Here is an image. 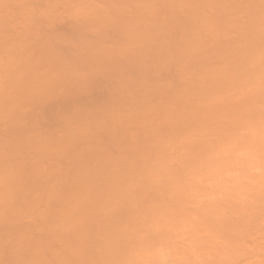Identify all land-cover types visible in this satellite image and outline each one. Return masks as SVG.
Returning a JSON list of instances; mask_svg holds the SVG:
<instances>
[{
    "label": "rangeland",
    "instance_id": "rangeland-1",
    "mask_svg": "<svg viewBox=\"0 0 264 264\" xmlns=\"http://www.w3.org/2000/svg\"><path fill=\"white\" fill-rule=\"evenodd\" d=\"M4 1H5V2H4ZM4 1H3V3H5L6 7H5V5L2 6L3 3H2V0H0V11H2V8H4V9H3V12H0V18H1V19H0V22H1V23H0V27H1V28H0V35H1V34H2V35H5V34H6V35H5V36H0V37H5V38H3V39H6V40H5V43H4V42H3L4 40H2V38L0 39V40H1V42H0V49L3 51V50H5V49H4V47H5V48H6V50H5L6 52H5V51H3V52L6 53V55H5L2 51H0L1 54H2V55L0 54V59L2 58V59L0 60V63H2L1 61L6 60V62H8V64H9V61H8V60H10L9 57H11V59L13 58V59H12V62H15V63H10V66H9V65H7V63L4 61L3 63H4V64L6 63L5 65L9 66V67L6 66V68H3V66H5L4 64H3L2 67H1V64H0V69L2 68L3 71H7V72L5 73V72H3L2 70H0V71H2V72L5 74V75H3V73L0 72V74H1V75H0L1 80H2V75H3V77L5 76L4 78L7 79V82H8V83H9L8 80H11V78L16 79V80H19V79H17V78H20L21 80H22V79L27 80L28 77H27V74H26V73H28V74H29L28 76H30V72H26V73H25V74H26V75H25V78H23V77H24L23 75H20V74H22V73L24 74V72H22V69H23L22 67H26V66H23V65L26 64V65L28 66L29 64L32 63V64H33V67L35 68L36 65H37L36 63H37V61L39 60V61H38V63L40 62L39 65H41V67H43V68H41V67H39V65H37L40 69L43 70V72H41V73H42L41 76L44 77L45 75H48L49 78L52 77V79H49L47 76H46V78L44 77L45 79H48L47 81H48L49 83H50V81L53 82L52 80L55 78V79H54V83H55V84H54V83L51 84V85H53V86H51L52 89H54L53 92L55 93V88H53V87H55L56 84H57V87H56L57 91H58V90L60 91V90L62 89L61 91H63V92H59V91H58V92L61 93V94H63L64 97L62 96L63 98H61V96H60L59 94H57L58 92H56V94H54V93L52 92V90H51V87H49V88H50L49 90H50L52 93H50V95H49L48 93H46V91H47L46 89H48V88H46V87H48V85H47V84H45V85L43 84V83H45L44 80H43V81H42V80H39L38 83H39L40 81L43 82L42 84H43V86H45V88H44L42 85H39L38 83H37V84H34L33 86H37V85H39V86L36 87L37 89H38V87H39V88H40V87H41V88L43 87L44 90H43V88H42V90H41V89H38V91H39V90L42 91V92H40V94L43 93V92H45L46 94L43 93L44 96H43V95H40V94H38L39 96L34 95L35 93L37 94V92H36L37 89H36V91H35V93H34V89H35V88H34V89H32L33 92H32V90H30V92L33 93V94H31V95H33V96H31V95H29V94H26V95L28 96V97H27V96H26V97L29 98V97L31 96L30 99L32 98L31 100H34V99H35L34 96H36V98H37L38 101H36V100L31 101V100H30V102H27V101H29V99L27 100L26 98H23V102H22L21 99H22L23 96H25V94L22 93L23 96H22V97H21V96L19 97L18 92H15V95H17L16 97H17V101H18V102H17V101L13 102V101H14V98H15V95H13V94H12V96L10 95V94L12 93L11 90H14V88H13L14 85H15V88H19L20 86L17 87L16 84L12 85V84H13V81H12V82L10 81L11 86H8L7 82H5V81H3V80H2V82H0V83H2V84H0V85H2V86H1V94H2V92H3V95H2V97H0V99H1V100L3 101V103H4V104H3L2 102H0V103H1V104H0V107L2 106V108L0 109V116L2 117V118H0V119H2V120H0V126H1V128H0V136H1V138H2V139L0 138V141H2V142H0V144L2 143V144L0 145V151H1V152L3 151L2 154H4L5 152H7V151H9L10 149H12V148H10V147H12L13 145H10V144H12L11 139H13V137H14L15 140H13V144H14V142H15V144H17V145L19 146V147H18L19 150L17 149V146H16V147L13 146L14 149L16 148V153H15V155H14L12 152H9L10 154L12 153V154H11L12 157L9 156V154L7 153V154H8L7 156L11 157V159H9V160H7V161H11V160H13V162L11 161L10 164H11V167H12V163L15 162V163H14V167H15V169H16L17 167L19 168V164H18V162L21 161V159H22V161L19 162V163H23V162H24L25 164L28 163V165H29V167H28V165H27V167H24V166H26V165L24 164V165H23V167H24L23 170L26 171V173H28V171L31 172V174H30V172H29L28 174H26V173L24 172L25 175L23 174V176H21L22 173H20V172H21V170H20V172H19V177H20V176H21V177L18 178V180H16V181H15L16 183H14V184H12V182H14L13 179H17V178L11 177V178L8 179V178L6 177V178H7L6 183H7L8 180L10 181V180L13 178V179H12L13 181L11 182V186H12V185H13V186H12V188H11V186L9 185L10 182H8V185H9L8 188L10 187L9 189H13V191H14V189H15V191H14L15 193H14L12 190H11L12 192H11V191L8 192L9 189L7 188L6 184H5L6 187L4 186V184H2L3 180H5V179H3V180L1 179V180H0V187H4V188L0 189V198H1V197H4V196H3L4 193H7V194L11 193L12 195H15V194H17V191L22 192V188H20V186H21V185H24V184H25L24 182H26V181H28V183L26 182V184H27L26 186H28V184H29L28 188L30 187V184L32 185L33 181H34V183L38 184V185H36V184L33 183V185H32L33 187H30V188H29V189H32V188H33L32 190H35V191L37 192V194L35 193V194H33V195H37V196H38V195L41 196V193H43L44 195H47V194H48V193H47V190H50L51 187H53V189H54L55 187H57V185H58V186L61 185V187H62V185H63V187H68L69 184H70V187H72V186H71V185H72L71 182L73 181L72 179H74L75 177H76V179H77V177L79 176L78 174L81 172V171H80V172H74V171L76 170V168H75V167H74L75 169L72 168V166H75L74 163H73V159H72V158H73V157L75 158L76 156H78V159H80L81 157H79V155H82V154L84 153V151L87 150V149L89 148L88 146H90V144H92V145H91L92 148L97 147L96 149H99V148L103 149V148L108 147V146H106V145L109 144V142H107V139H105V140H106V143H104L105 140H104V141L102 140V139L104 138L103 135H105V133H104L105 131H104V130H106V131L109 130L108 133H109V132H110V133H111V132H116V134H118L119 131L117 132L116 127L118 128L119 125L121 124L120 121H121L122 117H121V119H120L118 122H116L117 120L115 121L116 123H118V124H117L118 126H117V125H114V126H115V127H114L112 124L110 125V127H112V126L114 127V130H115V131H113L111 128L109 129V125H108L107 128H103V129L101 128L100 131H99V129H98V130H97L98 133H96V132L93 133V132H92L93 135H94L95 133H96V135H94V137H93V135H92V133H91V135H92L93 138H92L91 136H89V140L92 138V139L90 140V142H89V140L87 139L88 142H89V145H88V142L86 143L87 140H84V142H83L82 140L76 141V142H75L76 144L72 142V144H74V145L72 146L73 148H71V149L73 150L74 147L76 146V147L80 148L79 150L82 152V154H79V153H78V152H80V151H77L78 148H77V150H76V148H75V149H74L75 151L73 150L74 152L72 151V153H71V149H70V147H71V141H70L69 143H67V141L64 139L65 144L67 143L68 145L63 144V145H65V146L62 145V146H63V149H64V147H65V148L68 147V148H69V151H70V152L68 151V152H69V153H68V152H67L68 149H67V150L64 149V150H63L64 153H62V155L64 154V155H63L64 157L61 155V153H58L59 156H58V154L56 153V152L59 150L58 148L61 149V147H59V145H60L59 142L56 143L55 146H53L55 143H52V142H56V140L59 139L60 133H62L61 128H60L59 130L57 129V128H59V126H57V125L62 124L61 122H62L63 119L65 120V121L63 120V123L67 121V120L65 119V117H63V115H64V116L66 115V114H64V113H67V112H65L66 110L68 111V113H70V114H69L70 116H69L68 113H67L66 118H67V116H68L69 118L72 117V115H73V116H74V115L76 116V117L74 116V118H70V119H68L69 122H70V120H71V121H74V120L76 119V120L74 121V123H76L75 125H77V124L79 123V120H81L80 118L78 119L77 117H78L79 115H81V113H83V112H84L83 114H86V116L83 115V114H82V115L87 119V120H86V121H87V124H88L90 121H91V122H90L89 124H91L92 121H94V122L97 123V120H98V119H97V120L95 119V120H96V121H95V120L92 119V117L95 116V114L91 113V111H92V112H94V111H95V112H100V113H98V115H97L98 117H99V114H102L103 119H101V117H99V118H100L99 121H100V120H102V121H103V120H107V119H104V116L107 115V113H108L109 111H107V109L104 110V109L106 108L105 104H107V103L109 102V101H108L109 99L113 98V94L116 95L115 93H116V92L118 93L119 91H120L121 93H127V91H128V93H127L128 96H132V97H130V99L132 98L131 100H134V101L136 100V103H138L137 98H138V100H139V98H141L139 101L143 100V101L146 102V103H145V102H142V101H141V102H142L141 105H143V104L145 103L144 105H145V106L148 105V106L150 107V109H151V110H148V106H147V109H146V107H145V110L143 109V110L145 111L146 114H147V112L149 113V116H150V117L148 116V114H147V115L144 114V115H142V116H141V114H137V116L135 115L137 118L134 117V119L138 120V122H139V119H141V118L143 119L144 117H145V118L147 117L146 119H145V118H144L143 120L141 119V120H140L141 123H142V121H143V123L146 122L145 120H147V119L149 118L148 121H147L146 123L148 124V123H149V120H150L151 123H149V126H150V125L153 126V124H154L153 127L151 126L152 129H151V127H150V130H151V131L149 130L148 125L146 126L147 128L144 129L146 123H145L144 125H143V124L141 125V123L139 124V123H137V121L133 120L134 123L136 122V124L141 125V127H138V128L136 127L137 129H140V128H141V130H142V128H143L142 131H145V130H146L145 133L143 132L144 135L142 134V132H140V130H137V131H136V130L134 129V128H135L134 126H138V125H136V124L134 125L133 122H132V124H133L132 126H133L134 128H132V130H131V128H129V127L124 123L127 119H126V120L124 119V120H125L124 122L122 121V123L125 124V127L127 126L126 128H128V129L131 130V131H134V134H135V131H136V135L138 134L137 132H140V134H141V136L138 134L139 136H138V138H137V137H135L136 135L132 134L133 132L129 131L128 129H125V130L129 131V133H130V134H129L127 131H125L126 133H128L129 137L131 138V140H130L129 137H128V139H127L128 141L131 142V141L134 140V141H133L134 143H135L136 140L139 141V143H138V142L136 143V146L133 144V142H131V143H132L131 145H132V146L134 145V146L136 147V148H135V151H137L138 149H141L144 145L146 146V144H147L148 146H147L145 149L142 148L141 151H143V150H144L145 152L148 151L147 153H149V151H150V152H155L156 150H160L162 147L164 148L165 146H167V144L164 145L165 143H170V142H172V143H170L171 145L168 144V145H170V147L168 146L167 148L165 147L166 149L164 148V149H161V150H160V152L162 151L163 153H165L168 149L171 150V149L174 147V144H175V147H176V148H177V146L180 145V143H178L179 145L176 146V143H177V141H178L177 138L180 139V136H179L178 131H179V132L182 131V135H183V136H185V134H187L186 132H188L187 135L191 134V135L194 136L195 133L192 132V130L195 131V132H196V131H199V130H202V132H203V131L205 132V129L202 127V124H203V126L205 125L204 127H205V128H208L209 130L212 128V129L210 130V132H211L214 128H215V131L217 130V131L219 132V130H220V133H221V134L223 133L222 136H219V138H218V135H219L218 132H217V134H216V135H217V137H216V136H215V133H216V132H215L214 130L212 131V132H214L213 134H212V132L210 133L209 130H206L205 133H207V134H206L207 137H208V138H207L206 136H204L205 134H203V135L200 136V133H201V131H200V132L198 133L199 135L196 134V135H198V137H196V140L199 141V140H200L199 137H202L203 140L201 139L202 141L200 140V142H197V141L195 140V138H193V139L196 141V142H195V141L193 142L192 139H191V138H192L191 135H189V136H190L189 139H191V142H192V143H194V144H195V143H198L200 146H202V148H206V146H207V145L209 144V142H210V140L208 141V139L210 138V139L213 141V142L211 141V143L216 144V145H219V146H218V147H219V151L222 150V151H225V152H226L225 155H227V150H228V149L230 150V148H232V147H230V146H232V145H231V143H232V144H235V146L233 145L234 147L237 146V148H234V147H233L232 149H233V150H234V149H235V150H236V149L238 150V148H239V149H241L242 153L240 152V150H239V151H237V150L235 151V150H234L235 153L238 152L237 155H236L235 153H233V155H235L237 159H236V158L233 159L235 156H234L233 158L231 157V159H233V161L235 160V162H236V161H237V162L239 161V162L236 163V164H235V162H233L234 165H233V163L230 164V165H232L233 167H235V165H237V164L239 165V164H240L239 166L237 165L238 167H240L241 165H244L245 162H248L249 160L251 161L252 158H253V160L256 158V161H257V162L254 161L253 163H256V164L258 163V164H257L258 167H260V166H264V165H263L264 163L261 162V161H264V159H263L264 157H262V156L264 155V153H263V151H264V135H263V134H264V132H263L264 130H263V129H264V128L261 129V127H264V126H263V125H264V120H263V119H264V118H263V117H264V105H263V104H264V97H263V95H264V84H262V83H264V73H263V74L261 73L262 71H264V69H263V68H264V65H263L262 61H261V63H258L259 65L261 64V65H260L261 67L263 66V68L261 69L262 71L260 72L262 75L260 76V74H258V75H259V77H258V75L255 74V75H257V77H258V79H259V84H258L257 86H252V87L248 86V89H247V90H246L247 85H245V87H243V90H241L242 85H239V84L241 83V81H240L241 78H243L244 76L240 77L239 73H237V71H236L235 69H233L234 66H233V64H232L233 58H234L235 55L239 54L238 51H240V48H241V50L244 49L243 46H245V45L247 46V44H248V43H251V42L257 43V46H259V44L261 45V48L259 47V48H260V53H258L259 49L257 48L258 51H257L256 54H257V55L260 54L259 57L261 56V57H262V60H263V62H264V47H263V46H264V39H261V38H263V37L260 36V34L262 35L261 32H264V30H263V29H264V28H263V27H264V26H263V25H264V21L262 22V20H264V17H263V16H264V5H263V4H264V0H263V1H262V0H230V1H228V0H227V1H226V0H215V2H217V5L220 4L219 6H220L221 8L224 7V8H222L223 11H224V10L227 11L226 13H228V11H229V13H228V14H229L228 22L226 23V24H227L226 26H228V27H226V29H227V28H228V29L225 30V28H224V31H223V33H222L223 36H224V41H222V40H223L222 35L220 36V37H222V39L220 40V37H216L215 34H213V31L210 30V29H209V31H211L212 33L209 32V31L207 30L210 34H208L207 32H206L207 34H206V33L202 34L203 32H201V33H200L201 35H198V34H196L195 32L193 33V31H194L193 29H192L193 31H192V30L189 31L191 28H190L189 30L187 29V27L185 28V26H187V24H188L187 21H185V20L190 19L191 17L189 18L188 16H191L192 13H193V11H191V10L194 9V12H195L196 9H199V11H201V8H198V7L200 6L199 3H201L202 0H200V1H199V0H195V1H194V0H193V1H192V0H185V1H183V0H171L170 3H171L172 5H171L170 3L167 4V3L169 2V0H163V1H162V0H155V1H153V0H151V1H148V0H140V1H139V0H138V1H137V0H134L135 2H134L133 0H131V1H130V0L128 1V0H127L128 2H127V1L125 2V0H116L117 2L114 1V0H89V1H88V0H72V2H73L72 4H73V5H72L71 2H70L71 0H65V1H67V3L70 2V4H69V3H68V4L74 6V8H71L69 5H67V3L64 4V2H65L64 0H61V1L59 0L58 5H59L60 3H61V4H60V6H57V2H56V9H57V11H56V9L54 10V12H55L57 15H56L54 12H50V11H53V8H52V10H51V9L47 10V9L49 8V6H48V4H47V3H48V2H47L48 0H46L47 3L45 2V0H44L45 3L43 2V0H41V1L39 0L40 2H39V1L37 2V0H34V1H33V0H32V1H30V0L27 1V0H26V3H25L24 0H16V1H15V0H11V1L4 0ZM12 1H15V3L13 4ZM23 1H24V2H23ZM52 1H54V3H55V1H58V0H51V3H52L51 6L54 7L55 4H54ZM63 1H64V2H63ZM74 1H75V2H74ZM119 1H120L121 3H120ZM122 1H123V2H122ZM147 1H148V2H147ZM157 1H158V2H157ZM176 1H177V2H176ZM179 1H180V2H179ZM186 1H187V2H186ZM208 1H209V2H208ZM210 1H214V0H207L206 2H208V3L206 4L207 6H205L206 8H205V10L202 9L201 12H204V11H207V12L209 11V12H211L212 14L209 13V12H208V13L206 12V14H205V13H203V14L206 15V16L209 14V15L207 16V18L209 17L208 20L210 21V19H211V21H213V20H215V19H214V17H213L214 14H213V11H212L211 7H212L213 5H215L216 3H213V2H212V4H210V3H211ZM224 1H225V2H224ZM238 1H239V2H238ZM261 1H262L263 3H262ZM10 2H11V4H10L9 7H8L7 5H8ZM27 2H29V3L27 4ZM35 2H36L37 4H36ZM42 2H43V3H42ZM49 2H50V0H49ZM62 2H63V3H62ZM76 2H77V3H76ZM87 2H90L91 5L93 4V7L90 5V3H88V5H87ZM94 2H95V3H94ZM97 2H99V3H97ZM107 2H109V3H107ZM115 2H116L117 4H116ZM129 2H130V4H128ZM138 2H139V3H138ZM142 2H143V3H142ZM150 2H151V4H153V5H154L155 3H157V4H155L154 6H153V5H150V4H148V5L146 4V3H150ZM164 2H165V3H164ZM173 2H174V3H173ZM183 2H185L186 5H187V4H190L189 6L192 7V8H190L188 5L186 6ZM188 2H189V3H188ZM192 2H193L194 4L196 3V6H197V5H198V6H197V7H196V6H193V5H192V4H193ZM203 2H205V1L203 0ZM218 2H219V3H218ZM220 2H221L222 4H221ZM230 2H231L232 4H231ZM237 2H238V3H237ZM255 2H256V3H255ZM258 2H260V5H259ZM7 3H8V4H7ZM33 3H34V5H33ZM38 3H39V4H38ZM51 3H49V5H50ZM74 3H75V4H74ZM85 3H86V7H84V6H85ZM110 3L112 4V7H111V8H109V7L111 6V5H109ZM118 3H119V4H118ZM125 3H126V5H125ZM181 3L183 4L182 6L180 5ZM191 3H192V4H191ZM225 3H226V4H225ZM235 3H236V4H235ZM261 3H262V5H261ZM16 4H17V5H16ZM18 4H20V5H18ZM30 4H31V5H30ZM44 4H45V5H44ZM46 4H47V7H44V8H43V6H46ZM63 4H64V5H63ZM79 4H80V5H79ZM113 4H114V5H113ZM127 4H128V6H127ZM133 4H134V7L136 6V7L134 8L135 11H136V12L138 11L139 14H140V13L142 14V12H143V13H146V12H149V11L152 12L151 15L153 14V16H151V19H152L153 17H154V18H153V20H150V19H149V21H150V22L152 21L151 24H152V23H154V24L156 23L157 25L159 24V25H158V26H159V27H158L159 29L157 28V25H155L154 28H153V29H155L154 31H153V29H150V27H149V29L151 30L150 33H149L150 35L147 34L149 30H148V31L145 30L147 33H146V32H143V33H142L141 36H144V37H141V36H140L139 38H141L142 40L140 39V41H138V43L140 42L141 44H138L137 46H135V47H137V49L140 47V49H138V50H137L136 48L134 49V46H133V48H132V45L130 46V44H123V43H124V39H126L127 32H128L127 37H129V36H132V37H133V35H132L133 32H134V34H136V32H137V30H138L137 28L139 27V24H140V22L137 23V21L141 20V19H139V20L137 19V18H139V16L137 17L138 14H132V15H131V13L134 12ZM145 4H146L148 7H147ZM162 4H163V6H161ZM174 4H175V5H174ZM177 4H178V5H177ZM224 4H225V6H224ZM233 4H234V5H233ZM22 5H23V6H22ZM24 5H25V6H24ZM35 5H39L40 7H42V8H40V7L37 6V7H38V8H37V9H38V12H40L39 14H38L37 11H36L37 9H35V8H36ZM41 5H42V6H41ZM97 5H98V6H97ZM116 5H117V6H116ZM139 5H141L142 7H140ZM166 5H168V6H166ZM169 5H170V7H172V8H173V5H174V7L178 6V9H179V10H178V12H174L175 14H174L173 16H171V13H172V12H169V10H168V9H170ZM179 5H180V7H179ZM204 5H205V4L203 3V4L201 5V7L204 8ZM208 5H210V7H209ZM221 5H222V6H221ZM230 5H232L233 7L230 6ZM255 5H256V6H255ZM14 6H15V7H14ZM17 6L20 7V8L18 9ZM33 6H34V9H33ZM51 6H50V7H51ZM68 6H69V8H71V9H69ZM75 6H76V7L78 6L77 9H79V7L82 8V9H81L82 12L84 11V9H85V11H86V12L84 11L85 13H87V12H88V13L92 12V13H91V16H92V15L94 16V14H97V18H99V20H98L97 18H95L96 15L94 16V18H93V17L91 18L90 14H85V13L83 12V13L85 14V16L88 15V16H86V17H89L91 20H90V19H86L85 16H82V15H84V14L81 13V10H80V9H79L80 11H79V10H76V7H75ZM89 6H90V9H91V8H94V9H91L90 11L86 10L87 8L89 9ZM96 6H97V7H96ZM118 6H120V8H119ZM121 6H122L123 8H121ZM130 6H131V7H130ZM137 6H138V8H137ZM144 6H145V7H144ZM149 6L152 7V8H150ZM183 6H184V7H183ZM228 6H229V7H228ZM262 6H263V7H262ZM13 7L16 8V9H14ZM22 7H23V8L25 7V9H28V11L26 10V11H27V12H26L25 10H23ZM29 7H31V9H33V11L30 10ZM106 7H107V8H106ZM115 7H116V8H115ZM117 7H118V8H117ZM156 7H157V8H156ZM165 7H166V8H165ZM182 7L185 8V9H183ZM194 7H195V8H194ZM234 7H235V9H234ZM240 7H241V8L243 7V8L240 9ZM260 7H261V8H260ZM6 8H7V9H6ZM45 8H46V10H45ZM98 8H100L99 11H98ZM125 8H126L127 10H126ZM136 8H137V9H136ZM147 8H148V9H147ZM153 8H155L154 11H153ZM158 8H162V9H158ZM164 8H165V10H164ZM172 8H171V9H172ZM207 8H208V9H207ZM252 8H253V9H252ZM254 8H256V9H254ZM258 8H259V9H258ZM13 9H14V10H13ZM40 9H41V10L44 9V12H46V14H48V13L50 12L51 17L49 16L50 14L47 15V19H48V21H47V19H46L45 17H43L44 13H43V11H41ZM72 9H75L77 12H79V13L81 14V16H79V17L81 18V20H82L83 18H84L83 21H85V19L87 20V22H86V21L84 22L85 24H87V23L89 24V23H90L89 25L87 24L89 27L86 25L87 28H85L86 26H85L84 23H83L84 25L80 26V23L82 24V21L80 20L79 17H78L77 21L80 20L81 22H80V21L78 22L79 25L76 24L77 22H75V21H76L75 19L77 18V16H78L79 14L77 15L76 12H72ZM106 9H108V10H106ZM117 9H118V11H117ZM119 9H120V10H119ZM122 9H123L124 12L122 11ZM132 9H133V10H132ZM138 9H139V10H138ZM142 9H143V11H142ZM144 9H146V11H145ZM151 9H152V10H151ZM173 9H175V8H173ZM173 9H172V10H173ZM186 9L189 10V12H191V15H188V14H190V13L187 12ZM190 9H191V10H190ZM210 9H211V10H210ZM5 10H6V11H5ZM39 10H40V11H39ZM75 10H74V11H75ZM95 10H96V11H95ZM113 10H114V11H113ZM125 10L128 11L129 14H128V12H126ZM140 10H141V11H140ZM180 10H181V11H180ZM231 10H232V12H231ZM234 10H235V11H234ZM252 10H253L255 13H254ZM261 10L263 11V14H262V11H261ZM17 11H18V12H17ZM23 11H25V12H23ZM29 11H32V12H29ZM35 11H36V12H35ZM48 11H49V12H48ZM101 11H103V12H101ZM105 11L109 14V16H108V14L104 13ZM111 11H112V12H111ZM139 11H140V12H139ZM144 11H145V12H144ZM170 11H171V10H170ZM174 11H177V10H174ZM179 11H180V12H179ZM185 11H186L187 13H186ZM196 11H197V10H196ZM199 11H198V12H199ZM214 11H215V10H214ZM257 11H258V12H257ZM259 11H260V13H259ZM41 12H42V13H41ZM95 12H96V13H95ZM97 12H99V13H97ZM100 12H101V13H100ZM153 12H154V13H153ZM156 12H157V13H156ZM167 12H168V13H167ZM238 12H239V13H238ZM9 13H10V14H9ZM25 13H32V14H30V15H31V18L28 17V20H26V19H27L26 17H27V16H30V15H29V14L24 15ZM36 13H37V14H36ZM52 13H53V16H52ZM75 13H76V15H75L76 17H75L74 15H72V16L75 17V18H73V19H72V18H69V17H72V16H70L71 14H75ZM93 13H94V14H93ZM103 13H104V15H103ZM116 13H117L119 16H118ZM119 13H121V14H119ZM123 13H124V14H123ZM134 13H135V12H134ZM155 13L158 14V15H156ZM164 13L167 14V15L164 16ZM177 13H178V14H177ZM181 13H182V14H181ZM184 13H185V14H184ZM230 13H231L233 16H232V15L230 16ZM235 13H236V14H235ZM257 13H258V15H257ZM20 14L23 15V16H21ZM42 14H43V15H42ZM69 14H70V15H69ZM126 14H127L128 18L126 17ZM162 14H163V16H162ZM168 14H169V15H168ZM193 14H194V13H193ZM195 14H197V12H195ZM199 14H200V13H199ZM203 14H202V15H203ZM259 14H260V15H259ZM54 15H56L55 18H56L57 20L54 18ZM99 15H100V16H99ZM101 15H102V16H101ZM112 15H113V16H112ZM133 15H135L136 19L134 18ZM160 15H161V16H160ZM184 15H185V17H184ZM262 15H263V16H262ZM3 16L5 17V19H4ZM6 16H7V17H6ZM33 16H35V17H33ZM36 16H37L38 18L41 17V16H42V17H41V19L39 18V20H38V18H37ZM45 16H46V15H45ZM68 16H69V17H68ZM116 16H118V17L116 18ZM121 16H122L123 18H122ZM158 16H159V18H158ZM166 16H167V17H166ZM175 16H176L177 18H176ZM179 16H181V17L183 16V17L181 18V17H179ZM211 16L213 17V20H212V17H211ZM258 16H259L260 18H259ZM23 17H24V18H23ZM49 17H50V19H49ZM106 17H107V18H106ZM109 17H111V18H109ZM113 17H114V18H113ZM125 17H126V18H125ZM132 17H133V18H132ZM155 17H156L157 19H155ZM164 17H165V18H164ZM168 17H169V18L171 17L170 20H171V22H173V24L170 23V20H169ZM178 17H179V18H178ZM186 17H188V18L186 19ZM232 17H233V18H232ZM255 17H257V18H255ZM2 18H3V19H2ZM8 18H9V20H7ZM32 18H33V19H34V18L37 19V20L39 21V23H40V21H42V18H43V21L40 23V24H41V25H40L39 23H35L36 20H30V19H32ZM51 18H52V21H53V22L51 21ZM58 18H59V19H58ZM60 18H61V19H60ZM105 18H106V19H105ZM108 18H109V20H108ZM118 18H119V19H118ZM130 18H132V19H130ZM173 18H174V19H173ZM175 18H176V19H175ZM183 18H184V19H183ZM192 18H193V17H192ZM45 19H46V20H45ZM94 19H96L98 22L95 21ZM103 19H105V20H103ZM121 19H122V21H123V22H122L123 25L120 23ZM128 19H130V23H127V25H128V26H131V27H127V25H126V23H125L126 21L129 22ZM154 19L156 20V22H153V21H155ZM159 19H160L161 21H160ZM179 19H180V20H179ZM181 19H182V20H181ZM258 19H259V20H258ZM260 19H261V20H260ZM29 20H30V21H29ZM49 20H50V21H49ZM54 20H55V21H54ZM61 20H62V21H61ZM88 20H89L90 22H89ZM111 20H112V22H111ZM115 20H117V21H115ZM133 20H134L135 23H137V26H138V27L136 26V24H135V25L133 24V23H134V22H132ZM136 20H137V21H136ZM157 20H159V21H157ZM178 20H179V21H178ZM232 20H233V21H232ZM234 20H235V21H234ZM256 20H257V21H256ZM4 21H5V22H4ZM34 21H35V22H34ZM38 21H37V22H38ZM56 21H57V22H56ZM59 21H60V22H59ZM91 21H92V22H91ZM94 21H95V22H94ZM101 21H102V27H104V28L101 27ZM113 21L116 23V24H113L114 26L111 25L112 23H114ZM118 21H119V22H118ZM149 21H148V22H145V24L148 23L147 25H149V23H150ZM166 21L169 22V23L167 24ZM183 21H184V22H183ZM230 21H231V25H230ZM236 21H237V23H236ZM253 21H254V22H253ZM258 21H259V23H258ZM9 22H10L11 25L9 24ZM31 22H32V23L34 22V23H33L34 26H36L37 24L40 25L39 27L36 26V28H38V29H36L34 26H32L33 24H32ZM43 22H48V23H43ZM50 22H51V23H50ZM105 22H106V23H105ZM109 22H111L110 25H111L113 28L115 27V25L117 26V25L120 23L121 26H124L125 30H124L123 27L121 28L120 25H119V27H118V31L115 32L116 29H117V27L114 28V29H112L111 26H109V24H108ZM157 22H158V23H157ZM163 22L166 23V24H164ZM185 22H186V23H185ZM213 22H214V21H213ZM225 22H226V21H225ZM232 22H233V23L235 22V24H233ZM255 22H256V23H255ZM261 22H262V23H261ZM29 23H30V25H29ZM56 23H57V24H56ZM61 23H63V24L61 25ZM94 23H95V25H94ZM99 23H100V24H99ZM117 23H118V24H117ZM131 23H132V25H134L133 27H132ZM175 23H176V24H175ZM177 23H178V24H177ZM184 23H185V24H184ZM5 24H7L8 26L5 25ZM46 24H47V27H46ZM51 24H52V26H50V27L48 28V25H51ZM54 24H55V25H54ZM75 24L78 25V26L76 27ZM96 24L98 25V27H97ZM103 24H104V25L107 24V25L104 26ZM124 24H125V25H124ZM129 24H130V25H129ZM154 24H153V25H154ZM161 24L163 25L164 29H163V28H160V26L162 27ZM182 24H184V26H183ZM252 24H253L254 26H253ZM3 25H5V26H3ZM9 25H10V27H9ZM53 25H54V26H53ZM90 25H91V26H94V27H91ZM259 25H261V26H259ZM27 26H29V29H28ZM74 26L76 27V30H77V31H76L75 29L73 30V27H74ZM79 26H80V27H79ZM125 26H126L128 29H127ZM149 26H150V25H149ZM172 26H173V27H172ZM178 26L181 27V28H179ZM188 26H189V25H188ZM234 26H235V27H234ZM236 26H237V27H236ZM256 26H257V28H256ZM5 27H6V30H8V31H5ZM7 27H8L9 29H8ZM30 27H31V29H30ZM32 27H33V28H32ZM45 27H46V29H44ZM51 27H52V28H51ZM58 27H59V28H58ZM60 27H61V28H60ZM147 27H148V26H147ZM167 27H170V28H168L169 30L167 29ZM189 27H190V26H189ZM233 27H234L235 29H234ZM238 27L241 28V29L239 30ZM254 27H255V28H254ZM258 27H260V28L262 27V30H255V29H259ZM50 28H51V29H50ZM54 28H55V29H54ZM56 28H57V30H56ZM64 28H65V29H64ZM88 28H89V29L91 28V29H90L91 31H89ZM92 28H94V29L96 30V33L93 32L94 29H93V31H92ZM100 28H101V29H100ZM106 28H107V30H106ZM119 28H121L120 30L123 29L124 32L128 30L127 32H125L126 35H123V36H125V38L120 37V34H119V33H120V30H119ZM131 28H132V29H131ZM253 28H254L255 31L253 30ZM3 29H4V30H3ZM26 29H27V30H26ZM32 29H33V31H32ZM40 29H41V31H40ZM42 29H43V30H42ZM58 29H59V30H58ZM85 29H86V30H85ZM97 29H98V31H99L98 34H97ZM99 29L102 31V33H101V31H100ZM110 29H112V30H110ZM126 29H127V30H126ZM134 29H135V30H134ZM136 29H137V30H136ZM178 29H181V30H178ZM182 29H184V31H182ZM230 29H231V32H230ZM28 30H30V31H28ZM44 30H45L46 32H45ZM60 30H61V31H60ZM62 30H63V31H62ZM72 30H73V31H72ZM78 30H79V31H78ZM87 30H88V32H90L91 35H89V33L87 32ZM105 30H106L107 32H105ZM130 30H132V31H130ZM133 30H134V31H133ZM157 30H159V33H161L162 35H163L162 31L164 32V30H165V32H167L168 34H166V33L164 32V36L160 37L161 34L158 36L159 33H158ZM186 30L189 31L190 33L187 34L188 32H187ZM238 30H239V32H238ZM243 30H244V31H243ZM249 30L251 31V34H250V31H249ZM3 31H4V32H3ZM38 31H39V35H38ZM43 31H44L45 33H41V32H43ZM66 31H67L68 33H66ZM75 31L78 32V33H76L77 36H75L76 34L74 35ZM85 31L87 32V35H86V36H85V34H86ZM109 31H110V32H109ZM112 31H113V32H112ZM123 31H121V32L124 33ZM129 31H130V32H129ZM135 31H136V32H135ZM160 31H161V32H160ZM169 31H170L171 33H170ZM228 31H229V33L226 34ZM256 31H259V32L257 33ZM260 31H261V32H260ZM6 32H7L8 34H7ZM25 32H26V34H24ZM27 32H28V34H27ZM29 32H30L31 35L29 34ZM36 32H37V33H36ZM49 32H51V33H49ZM72 32H73V36H72V34H71ZM80 32H83V33H80ZM91 32H93V35H92ZM114 32H115L116 36L113 37V35H115ZM118 32H119V33H118ZM153 32H154V33H153ZM155 32L158 33V34L156 33L157 36L159 37V39H162V40H158V38L156 37ZM180 32H181V33L184 32V34H183V33H182V34H183L184 36H186V37H189V39L187 38V40H188V41L191 40V41L188 42L186 39H183L184 36H183V35H179V34H181ZM204 32H205V31H204ZM225 32H226V33H225ZM243 32H244V33H243ZM247 32H248V33H247ZM252 32H253V33H252ZM255 32H256V35H254ZM35 33H36V34H35ZM54 33H56V35H55ZM63 33H65V34H63ZM69 33H70V36H69ZM79 33H80V35H82L83 37L80 36ZM84 33H85V34H84ZM107 33H109V35H108ZM110 33H112L113 35L110 34ZM117 33H118V35H117ZM122 33H121V34H122ZM125 33H124V34H125ZM130 33H132V34L130 35ZM144 33H145V35H144ZM191 33H192V34H191ZM240 33H242V34H240ZM15 34H16V36H14ZM21 34H22V35H21ZM32 34H33V35H32ZM40 34H41V35H40ZM46 34H47V36H45ZM67 34H68V36H67ZM94 34H95V35H94ZM101 34H103V35H101ZM104 34H105V35H104ZM106 34H107L108 36H107ZM152 34H153V35L155 34V36L153 37ZM193 34H196V35H193ZM212 34H213V35H212ZM225 34H226L227 36H225ZM249 34L252 36V38H251V36H249ZM18 35H20V36H18ZM28 35H29V36H28ZM37 35H38V37H37ZM52 35H54V38H56L57 41H58V39H59V41H58L59 43L55 42V41H54V40H55L54 38H51V37H53ZM57 35H59V37H58ZM78 35H79L80 37H79ZM147 35H148V36H147ZM165 35L167 36V38H166ZM187 35H188V36H187ZM190 35H191L192 37H190ZM202 35H203V36H202ZM204 35H205V37H204ZM206 35H207V37H206ZM210 35H211V36H210ZM241 35H242V36H241ZM27 36L30 38L32 44H29V43H31V42H30V40L27 38ZM31 36H34L35 39H33V37L31 38ZM39 36H40V38H39ZM63 36H64V37H63ZM87 36H90V38L87 37ZM93 36H95V37H93ZM99 36H100V38H99ZM102 36H103V37H102ZM106 36H107V37H106ZM118 36L120 37V39H118V38H119ZM145 36H146V38H145ZM178 36H180V38L183 37V38H181V40H182L183 42L180 41V39H179ZM196 36H197V37H196ZM198 36H200V37H198ZM245 36H246V38H245ZM253 36H254V37H253ZM258 36H259V37H258ZM7 37H8V38H11L13 41H11V39L7 40V39H8ZM12 37H13V38H12ZM23 37H24V38H23ZM36 37H37V38H36ZM41 37H42V38H41ZM49 37H50V38H49ZM60 37H62V41H64L63 44H64L65 42L68 41L67 43L64 44V46H65V45L67 46V44H68L67 47H69L70 44H71L70 41H71L72 43L74 42L73 44H71V47H72V45H73V46L75 45V49H74V47H72V50H76V51H77V53H76V51H74V52L77 54V56L75 55L74 52H70V53L68 52V51L71 50L70 47L68 48V49H69V50H68L67 47L65 46V48L68 50L67 52H66L65 49H62V47L64 48V46H62L63 44H62V42H61ZM67 37H68V38H67ZM72 37H73V38H72ZM74 37H75V38H74ZM105 37H106V38H105ZM115 37H116V38H115ZM117 37H118V38H117ZM168 37H169V38H168ZM186 37H185V38H186ZM193 37H196V39H193ZM202 37H203L206 41H205L204 39H202ZM215 37H216V38H215ZM228 37H229V38H228ZM242 37H243V39H242ZM249 37H250L251 39H250ZM16 38H20V39H17V41H20V40H21L20 42H18V45H17V41H15ZM21 38H22V39H21ZM38 38H39V39H38ZM44 38H45V40H46L47 42H48V40L50 39L49 42L47 43V44H48V45H47L48 47L45 45L46 41L44 40ZM46 38H47L48 40H47ZM63 38H64V39H63ZM69 38H70V39H69ZM79 38L82 39V41H79ZM85 38H86V39H85ZM87 38H88V39H87ZM94 38H95V39H94ZM102 38L105 40V42H103V39H102ZM110 38H111V39H110ZM150 38L153 39V40L157 38V40L152 41V42H153V43H152ZM163 38H164V39H163ZM190 38H191V39H190ZM197 38H198V39H197ZM226 38H227L228 40H226ZM257 38H258L259 40H258ZM26 39H27V41H26ZM32 39L34 40V42H33ZM52 39H54V40H52ZM67 39H68V40H67ZM93 39H94V40H93ZM96 39H97V40H96ZM98 39H99V40H98ZM108 39H109V40H108ZM145 39H146V40H145ZM178 39H179V41H178ZM199 39H200V42H198ZM212 39H213L214 41H215V39H216V42L214 43V41H213ZM241 39H242V40H241ZM256 39H257V40H256ZM23 40H24V41H23ZM35 40H36V41H35ZM37 40H38V42H37ZM43 40L45 41V43H44ZM73 40H76V41L78 40L77 42H78V43L81 42V44L79 43L80 45L78 46V43H77L76 41H73ZM95 40H96V43H95ZM117 40H118V42H117ZM122 40H123V43H122ZM163 40H164L165 42H164ZM185 40H186V41H185ZM193 40H195V41H193ZM197 40H198V41H197ZM202 40H203V41H202ZM208 40H209V41H208ZM218 40L221 41V42H219ZM225 40H226V41H225ZM238 40H239V41H238ZM245 40H246V41H245ZM247 40H248V41H247ZM252 40H253V41H252ZM255 40L258 41V42H256ZM8 41L11 42V44H12L11 46H12V47L9 46V45H10V44H9L10 42H8ZM14 41L16 42V44H15ZM22 41H23V42H22ZM41 41H42V42H41ZM83 41H84V43H83ZM88 41H89V44L92 42V43L90 44L91 46H90L89 44H87ZM113 41H114V42H113ZM161 41H162V42H161ZM184 41H185V42H184ZM201 41H202V44H201ZM217 41H218V42H217ZM227 41H228V42H227ZM235 41H236V42H235ZM240 41H241V42H240ZM242 41H243V43H242ZM21 42H22V43H21ZM28 42H29V43H28ZM36 42H37V43H36ZM39 42H41V45L39 44ZM97 42H98V44H97ZM155 42H156V43H155ZM163 42H164V43H163ZM190 42H191V43H190ZM195 42H197L196 44H198V43H199V44L196 45V44H194ZM203 42H204L205 44H204ZM206 42H207V43H206ZM209 42H210V43H209ZM225 42H226L227 44H226ZM230 42H231V43H230ZM237 42H238L239 45L237 44ZM245 42H246V43L248 42V43L246 44ZM35 43H36V44H35ZM56 43H57V44H60V43H61V44H60V48H59V45H58V47H57ZM69 43H70V44H69ZM100 43H103V44H100ZM147 43H150V44H149L150 47L147 45ZM157 43H158V46H157ZM178 43H179V44H178ZM181 43H183V44H181ZM189 43H190V44H189ZM192 43H193V44H192ZM216 43H219V44L216 45ZM229 43H230V44H229ZM232 43L234 44V46H235V44L238 45V47H236V46L233 47ZM4 44H6V45H4ZM14 44H15V45H14ZM22 44H24V46H20V45H22ZM25 44H26L27 46H26ZM43 44H44V45H43ZM52 44H53V45H52ZM84 44H85V45H84ZM95 44H96L97 46H99V45H101V46L96 47ZM120 44H121V45H120ZM154 44H155V46H153ZM171 44H172V45H171ZM174 44H175V46H179L180 44H181V45H180V47H177V48H176V47L174 46ZM185 44H186V45H185ZM208 44H209V45H208ZM220 44H223V45H221V47H220ZM243 44H245V45H243ZM251 44H252V43H251ZM1 45H2V47H1ZM7 45H8V46H7ZM16 45H17V46H16ZM33 45H34L35 47H34ZM50 45H51V46H54L52 50H51V48L49 47ZM55 45H56V46H55ZM83 45H84V46H83ZM88 45H89V48L91 47V48H90V52H87V51H88ZM93 45H94L95 47H94ZM102 45H103V46H102ZM118 45H119V46H118ZM122 45H123V47H122ZM124 45H125V46H124ZM127 45H128V46H127ZM141 45H142V46H141ZM146 45H147V46H146ZM161 45H162V46L165 45V46L162 47ZM168 45H170V47H169ZM183 45H185V46H183ZM187 45H188V46H187ZM193 45H194V46H193ZM195 45H196L197 47H196ZM199 45L202 46V47H203V45H205L204 47H205V48L207 47V48H206V49H205V48H201V47H199ZM213 45H214V47H213ZM218 45H219V46H218ZM228 45H229V46H228ZM231 45H232V47H231ZM262 45H263V46H262ZM6 46H7V47H6ZM19 46H20V47H19ZM28 46H29V47H28ZM30 46H31V48H30ZM39 46H42V47L45 46V47H43L44 49H43L42 47H41V49H40ZM76 46H77V47H76ZM82 46H83V49H81ZM126 46H127V48H125ZM152 46H153V47H152ZM159 46H160V47H159ZM171 46H173V47H172V48H173V49H172L173 51H175V50L178 51V50H179V51H178L179 53H178V52H177V53H174L173 51H171V53L173 52V54H172V55H173V58H174L175 56L178 55L179 58L175 57L177 60H176L175 58H174V60H173L172 57H171L172 59H170L169 57L172 56V55H170V56H169V54L166 55L167 51L170 52V48H171ZM192 46H193V49H194V47H195V49H196L197 52H196L195 50L192 49ZM210 46H212V47H210ZM215 46H216V48L218 47L217 50H216ZM225 46H226V47H225ZM239 46H240V47H239ZM241 46H242V47H241ZM246 46H245V47H246ZM8 47H9V48L11 47L12 49L10 48L11 50H9ZM13 47H14V48H13ZM36 47H37V48H36ZM38 47H39V48H38ZM46 47H47L48 49L50 48V50H48ZM56 47H57V48H56ZM84 47H87V49L84 50ZM115 47H117V50H115V49H116ZM128 47H130V48H128ZM158 47H159V48H158ZM166 47H167V50H166V52H165ZM184 47H186V50H187L189 53H190V50H191V53H192V54H191V53L189 54V55H190V57H189L190 59H189V60L192 61L191 63H192L193 65L190 63V61H189L188 63H186L187 61L180 60V59H183V56H186V55H184L185 52H186V50L184 49ZM198 47H199V48H198ZM222 47H224V48H222ZM2 48H3V49H2ZM17 48H20V50L17 49ZM22 48H23V49H22ZM29 48L32 49V50H30ZM77 48H78V49H77ZM92 48H93V49H92ZM94 48H96V50H95ZM99 48H101L102 51L99 50L97 56H96V55H93V54H95V53L97 54L96 51H97ZM118 48H120V49H118ZM124 48L126 49V50H125L126 53H125V51H123L125 54L121 51V49L124 50ZM146 48H147V49H146ZM148 48H149V49H148ZM187 48H189V49H187ZM190 48H191V49H190ZM200 48H201V50H199ZM221 48H222V49H221ZM235 48H236V49L238 48V49H237V50H234ZM13 49H14V50H13ZM15 49H16V50H15ZM34 49H36V50L38 49V50L36 51V50H34ZM42 49H43V51H44V50H46V51L42 52V51H41ZM54 49H56L57 53H56V51H53ZM91 49L93 50L92 53H91V51H92ZM127 49H129V52H128ZM131 49H132V50H131ZM144 49H145V50H144ZM151 49H152V50H151ZM154 49H155V50H154ZM182 49H184V50H182ZM220 49H221V50H220ZM223 49H225V50H223ZM229 49H230V50H229ZM261 49H262L263 52H261ZM8 50L10 51V53H9ZM17 50H18V52H17ZM21 50H22V51H21ZM25 50H27V51H25ZM29 50H30V51H29ZM47 50H48V51H47ZM72 50H71V51H72ZM106 50L108 51L109 54L107 53ZM130 50H131V52H130ZM133 50H134V51H133ZM135 50H136V52H135ZM162 50H163V53H164L166 56H165V55H162V53L159 54V52L162 51ZM198 50H199V51H198ZM202 50H204L205 52H204V51L202 52ZM228 50H229V51H228ZM232 50H234V51H232ZM12 51H14V52H16V53L14 54V52L12 53ZM23 51H24V52H23ZM28 51H29V52H28ZM34 51L37 52V53L35 54ZM59 51H60V52H59ZM82 51H85V52H82ZM103 51L106 52L107 55H106L105 53L103 54V53H102ZM111 51H113V52H111ZM114 51H115V52H114ZM116 51H117V52H116ZM119 51H120V53H119ZM139 51H140V52H139ZM146 51H148V53H147ZM152 51H153V52H152ZM158 51H159V52H158ZM225 51H226L227 53H226ZM231 51H232V52H231ZM19 52L21 53V56L24 57V59H23V57H20V56H19V54H20ZM26 52L28 53L27 55H26ZM31 52H33V53H31ZM40 52H41V53H40ZM52 52H53L54 55L52 54ZM86 52H87L88 54H90V53L92 54V55L90 54V55L92 56V59H93V56H94L95 58H96V57L99 58V57L102 56L101 59H103V60L101 61L100 58H99V59L96 58V59H97V61H96L97 63H93L94 61H92V59H91V61L89 62L91 56H90V55L88 56V54H87ZM134 52H135V54H133ZM150 52H151V53H150ZM175 52H176V51H175ZM180 52H182V53H180ZM194 52H195V54L199 52V56H198V54L195 55ZM220 52H224V53H220ZM235 52H236V54H235ZM237 52H238V53H237ZM22 53H24V54H22ZM38 53L41 55V56L39 57L40 59L37 58V57L39 56ZM43 53H45L44 55L46 56V57H44V59L42 58V57L44 56V55L42 56ZM72 53H73V55H72L73 58L70 56ZM83 53H84V54H83ZM85 53H86L87 56L89 57V58H87L88 60L85 59V58L87 57ZM99 53H102V55L99 54ZM111 53H112V55H111ZM113 53H114V55H113ZM131 53H132V54H131ZM142 53H143V54H142ZM144 53H145V54H144ZM146 53H147V54H146ZM152 53H154V54H152ZM171 53H170V54H171ZM186 53H187V52H186ZM202 53H203V54H202ZM231 53H232V54H231ZM11 54L16 55V56H14L15 58H14L13 55H11ZM30 54H31V55H30ZM37 54H38V56H37ZM57 54H58V55H57ZM69 54H70V55H69ZM82 54H83V55H82ZM117 54H118L119 57H116ZM139 54H140V55H139ZM155 54H157L159 57H158L157 55H155ZM174 54H177V55H174ZM181 54H182V55H181ZM222 54H223V55H222ZM225 54H226V55H225ZM227 54L230 55V56L233 55L232 58H231L230 56H228ZM234 54H235V55H234ZM10 55H11V56H10ZM52 55H53L54 57H53ZM63 55H64V56H63ZM74 55L78 58V59H76V60H77L76 62H75V60H74V59L76 58ZM81 55H82V56L84 57V59L87 60L88 62L85 61V60H83V57H82ZM100 55H101V56H100ZM121 55H122V56H121ZM138 55H139V56H138ZM143 55H144V56H143ZM146 55H147V56H146ZM151 55H152V56H151ZM154 55H155L156 57H158V58H156ZM161 55H162V56H161ZM189 55H188V56H189ZM202 55H203V56H202ZM204 55H205V56H204ZM217 55H219V56L217 57ZM257 55H255L254 57H256ZM1 56H2V57H1ZM8 56H9V57H8ZM29 56H30V57H29ZM31 56H32L35 60H34L33 58H31ZM51 56H52V57H51ZM62 56H63V57H62ZM65 56H66V57H65ZM68 56H69V57H68ZM105 56H106L108 59H107ZM130 56H131V57H130ZM133 56H134V57H133ZM150 56H151L152 58H151ZM160 56H161V57H160ZM163 56H165L166 58H167V56H168V59L164 58V59L166 60V61H165L164 59H162ZM192 56H194V59H195V58H197V59L194 60ZM195 56H196V57H195ZM5 57H6L8 60H7ZM16 57H17V58H16ZM18 57H19V58H18ZM27 57H29V58H28V59H25V58H27ZM47 57H48V58H47ZM57 57H58V58H57ZM79 57H80V59L82 58V59H81L82 61L80 60V61H81V64H82V62L85 61V62H84L85 64L83 63L82 66H85V65H86V67H87V66H89V67L91 66V68H90L89 70L86 71V68H84V70H83V67L81 66V64L78 65L79 63H77V62H80V61H78V60H79ZM110 57H111V58H110ZM112 57H114L115 60H118V61H119L118 64H119L120 66L117 67L118 64L116 65V61L113 60ZM137 57H138V58H137ZM199 57H200V59H198ZM201 57H202V58H201ZM235 57H236V56H235ZM257 57H258V56H257ZM257 57L254 58V61H253V62H256V61L260 62L259 57H258V58H257ZM20 58H21V59H20ZM49 58H50V59H49ZM71 58H72V59H71ZM118 58H119L120 60H119ZM147 58H148V60H147ZM149 58H150V59H149ZM155 58H156L157 60L160 59V60H159L160 63H159V62L157 63V62H156L157 60H156ZM224 58H225V59H224ZM226 58H227V59H226ZM19 59H20L21 62L18 61ZM41 59H42V60H41ZM47 59H48V60H47ZM56 59H58L59 64H58V62H57ZM68 59H69V60H72V61H69V62H68ZM106 59H107V60H106ZM110 59H112V60H110ZM139 59H140V60H139ZM153 59H154V60H153ZM192 59H193V60H192ZM204 59H205V60H204ZM207 59H208V60H207ZM210 59H211V60H210ZM221 59H222V60H221ZM223 59H224V61H223ZM229 59H230V60H229ZM15 60H16V61H15ZM23 60H25V61L27 60V61L29 62V64H27V63H25V64L22 63V62H25V61H23ZM30 60H31V61H30ZM40 60H41V61H40ZM43 60H44V62H45V60H46L45 64H44ZM55 60H56V61H55ZM64 60H65V63H66V64L64 63ZM73 60H74V61H73ZM93 60H95V59H93ZM128 60L130 61V63H129ZM144 60H145V61H144ZM161 60H163L162 62H164V63H162ZM197 60H198V61H197ZM202 60H203V61H202ZM218 60H219V61H218ZM10 61H11V60H10ZM27 61H26V62H27ZM32 61H33V62H32ZM47 61H48V63H47ZM54 61H55V62H54ZM66 61H67V62H66ZM99 61H100V62H99ZM104 61H106V62H104ZM107 61H108V62H107ZM112 61L115 62V65H116L115 69H116V70H115L114 67H113V63H114V62H112ZM118 61H117V62H118ZM123 61H124V62H123ZM127 61H128V62H127ZM150 61H151V62H150ZM153 61H154V62H153ZM180 61H181V62H180ZM182 61H183V62H182ZM212 61H213V62H212ZM220 61H221V62H220ZM228 61H229V62H228ZM234 61H235V59H234ZM18 62H19V63H18ZM34 62H35V63H34ZM42 62H43V63H42ZM56 62H57L56 65L58 66L57 69H56V65H55ZM62 62H63V63H62ZM74 62H75V63H74ZM86 62H87V63H86ZM109 62H112V64L109 63ZM120 62H122V63H120ZM126 62L129 63V64H127ZM132 62H133V63H132ZM134 62H135V63H134ZM141 62H142V63H141ZM146 62H147V63H146ZM148 62H149L150 64H149ZM152 62H153V63H152ZM155 62H156L157 64H154ZM166 62H167V63H166ZM173 62H175V63H173ZM184 62H185V64H184ZM17 63H18L19 65H18ZM50 63H51V64H50ZM60 63H61V64H64V65L61 66ZM70 63H73V64H74V65L72 64L73 67H71L72 65H71ZM89 63H90V65H89ZM91 63H92L93 65H98V66L96 67V70L98 71V74H99L100 76L97 74L96 70L94 69L95 66H93ZM106 63H107V64H106ZM139 63H140V64H139ZM144 63H145V64H144ZM161 63H162V64H165V65H163V66L161 67L162 69L159 68V69H161V70H160L161 72H160V71H158V70H159L158 67L161 66ZM168 63H169V64H168ZM171 63H172V64H171ZM189 63H190V65H189ZM209 63H210V65H212V66H210ZM213 63H215V64H213ZM228 63H231L232 66H230V64H228ZM256 63H257V62H256ZM11 64H14V66H15L14 69H15V70H14V69H12V70L10 69V68H12V67H11ZM15 64H16L17 66H16ZM21 64H22V65H21ZM42 64H43V65H42ZM49 64H50V65H49ZM67 64H69V65H67ZM75 64H77V65H75ZM101 64H102V65H101ZM110 64H111V65H110ZM124 64H125V65H124ZM131 64H132V65H131ZM133 64H134V65H133ZM138 64H139V65H138ZM158 64H159V65H158ZM179 64H180V66H181V64H182V66L185 65V66H187L188 68H187V67H184V66H183V67L181 66V67H182V68H181V67L179 66ZM198 64H199V65H198ZM203 64H204V66H202ZM224 64H225V66H224ZM20 65H21V66H20ZM34 65H35V66H34ZM52 65L55 66V67H53ZM65 65H67V68L65 67ZM99 65H100V66H99ZM136 65H138V66H136ZM152 65H153V66H152ZM155 65L158 66V67L156 68L157 73H156V70H154V69H155V68H154ZM171 65H175V66H172V68H171ZM200 65H201V66H200ZM214 65H216V66H214ZM217 65H218V66H217ZM249 65H250V64H249ZM249 65H248V66H249ZM14 66H13V67H14ZM18 66H20L22 69H21L20 67L18 68ZM30 66H31V65H30ZM59 66H60V67H59ZM63 66H64V67H63ZM76 66H78V67L80 66L82 69H81L80 67L77 68ZM92 66H93V67H92ZM130 66H131V67H130ZM135 66H136L137 68H136ZM146 66H147V67H146ZM151 66H152L153 70L155 71V74H157V75L154 74V72H153ZM156 66H155V67H156ZM176 66H177V67H176ZM189 66H191V67H189ZM38 67H36V69H37ZM49 67H50V69H48ZM108 67H109V68H108ZM111 67H113V68H111ZM134 67H135V68H134ZM138 67H139V68H138ZM165 67H166V68H165ZM175 67H176V68H175ZM178 67H179V68H178ZM223 67H224V68H223ZM232 67H233V68H232ZM7 68L10 69V72H9V69H8V70H4V69H7ZM17 68H18L19 70H21V71H19ZM39 68H38L37 70H35V72L37 71V73H38V72L42 71V70L39 71ZM54 68H55V69H54ZM65 68L68 69V71H70L71 73H74L75 76L73 77V75H71L70 72H67ZM99 68H100V69H99ZM101 68H102V69H101ZM117 68H119V69H117ZM143 68H144V69H143ZM145 68H146V69H145ZM150 68H151V69H150ZM177 68H178L179 70H178ZM205 68H206V70H205ZM216 68H218V69L220 68L221 70H224V71L227 73V74H226V73H225V74L227 75L228 78H232V77H235V78H236L237 76L240 78V80H239V78H236V80H234L235 78L232 79V80H234V82H233L234 84H235V82H237V85L235 84V87H236V86L238 87V88H237V87H236V88L239 89V92H237V91H238L237 89H236V91H235V87H234V91H233V92H232V91H229V89H226L225 91H227V92H225V94H224V93H221V92L219 91V89H218V90H216V91H218V92L215 91V92L218 93V94L215 95V94H214L215 92H214V93L212 92V94H210V95H213V96L215 97V99H213V98L210 99V100H214V101H211V102H210L209 99H208L209 104H214V102H218V103H219L220 101H221L220 103H222V101H223V103H224V101H225V103H224V106H225V107H227L225 104H227V105L229 104V105H228V109H226L225 107H223L222 110H221L222 112H221L220 110H218V111L221 112L223 115L220 114V113H218L217 110H215V111L217 112L216 115L218 114L217 116H215V111H214V114H213V113L211 114V112L207 110V108H208L207 104H206L207 107L204 108V109H205V110H204L203 107H204L205 104H204V105L201 104V105H203V107H202L199 103H197V102H199V99H198V100H197V99H196V100L193 99L194 101H192V100L190 99V98L193 97L194 94L196 93L195 91H198V92H197L198 94L196 93L195 98H199V96H197V95H202V93H204L203 91H200L201 89H199V88L197 87V84L194 83V81H196V77H197L196 75H197L198 73L202 72V71L205 72V73H208L209 71H213V70H215ZM44 69H47V70H46V73H45ZM53 69H54V70H53ZM59 69H60V70H59ZM61 69H63L64 71H66V73H68V76H70L69 79L71 80V82H73V84H74V80H72L71 78H72V77H73V78L76 77V74H75L76 72H78L77 77H78V76H81V77L83 76L84 78H83V77H82V78H81V77H78V79L75 80V81H77V80H81V83H80L79 85L83 84V85H81V87H83L82 90H81V87H79L78 90H77V89L75 90V88H74L75 86H79V85H78V81H77L76 85H74V86L71 85V87L73 86L72 88H74V90L77 91V92H75L72 88H70V83H71L70 80L67 81L69 84L66 83L67 86H66V85L64 86L65 78H63V80H61V81H59V80H60L64 75H67V74L62 75V74L65 73V72H61ZM70 69H71V70H70ZM72 69H73V71H72ZM75 69H76V70H75ZM78 69H79V70H78ZM91 69H92V70H91ZM98 69H99V70H98ZM139 69H140V70H139ZM170 69H171V71H169ZM176 69H177V70H176ZM180 69H181V70H180ZM186 69H188V72H186V71H187ZM198 69H200V70H198ZM211 69H212V70H211ZM16 70H17V72H14V73H13V71H16ZM23 70L26 71L25 69H23ZM31 70H33V69H31ZM49 70H50V71H49ZM55 70H57V72H56ZM63 70H62V71H63ZM81 70H83V73H84V74L81 73ZM90 70H91V71H90ZM101 70H102V71H101ZM112 70H113V71H112ZM119 70H120V71H119ZM126 70H127V71H126ZM144 70H145V71H144ZM182 70H183V71H182ZM11 71H12V74H11ZM18 71H19L20 74H18ZM27 71H29L28 68H27ZM47 71H49V72L47 73ZM51 71H52V73H53L52 76H51ZM59 71H60V72H59ZM75 71H76V72H75ZM88 71H90V72H88ZM105 71H106V72H105ZM122 71H123V72H122ZM142 71H144V72H142ZM147 71H149V73H151V72H153V73L149 75V73H148ZM163 71H164V72H163ZM179 71H180V72H179ZM196 71H197V73H196ZM207 71H208V72H207ZM234 71H235V72H234ZM32 72H33V71H31V73H32ZM54 72H56V74H55ZM79 72H80L81 74H83V75L79 74ZM94 72H95V73H94ZM101 72H102V73H101ZM108 72H109L110 75L107 74ZM125 72H126V73H125ZM128 72H129V73L131 72V73L128 74ZM139 72H140V74H139ZM146 72H147V73H146ZM158 72L161 73V74H158ZM168 72H169V73H168ZM194 72H195V73H194ZM230 72H231V73H230ZM43 73H44V74H43ZM60 73H61L62 77H60V79L58 80V78H59V76H60ZM69 73H70V75H69ZM92 73H93V74H92ZM104 73L107 74V75H105ZM112 73H113V74L115 73L114 75H115V76L117 75V76H116V77L113 76ZM117 73H118V74H117ZM181 73H183V74H181ZM190 73H191L192 75H191ZM193 73L195 74V76H194ZM205 73H203V74H205ZM233 73H234V74H233ZM6 74H8V75H6ZM10 74H11V75H10ZM13 74H16V76H17V75H19V76H17V77L15 76V77H14ZM57 74H59V75H57ZM94 74H95V75H94ZM103 74L105 75V77H104ZM136 74H138L139 76H138V75L136 76ZM143 74H144V75H143ZM163 74H164V75H163ZM179 74H180L181 76H179ZM189 74H190V75H189ZM228 74H229V75H228ZM250 74H251V73H250ZM250 74H249L247 77L245 76L244 79L247 78V80H248V79L250 80V78L252 79V77H253L252 80L257 79V78L254 79V76H252V74H251V75H250ZM253 74H254V73H253ZM84 75H85V76H84ZM90 75H91V76H90ZM93 75H94V76H93ZM96 75H97V76H96ZM108 75H109V77H106V76H108ZM121 75H122V76H121ZM151 75H153V76L151 77ZM154 75H155V80H154V78H153ZM158 75H159V76H158ZM167 75H168V76H167ZM183 75H184V76H183ZM185 75H187V76H185ZM198 75H199V76H202V73H201V75H200V74H198ZM235 75H237V76H235ZM7 76L10 77V78L8 79ZM50 76H51V77H50ZM56 76H57V81H58V82H63V85H62V83H57V82H56ZM110 76H112V77H110ZM126 76H127V77H126ZM132 76H133V77H132ZM147 76H150V77H147ZM156 76H157V77H156ZM178 76H179V77H178ZM190 76H191V78H192V76H193V77H194V80L191 79ZM229 76H230V77H229ZM250 76H252V77H250ZM262 76H263V77H262ZM6 77H7V78H6ZM21 77H22V78H21ZM26 77H27V78H26ZM64 77H65V76H64ZM89 77H91L92 82H91V80L88 81V80H89V79H88ZM95 77H97V78H95ZM98 77H99V78H98ZM101 77H102L103 79H102ZM119 77H120V78H119ZM121 77H122V78H121ZM134 77H135V78H134ZM144 77H145V78L147 77V78H146V81H147L148 79H149L150 81L148 80V83H145V78H144ZM185 77H186V78H185ZM188 77H189V78H188ZM260 77H261V78H260ZM4 78H3V79H4ZM29 78H30V77H29ZM93 78H94V79H93ZM100 78H101V79H100ZM105 78H106L107 80H105ZM112 78H113V79H112ZM115 78H116L117 80H116ZM125 78H126V79H125ZM132 78H133L134 80H133ZM137 78H138V81H137ZM139 78H140V79H139ZM150 78H151V79H150ZM152 78H153V80H152ZM156 78H157V80H156ZM180 78H182V79H181V80H183L182 82H181ZM183 78H185L186 80L183 79ZM5 79H4V80H5ZM41 79H42V78H41ZM85 79H86V80H85ZM98 79H99V80H98ZM114 79H115V81H114ZM123 79H125V80H123ZM143 79H144V80H143ZM174 79H175V81H174ZM176 79H177V80H176ZM189 79H190V80H193V82H192V81L190 82ZM237 79H238L240 82H238ZM244 79H242V81H244ZM1 80H0V81H1ZM28 80H29V79H28ZM49 80H50V81H49ZM82 80L84 81V83H83ZM101 80H102V82H100ZM104 80H105L106 82H103ZM110 80H111V81H110ZM112 80H113V82H114V83H113L114 85L112 84ZM122 80H123L124 82H123ZM126 80H127V82H128V81H129V82L137 81V82H140V83L135 84V82H132V84H133V85L135 84V86H131V87H129V85H132V84H130L129 82H128V83H125ZM140 80H143V81H140ZM151 80H152V81H155L156 83L153 84V82H151ZM158 80H159V81H158ZM184 80H185V82H184ZM30 81H31V80H30ZM86 81H87V82H86ZM94 81H95V83L97 82V86H96V88H95V85H96V84L93 83ZM109 81H110V82H109ZM179 81H180V82H179ZM41 82H40V83H41ZM48 82H46V83H48ZM141 82H143V84H141ZM188 82H189V84H188ZM3 83L5 84V86H3ZM85 83L88 84L87 87H86V84H85ZM100 83H102L103 85L100 84ZM104 83H105V84H104ZM107 83H108V85H107ZM123 83H124V84H123ZM168 83H169V84H168ZM183 83H184V84H183ZM186 83H187V84H186ZM193 83H194V85H193ZM19 84H20V83H19ZM59 84H61V85H60L61 88L58 87ZM71 84H72V83H71ZM84 84H85V86H84ZM90 84H92L93 87H92ZM98 84H99V85H98ZM128 84H129V85H128ZM138 84H141V87H144V89H145L146 86H147V90H149V89L151 90V91L149 90V94L147 93V90H146V89H145L146 91H145V90H144V91L139 90V87H140V86L137 87L138 89L135 88L136 86H138ZM144 84H145V85H144ZM148 84H151L152 86H151V85L149 86ZM164 84H166V85H164ZM182 84H183V86H182ZM6 85L9 87V90H8V88H6ZM9 85H10V84H9ZM68 85H69V90H68L67 92L71 91L73 94H72L71 92H69V94H68V93L66 94V92H65L66 90H65V89H68ZM89 85H90V86H89ZM100 85H101V87H100ZM110 85H111V87L109 88ZM125 85H126V86H125ZM142 85H144V86H142ZM155 85H156V86H155ZM159 85H160V86H159ZM162 85H163V86H162ZM168 85H169V86H168ZM192 85H193V87H191ZM195 85H196V86H195ZM238 85H239L240 87H239ZM12 86H13V87H12ZM49 86H50V84H49ZM88 86H89V87H88ZM103 86H104V87H103ZM107 86H108V87H107ZM114 86H115V87H114ZM117 86H120V87H117ZM121 86H122V88H121ZM124 86H125V87H124ZM154 86H155V87H154ZM158 86H159V87H162V88H159ZM166 86L168 87V90L166 89V88H167ZM170 86H172V88H171ZM186 86H187V87H186ZM189 86H190V87H189ZM243 86H244V85H243ZM2 87H3V88H4V87L6 88V89H3V90H4V91L7 90L8 94L10 93L9 91H11V93L7 96V95L4 93V91H2ZM10 87L13 88V89H11ZM66 87H67V88H66ZM84 87H85V88H84ZM113 87H114V88H113ZM123 87H124V89H123ZM127 87L130 88L131 91H133V90H134V92L136 91V93H137L138 96H137V95H136V96L134 95V96L136 97L135 99L133 98V93H134V92L131 94L130 89H129V90H126V89H128ZM149 87H150V88H149ZM156 87H157L159 90L156 89ZM185 87L187 88L188 91H189V88H190V91L193 90V92H190V93H191V94H190L191 96H189L190 98H188L187 96H186V98L184 97V99H185L186 101L183 99V102H187V103L190 102L191 105H193V106L195 105L194 102H196V103L198 104V106H195V107H197L196 109H195L193 106H191V108L195 109V110L190 111V113L192 114V115H191L190 113H189V114H185V113L188 112V110L186 109V106H184V104H185V105H187V104H186V103H183V102H182L183 104H182L181 102H180L181 104L179 103L180 105H182V106L185 108V109H184L185 111L183 110V113L181 114V118L184 116V114H185V116H184L185 119H186V117L189 115L188 118H187L186 120L190 119V120H189V123H188V121H187V123H188V125H189L190 122H191L190 127L192 126V127H191L192 129H191L190 127H188V125L186 124V120H184L185 122H182L183 119H184V117H183V118L181 119V121H180V124L178 123V125L175 124V126L170 125V126H167V127H166V129L169 127L170 130H169V129H167V130H169L170 133H171V132L173 133L174 131L177 132V133L174 132L172 135H171L169 132H166V133H165V132H164V130H165L164 128H165V127H161L162 125L160 126V123H159V122H160V118H158V119H159V122L156 121V120H157V116L159 117V114H160L161 112H159V114H158L157 111H154V110H153L154 107H153V108H151V107H152L153 104L155 103L154 106H157L159 109L156 108V110L159 111V110L161 109L159 106L162 107V106L166 105L167 107H169V105H170L169 108H171V110H172V109L174 108V105H173V104H175V106H176L177 103H178L180 100L175 99V98H177V97H174V100H172L173 98H170V97H172L171 94L173 93L174 96H177V93L180 94L179 91H181V92H182V91H183V92L186 91V88H185ZM188 87H189V88H188ZM253 87H254V88H255V87H256V88L258 87L257 89H258L259 91H258L257 89L254 90ZM64 88H65V89H64ZM76 88H77V87H76ZM86 88H87V89L90 88L89 91L85 90ZM91 88H95L94 90H96V92H95L93 89H91ZM103 88H108V90H106V89H105V90H102ZM112 88H113V89H112ZM116 88H117V89H116ZM119 88H120V89H119ZM132 88H133V89H132ZM152 88L155 90L154 92L152 91V90H153ZM181 88H182V89H181ZM183 88L185 89V91H184ZM193 88H194V89H193ZM244 88H245V89H244ZM250 88H252V89L250 90ZM19 89H21V87H20ZM63 89H64V90H63ZM97 89H98V90H97ZM100 89H101V91H100ZM110 89H112V90H114V91H110ZM122 89H123V90H122ZM142 89H143V88H142ZM161 89H162V90H161ZM163 89H164V90H163ZM169 89H170V90H169ZM191 89H192V90H191ZM231 89H232V88H231ZM231 89H230V90H231ZM17 90H18V89L14 90V91H17ZM45 90H46V91H45ZM72 90H73V91H72ZM83 90H84V92L80 93V92L83 91ZM116 90H117V91H116ZM121 90H122L123 92H122ZM125 90H126V92H124ZM138 90H139L140 92L142 91L143 93H142V92L139 93ZM166 90H167V92H169V95H170V96L168 95L167 92H164V91H166ZM171 90H172V91H171ZM222 90L224 91V89H221V91H222ZM232 90H233V89H232ZM244 90H245L246 92H245ZM14 91H13V92H14ZM19 91H20V90H19ZM85 91H87V92H85ZM91 91H92L93 93H95V97H98V98H94V94H92ZM104 91H106V92L109 91V92L105 93ZM157 91H158V93H160V92L162 91V94H161V93H160L161 95L158 94ZM240 91H241V92H240ZM248 91H250V92H248ZM252 91L254 92V94H255L256 96L253 94ZM7 92H6V93H7ZM30 92H28V93H30ZM64 92H65V94H64ZM88 92L90 93V95H87ZM97 92H98V93L100 92L102 95L104 94V96H102L101 94H97ZM111 92H112V94H111ZM120 92H119V94H121ZM145 92H146L147 94H146ZM151 92H152V93H155V92H156L155 95H156V94H158V95H156V96L153 95V96H152V94H150ZM163 92H164L165 94H163ZM199 92H200L201 94H200ZM231 92H232V93H231ZM244 92H245L246 94H244V96H242ZM256 92H257V93H256ZM259 92H260V93H259ZM19 93L21 94V91H20ZM83 93H86V94H84L85 96L83 95ZM129 93H130V95H129ZM136 93H134V94H136ZM144 93H145V95H144ZM174 93H175V94H174ZM192 93H194L193 96H192ZM236 93H237V94H236ZM249 93H250V94H249ZM22 94H21V95H22ZM52 94L55 95V98H54V99H56V97H57L56 95H58V98H59V99H57V100H59L58 102H60V103L63 102V103H64V104H62V107H63V105H66V107H65L66 110H65V111H64V109L62 110V111H64L63 113H61L62 111L59 109V108H61V106H60L61 104L58 105V106H60V107H59L58 109H56V108H57V104H56V103H57V100L55 101V100L53 99V97H51ZM71 94H72V95H71ZM77 94H79V95H77ZM96 94H97V96H96ZM127 94H126V96H127ZM139 94H142V95H141L142 97H140ZM166 94H167V95H166ZM226 94H227V95H226ZM238 94H241V95H238ZM248 94H249V95H248ZM252 94H253L254 96H252ZM46 95H47L48 97H47ZM53 95H52V96H53ZM67 95H70V96H67ZM73 95H74V96H73ZM86 95H87L88 97H86ZM100 95H101V96H100ZM143 95H144V96L149 95V96H152L153 98L148 97V99L144 100V99L147 98V97L144 98ZM229 95H230V96H229ZM247 95H248L249 97H248ZM261 95H262V96H261ZM5 96H6L7 98L9 97V98H8V99H9V100H8V102H9V106H11V107H12V106H15V105L11 104V103H14V104H20V105H21V106L19 105L18 108L23 107V110H22V108H21L20 110H18V109H17V110H18L20 113L23 111V114H22V115L25 114L24 116H22V115H21V114L15 109V108H17V105H16L15 108H14V107H12V108H14V109L16 110V112H18V113L20 114V116L22 117V118L20 117V118L22 119L21 121H24V123L26 124V126H27V124L29 125V123L26 121L27 118H29V117L32 116L34 113H36V114H34L32 117H30V118H31L30 120L35 121L36 123L34 122V124H38V125H37V126H34V125H32L33 123L30 124V126H29L30 128H26V129H28V130L25 129V130H26V131H25V130L23 129V130L26 132V133L24 132V134H27L28 131H30L31 134H32V132H33L32 130H34V129L31 128V125H32L33 128L36 127L35 130L39 127V128H38L39 130H36L35 133H33V135H31V136H33L34 138H35V136H37V135L39 136V139L42 138L41 140H37V139H36L37 141H40V142H41V141H43L44 138H45V139H46V138L49 139V138H51V137H52L51 139L54 138L53 140L50 139L52 142H50V140L47 139V140L49 141V143H52V144H53V145L51 144L50 146L48 145V146L50 147V148H49L50 150L54 148V149L52 150V152L50 151L51 153H54L53 156H51L52 154H51L50 152H49V154H51V155L48 156V154H47V153H48V152H47L48 150L46 149V148H48V146H46V145H45L46 148L43 147V148H45V149L42 148L43 151H42V149H41V151L44 152V155H46L47 157H43V155H42L43 153H42V152H41L42 154L40 153V155H42V156H40V155L38 154L40 151L37 150L38 147L35 148L36 143H34L35 145H33V144H32V145H33V147L35 148V150H37V152H38L37 154H35L36 152H35V153H32L34 149H32V152H29V150H30L31 148H33V147H31V146H30V149L28 150V152H27V151H26L25 153H24V151L22 152L23 149H22V150L20 149V148H22V147H20V146H21L20 143H21L22 141H24L25 143H27L26 140L30 141L33 137H32L31 139H30V138L28 139V137H31V136L28 135V134H30V133H28V134H27L28 137H27V138L24 137V138H26V140H23V139H24L23 136H27V135H24V134H23V131H22V132H21V133H22V136H21V133L19 132L20 128H23V126H25V124L22 123L21 121H20V122L23 124V126L20 127V128L17 127V128L19 129L18 132H17V129H16V128H15V129H16V130H15L16 132L14 131V129H11V128H13V126H14L15 124L20 123V122H18V119H20V118H19V116L17 117V120H15V124H14V125H11V123L7 122V121H9V119H7V118H8L7 116H9V118H10V115L12 114V113H11V112H12V111H11L12 108H11V107H10L11 109H10L9 107H6V108H5V105L8 104V102H7V98H6ZM41 96H43L44 99H43ZM45 96H46L47 98H46ZM59 96H60V97H59ZM90 96H91V97H90ZM106 96H107V97H106ZM109 96H110L111 98H110ZM118 96H119V95L117 94V95H116L117 99H118ZM128 96H127V97H128ZM167 96H168V97H167ZM196 96H197V97H196ZM213 96H209V98H210V97H213ZM220 96H221V97H220ZM240 96L243 97V98L241 99ZM246 96H247V98H251V97H254V98H251L252 100L247 99V101H245V100H244V97H246ZM10 97H12V98L14 97L13 100H12ZM18 97L21 98V99H19ZM33 97H34V99H33ZM38 97H39V98H40V97L42 98L41 100L43 101L44 104L42 103L41 100H39ZM66 97H67V98H66ZM74 97H75V98H78V99H76L77 101H78V100H81V101L84 100V102H81V101H80V103H79V102H77L76 100L74 101V100H73V99H75ZM81 97H83V98H81ZM85 97H86V98H85ZM102 97L105 98V99L103 100ZM108 97H109V99H108ZM116 97L114 96V98H116ZM222 97H223V98H222ZM228 97H229V98H228ZM234 97H235V99H234ZM256 97H257V98H256ZM261 97H262V98H261ZM2 98H3V99H6V100H3ZM45 98L47 99V101H46ZM64 98H65V99H64ZM142 98H144V99H142ZM165 98H166V100H168V99L170 98L169 100H172V101L170 102V101L168 100L169 103L166 104L167 101L165 100ZM193 98H194V97H193ZM219 98L222 99V100H218ZM226 98H227V99H226ZM232 98H233V99H232ZM60 99H62V100H60ZM63 99L65 100V102H64ZM87 99H88V100H87ZM92 99H93V101H92ZM95 99H96V101H95ZM99 99H101L100 104H99ZM106 99H108V100H106ZM157 99H158V100L160 99V102H159ZM188 99L190 100L189 102L187 101ZM239 99H240V100H239ZM245 99H246V98H245ZM255 99H256V101H255ZM262 99H263V100H262ZM20 100H21L22 103L19 102ZM25 100H27V101H25ZM85 100H86V102H88V101H89V102L86 103ZM97 100H98V101H97ZM118 100H119V99H118ZM118 100L113 99V101H116V104H118V102H117ZM154 100H156V102H155ZM175 100H176L177 102H176V103H172V102H175ZM215 100H216V101H215ZM217 100H218V101H217ZM229 100H230L231 102H230ZM232 100H233V104H232ZM235 100H236V101H235ZM248 100H249L250 102H249ZM259 100H260V101H259ZM5 101H6V104H5ZM48 101H49V102H48ZM50 101H51V103H52L51 106H50ZM61 101H62V102H61ZM73 101L75 102V104L73 103ZM90 101H92V102H90ZM102 101H103V102H102ZM113 101L110 100L111 104L113 103ZM150 101H151V103H150ZM157 101H158L159 103H158ZM226 101H227V103H226ZM228 101H229V102H228ZM237 101H239V102H237ZM258 101H259V102H258ZM10 102H11V103H10ZM16 102H17V103H16ZM25 102H26V103H25ZM34 102H35V104H34ZM37 102H38V103H37ZM40 102H41V104H40ZM47 102H48L49 104H48ZM54 102H55V103H54ZM93 102H94V104H95V103H96V104L98 103L99 106H101V105L103 104V105H104V108H101V110L98 109L99 107L96 106V104L94 105ZM110 102L108 103L110 106L107 105V108H108V106H109V107H112V105L110 104ZM141 102H139V103H141ZM153 102H154V103H153ZM161 102H166V103H165V104H164V103L162 104ZM212 102H213V103H212ZM241 102H242V103H241ZM261 102H262V103H261ZM65 103H66V104H65ZM77 103H78V104H77ZM82 103L85 104V107H84V104H83V106L81 105ZM90 103H91V104H90ZM101 103H102V104H101ZM114 103H115V102H114ZM119 103H120V100H119ZM147 103H148V104H147ZM149 103H150V104H149ZM190 103H189L188 105H190ZM192 103H193V104H192ZM236 103H237V104H236ZM247 103H248V106H250V105H251V106L248 107V106L246 105ZM249 103H251V104H249ZM255 103H256L257 105H256ZM258 103H261L262 106H261L260 104H258ZM26 104H27V107L24 106V105H26ZM36 104H37V106H36ZM38 104H39V105H38ZM42 104H43V106H42ZM58 104H59V103H58ZM76 104H77V105H76ZM86 104H87V105H86ZM88 104L90 105V107H91L92 109L89 107ZM156 104H157V105H156ZM197 104H196V105H197ZM215 104H216V103H215ZM231 104H232V105H231ZM240 104H241V106H240ZM242 104H243V105L245 104V105L243 106ZM3 105H4V108H3ZM22 105H23V106H22ZM28 105H29V106H28ZM45 105H46V107H45ZM53 105H55V107H54ZM80 105L82 106V108H81L82 110H81V109L79 110L78 107H77V106L81 107ZM92 105H93V107H92ZM172 105H173V106H172ZM180 105H179V106H180ZM188 105H187V107L190 109V106H188ZM31 106L34 108L33 110H32V107H31ZM72 106H73V107H72ZM75 106H76V107H75ZM113 106H114V104H113ZM116 106H117V105H116ZM116 106H115V109H116ZM128 106H129V105H127V107H128ZM139 106H140V105H139ZM171 106H172V107H171ZM179 106L177 105L175 108H176V109H179V108H178ZM229 106H230V107H229ZM232 106H233V107H232ZM252 106H253V107H252ZM29 107H31V108H29ZM38 107H39V108H38ZM51 107L54 108V109H52ZM95 107L98 109V111L96 110ZM102 107H103V106H102ZM117 107H118V106H117ZM119 107L122 108V106H119ZM127 107H126V106L124 107V105H123L124 110H125V108H127ZM199 107H200V112H201V113H206L205 111H208L207 114H200V112H198V111H199V110H198ZM201 107H202L203 111H202ZM239 107H240V108H239ZM245 107H246V108H245ZM260 107H261V108H260ZM7 108H9V111H10V112H8ZM24 108H25V110H24ZM26 108H27V109H26ZM48 108H49V109H48ZM63 108H64V107H63ZM72 108H75V109H72ZM83 108H84V110H85V108H86V110L84 111ZM93 108H94V109H93ZM113 108H114V107H112V109H113ZM123 108H122V110H123ZM129 108H130V107H129ZM129 108L127 109V110H129L128 112H127L126 110L124 111L125 113H124V112H121L122 110H120V112L118 113V111H116L118 108H117L116 110L113 109V110H114L113 113H112V111H111L112 109L110 108V109H111L110 112L112 113L113 116H114V114H116V113L121 114L120 116H124L122 113H124V114L128 113V116H130V115H132L134 112H133L132 114H130V109L132 110V108H130V109H129ZM141 108H142V107H141ZM143 108H144V106H143ZM175 108H174V109H175ZM224 108H225V109H224ZM244 108H245V110H244ZM256 108H257V109H256ZM259 108H260V109H259ZM2 109H4V111H5L4 113H6V110H7L6 116H5V114H4L3 112L1 113ZM5 109H6V110H5ZM14 109H13V112H14ZM28 109H29V110H28ZM30 109H31V110H30ZM36 109H38V110H36ZM44 109H45L46 111H45ZM76 109H77V110H76ZM90 109H91V111H89ZM154 109H155V108H154ZM174 109H173V110H174ZM176 109H175V110H176ZM223 109H224V111H223ZM258 109H259V110H258ZM26 110H27V114L25 113ZM39 110H40L41 112H39ZM48 110H54V111H53L54 113H53L52 111H48ZM55 110H56V113H57L58 110H59L58 113H59L60 115H59L58 113L56 114L58 117L61 116V117H60L61 119H60L59 121H57L59 118H58L56 115H55V116L52 115V114H55ZM70 110H71V112H70ZM99 110H100V111H99ZM102 110H104L105 112L107 111V112L103 115L104 112H103ZM108 110H109V108H108ZM152 110H153L154 113H157V114H155V115H157V116H154V113H152ZM197 110H198V111H197ZM226 110H228V111H227L228 113L226 112ZM235 110H236L237 113L235 112ZM240 110H241V111H240ZM242 110H243V111H242ZM254 110H255V111H254ZM44 111H45L46 113H45ZM47 111H48V112H47ZM73 111H74V112L76 111V112H75L74 114H71V113H73ZM79 111H80V114H78ZM82 111H83V112H82ZM87 111H88V113H87ZM101 111H102L103 113H101ZM132 111H133V110H132ZM132 111H131V112H132ZM149 111H150V112H149ZM194 111H195V112H194ZM244 111H246L247 113L244 112ZM262 111H263V113H262ZM28 112H29V113H28ZM30 112H32L33 114H32V113L30 114ZM42 112H43V113H42ZM95 112H94V113H95ZM115 112H116V113H115ZM197 112H198L199 115H201V116H202V115H206V117L203 116L204 121H203L202 117L200 118L199 116H197V115H198ZM209 112H210V113H209ZM223 112H225V113H223ZM242 112H243V113H242ZM249 112H250V114H249ZM260 112H261L263 115H260V114H261ZM10 113H11V114H10ZM14 113H15V112H14ZM14 113H13V114H14ZM18 113H17V115H18ZM47 113H48V114H47ZM50 113H52V114H50ZM111 113H110V115H111ZM195 113H197L196 116H195ZM240 113H241V114H240ZM8 114H10V115H8ZM15 114H16V113H15ZM46 114H47V116H49L50 118L47 117V116L45 117ZM61 114H62V115H61ZM77 114H78V116H77ZM87 114H88V115L90 114V115H89V118H88ZM92 114H93V115H92ZM96 114H97V113H96ZM129 114H130V115H129ZM151 114L153 115L152 117H151ZM209 114H211V115H209ZM224 114H225V116H224ZM227 114H229V115H227ZM232 114H233V115H232ZM242 114H244V115H242ZM245 114H246V115H245ZM252 114L256 115L257 117L254 116V115H252ZM28 115H29V116H28ZM82 115H81V118H83ZM91 115H92V116H91ZM108 115H109V114H108ZM112 115H111V117L109 116L110 118H108V116H106V117H107L108 119H110V120H112V119L115 120V118L119 116V115H117V116L115 115L116 117L114 116V117H115V118H114V117H112ZM138 115H140L141 118H140ZM186 115H187V116H186ZM212 115H213V116H212ZM239 115H240V116H239ZM247 115H248V116H247ZM4 116H5L6 118H3ZM13 116H15V115H12L11 117L13 118ZM27 116H28V117H27ZM34 116H36L35 119H34ZM43 116H44V117H43ZM126 116H127V115H126ZM191 116H192L193 119H194V116H195V119H194V120H196V119L198 120V118H199V120H202V121H200V122H199V121H198V122H195V121L191 118ZM210 116H211V117H210ZM236 116H239L240 121H239V118H237ZM260 116H261V117H260ZM262 116H263V117H262ZM24 117H25V118H24ZM26 117H27V118H26ZM51 117H53L54 119H52ZM106 117H105V118H106ZM138 117H139V118H138ZM153 117H155V120H154ZM160 117L162 118V116H160ZM229 117H230V118H229ZM231 117L234 118L235 121H233V119H232ZM235 117H236V118H235ZM242 117H243V118H242ZM248 117H250V118H248ZM253 117H254L255 119H254ZM259 117H260V118H259ZM55 118H58V119L56 120ZM90 118H91L92 120H90ZM93 118H94V117H93ZM95 118H97V117L95 116ZM111 118H112V119H111ZM119 118H120V117H119ZM124 118H126V117L124 116ZM206 118H207V119H206ZM220 118H222V119H220ZM246 118H247V119H246ZM252 118H253V119H252ZM258 118H259L260 120H259ZM4 119H7V120H5L7 124H5V121H4V124H3V125H6V126H5L6 128L9 127L8 130H6V128H5L3 125H1V122L3 123V120H4ZM13 119H14V118H13ZM13 119H10V120L14 121ZM116 119H118V118H116ZM128 119H129V118H128ZM151 119H152L153 121H156L157 123L152 122ZM205 119H206V120H205ZM214 119H215V120H214ZM223 119H225L224 122H223ZM226 119H227V120H226ZM245 119H246V120H245ZM256 119H257V120H256ZM37 120H38V123H37ZM55 120H56L57 123H58V124L56 123L57 125L55 124V122H56ZM83 120H84V121H83ZM114 120H113V121H114ZM191 120H193V121L195 122V124L197 123L198 126H197V124L195 125L194 123H193V124H194V125H193V124H192L193 121H191ZM211 120H212V121H211ZM213 120H214V122H213ZM236 120H238V121H236ZM248 120H250V121H248ZM253 120L255 121L256 125L258 124L259 126H258V125L256 126ZM261 120H263V122H262ZM28 121H29V120H28ZM39 121H40V122H39ZM53 121H54V122H53ZM60 121H61V122H60ZM77 121H78V123H77ZM81 121L85 122V119L83 118ZM81 121H80V124L82 125L83 122H81ZM88 121H89V122H88ZM216 121H217V122H216ZM232 121H233L234 123H236V124H235V127H236V128L238 127V128H239V129L237 128L238 130H236V128L233 127V126H234V125H233L234 123H233ZM241 121H242V122H241ZM258 121H261V122H258ZM16 122H17V123H16ZM30 122H32V121H30ZM52 122H53V123H52ZM59 122H60V123H59ZM67 122H68V121H67ZM100 122H101V121H100ZM115 122H114V124H115ZM181 122H182L183 124H181ZM201 122H202V124H200ZM203 122H204V123H203ZM208 122H210L211 124L213 123V124L211 125V124H209ZM227 122H231V123H230L231 125H230V124H227ZM237 122H238V123L241 122L242 125H240V123L238 124ZM12 123H13V122H12ZM21 123H20V124H21ZM72 123H73V122H72ZM98 123H99V122H98ZM119 123H120V124H119ZM184 123H185L187 126H186ZM216 123H217V124H216ZM248 123H249V124H248ZM250 123H251V124H250ZM260 123H261V125H262L261 127H260ZM8 124H10L11 127H10V126L7 127ZM40 124H41V126H40ZM49 124H50L52 127H54V128H55V126H57V127L55 128L56 130L53 129L52 127H51V128L49 127V128H50V129H49V128H48V125H49ZM53 124H55V126H53ZM65 124H66V123H65ZM68 124H69V123H68ZM124 124H122L123 127H122V125H120V127H122L123 129H124ZM157 124H158L159 126H158ZM199 124H200V126H199ZM215 124H216V125H215ZM226 124H227V125H226ZM18 125H19V124H18ZM43 125H44V126H43ZM71 125H72V124H70V126L67 125V127H70V128H68L69 131H70L71 127H72V128L74 127L73 125H72V126H71ZM83 125H86V124H83ZM155 125H156L157 127H156ZM179 125L186 126L187 128H189V131H186V130H188V129H186V127H181V128H180ZM213 125H215V127H214ZM232 125H233V126H232ZM247 125H248V126H247ZM19 126H20V125H19ZM60 126H61V125H60ZM65 126H66V125H65ZM78 126H79V124H78ZM78 126L74 127V128H75V131H76V128H77ZM130 126H131V123H130ZM172 126H173L175 129H172ZM176 126H178V127H176ZM194 126H195V128H194ZM196 126H197L198 128H200V127H202V128L199 129V130H197L198 128H197ZM207 126H208V127H207ZM227 126H228L229 128H228ZM230 126H232L233 128H235V129H233V128L231 127V128L233 129V131L231 132L233 136H232L231 134L229 135V136H231V137L228 136V134L230 133V132L228 133V131H231V130H232V129L230 128ZM241 126L244 127L245 129L242 128V129L240 130ZM245 126H246L247 128H246ZM27 127H28V126H27ZM43 127H44V128H43ZM67 127H66V130H67ZM80 127H81V126H79L78 128H80ZM113 127H112V128H113ZM154 127H155V128H154ZM226 127H227V128H226ZM249 127H250V128H249ZM257 127H258V128H257ZM2 128H3V130H4V128H5L6 131L3 132ZM24 128H25V127H24ZM45 128H46V130H45ZM47 128L50 130V132H49V130H48ZM63 128H65V127H63ZM63 128H62V129H63ZM159 128H160L161 130H160ZM176 128H178V129H176ZM225 128H226V129H225ZM248 128H249V131H248ZM253 128H254V129H253ZM29 129H32V130H29ZM51 129H52V130H51ZM123 129L120 130V131H122L121 133H123V134L121 135V133H120V134H119L120 136L117 135L118 138H119V140L116 138V139L118 140L117 142H119V144H116V145H117V149H116V145H115V143H114V141H116V139L114 138L116 134L111 133V134H112V137H113V135H114L113 138L108 137L109 135L107 134V137H108V138L113 139V140L115 139L114 141L111 140V141H113V142H111V143L109 144V147H110V148L108 147L109 152H108V150L105 151L106 154L112 152V153L110 154V157H109V158H107V157L109 156V154H107V155L104 154V153H105V152L103 151L104 149L101 150V151H100V150H99V151H97V150L95 151V149H94V151H93V149H90V150H91V153H92V152H95L94 155H97L98 153L96 154V152H102V151H103L104 153H102V154H103L102 156H104L105 158H107V159H106V162H108V161H107L108 159H109V160H111V159H112V160L115 159V160H113V161L111 160L112 162L117 161V158H116L115 156H118V160H123V159L126 160V159H130L129 156H127V155H128V153H129V154L131 153L132 155H134V153H132L134 150H133V147H132L131 145H130V146L132 147V148L130 147L131 150H130V148H129V149H125V148H127V142H128V141H127L126 139H124V136H123V135H124L125 133L123 132V131H124ZM133 129H134V130H133ZM147 129H148L149 131H147ZM155 129H156V130H155ZM179 129H180V130H179ZM181 129H182V130H181ZM190 129H191V132H190ZM195 129H196V130H195ZM221 129H222V132H221ZM246 129H247V130H246ZM251 129H252V130H251ZM259 129H261L262 132H261V130H259ZM11 130H13V131H11ZM21 130H22V129H21ZM21 130H20V131H21ZM41 130H42V131H41ZM53 130H55V134L57 133V130H58V133H57L58 135H57V136L54 134V132L52 133ZM71 130L73 131V129H71ZM77 130H78V129H77ZM101 130L103 131V135H102ZM110 130H112V131H110ZM118 130H119V129H118ZM162 130H163V133H164V134L161 133ZM184 130H185V133H184ZM235 130H236V131H235ZM245 130H246V131H245ZM256 130H257V131H256ZM39 131H40V132H39ZM43 131H44V132H43ZM63 131H64V129H63ZM69 131H65V133H66V132H69ZM75 131H74V132H75ZM94 131H96V130H94ZM153 131H154V132H153ZM165 131H166V130H165ZM207 131H208V132H207ZM226 131H227V132H226ZM234 131H235L236 133H235ZM238 131H239V132H238ZM241 131H243L242 134H241V135H238V136L236 135L235 137H237V138H235V137H234V133H235V134H238V133L240 134ZM7 132H8V133H7ZM11 132H12V133L14 132L15 134L12 135ZM38 132H39L41 135L38 134ZM70 132H71V131H70ZM77 132H78V131H77ZM77 132H76V133H77ZM99 132H101V133H99ZM152 132H153V133H152ZM155 132H156V133L159 132L158 135H157V137H156V133H155ZM189 132H190V133H189ZM204 132H203V133H204ZM233 132H234V133H233ZM244 132H245V134H243ZM246 132H247V133H246ZM251 132H252V134H248V133H251ZM255 132H256V133H255ZM259 132L262 133V134H260ZM42 133H44V134H42ZM45 133H46V134L48 133L50 136L48 135V137H46L47 135H46ZM63 133H64V132H63ZM71 133H72V132H71ZM106 133H107V132H106ZM146 133H147V134H146ZM151 133H152V135H151ZM154 133H155V134H154ZM183 133H184V134H183ZM192 133H194V134H192ZM196 133H197V132H196ZM225 133H226V134H225ZM227 133H228V134H227ZM9 134L11 135L10 138H9V136H8ZM18 134H20V138L18 137L19 139H18V138H15V136L17 137ZM51 134H52L53 136H52ZM98 134H99V136H98ZM100 134L103 136V138H102V136H101ZM111 134H110V136H111ZM159 134H160V136H159ZM165 134H166V135L169 134L171 138L175 136L173 141H174V142L176 141V142L174 143V142L172 141L173 138L169 140V139L167 138L169 135L166 136ZM174 134H175V135H174ZM177 134H178V137H177ZM208 134L211 135V137H213V135H214L213 138H216V139L211 138ZM255 134H256V135H255ZM257 134H258L259 136H257ZM14 135H15V136H14ZM34 135H35V136H34ZM44 135H45V136H44ZM61 135H62V136H65L66 134H65V135H64V134H61ZM125 135L128 136L127 134H125ZM180 135H181V134H180ZM182 135H181V136H182ZM187 135H186V136H187ZM224 135H225V136H228V139H229V140H228L227 137H225ZM246 135L248 136L247 138L244 137V136H246ZM249 135H250V136H249ZM261 135H263V137H262ZM3 136H4L5 138H4ZM38 136H37V137H38ZM41 136H44V137H41ZM55 136L57 137V139H56ZM66 136H68V134H67ZM96 136H98L97 138H99V137L101 136V140L103 141V142H102L100 139H98V141L100 140V143H97L99 146H98V145H97V146H94V144H96V143H94V142H95V141L98 142L97 140H95V137H96ZM117 136H116V137H117ZM126 136H125V137H126ZM131 136H134V137H131ZM146 136H149V137H152V138H156V139H152V140H150L151 138L147 137V138L149 139V140H148V139H146ZM163 136H166V137H165L166 140H164L165 138H164ZM183 136H182V137H183ZM241 136H243L244 138H243V139H240ZM251 136H252V137H251ZM254 136H255V138H254ZM260 136L262 137V138H260L261 140H259V137H260ZM7 137H8V139H7ZM142 137H143L144 139H146V140L143 141V140L141 139ZM158 137H161L162 139L164 138V139H163L164 144H163V145L161 144L160 147H161V146H162V147L159 148V149H156V150H155L154 148H156V147L158 148V147H159V144H157V143H163L162 139H160V138H158ZM170 137H169V138H170ZM176 137H177V138H176ZM187 137H188V136H187ZM194 137H195V136H194ZM220 137H221V138H220ZM238 137H240V138H238ZM250 137H251V140H250ZM22 138H23V139H22ZM60 138H61V137H60ZM97 138H96V139H97ZM122 138H123V139H122ZM135 138H137V139L135 140ZM185 138H186V137H185ZM197 138H199V140H198ZM217 138H218V139H217ZM222 138H224V139H223V140H224V143H223ZM225 138H226V139H225ZM231 138H232V139H231ZM234 138H235V139H234ZM256 138H258V141H256V140H257ZM17 139H18V140H17ZM21 139H22V140H21ZM55 139H56V140H55ZM110 139H109V140H110ZM121 139H122L124 142H126V143L124 144L123 141H122ZM138 139H139V140H138ZM157 139L160 140L161 142L158 141ZM204 139H206V140L204 141ZM230 139H231V140H230ZM233 139H234V141H235L236 139H239V140H237L238 142H234ZM247 139H249V141H247ZM255 139H256V140H255ZM262 139H263V140H262ZM9 140L11 141V143L9 144L10 147L8 146L10 149H8V147H7V149H8V150H7V149H6V145H8V144H5V143L10 142ZM16 140H17V141L21 140V141H20L19 143H17ZM47 140H44V141L47 143V142H48ZM60 140H61V142H62V141H63V138L60 139ZM93 140H95V141L93 142ZM120 140H121V141H120ZM155 140H157L158 142L155 141ZM167 140H168V141H167ZM180 140H181V139H180ZM184 140H185V139L183 138V140H182V142H181L182 144L184 143V142H183ZM187 140H188V139H187ZM241 140H243V141H241ZM244 140H245V143H246L247 145H245ZM253 140H255V141L253 142ZM34 141H35V139H34ZM37 141H36V142H37ZM44 141H43V142H44ZM80 141H82L83 143H85V144L88 145V146L85 147V145H84L82 142H81V145H80ZM91 141H92V142H91ZM140 141H143V142H146V143H143V142H142V143H143V146H142V143H140ZM153 141H155V142H153ZM165 141H166V142H165ZM216 141H220V142H219V143H218V142L215 143ZM228 141H229V142H228ZM239 141H240V144H238ZM251 141L253 142L254 145L256 144V142L258 143V142L260 141V143L257 144V145H259V147H260L261 145H263V146H262L261 148H259L257 145H255V146H257V147H256L257 150H256L255 146H254V149H253V146H252V144H251V143H252ZM261 141H262L263 143H262ZM4 142H5V143H4ZM120 142H121V144H120ZM147 142H148V143H147ZM152 142H153V143H152ZM185 142H186V141H185ZM191 142H190V143L188 142L189 144L186 142L185 145L183 144L182 147L185 146V147H184L185 152H186V151H187V152L189 151L188 154H190V156L187 155V158H188V156L191 157V156L194 155V159H193V162H194V161H195V158H196V155H197V160H196V161H198V162H195V163L201 165L200 162H199V160L201 159V156H202V155L199 156V154H200V152H202L201 154H203L204 151H201V150H202L201 147L196 148V147H198L197 144L195 145L196 147L193 146L194 144H193V145H190V144H192ZM225 142H228V143L231 142V143L228 144V143H225ZM249 142H250L251 146H250V144H248ZM31 143H32V141H31ZM31 143L29 142L28 144L31 145ZM46 143H45V144H46ZM49 143H48V144H49ZM62 143H63V142H62ZM62 143H61V144H62ZM77 143H78V144H77ZM107 143H108V144H107ZM112 143H114L115 146L111 145ZM200 143H204V144L206 143V144H205V145L203 144V145H204V147H203V145L200 144ZM220 143H221L222 145H224V144H225V145L222 146V147H220V146H221ZM241 143H242V146H245L246 150L244 149V147L239 146V145H241ZM243 143H244V144H243ZM4 144H5V145H4ZM15 144H14V145H15ZM22 144H23V145H26V146H23V145H22L23 148H24V147H26V148L29 147V145L24 144L23 142H22ZM39 144H41V143H39ZM57 144H58V147H57ZM102 144H103V145L106 144V145L100 147V145H102ZM128 144H130V143H128ZM137 144H140V145L137 146ZM154 144H155L156 146H155ZM182 144H181V145H182ZM186 144H187V146H186ZM213 144H211V145H213ZM236 144H237V145H236ZM260 144H261V145H260ZM42 145H44V143H43ZM42 145H41V147H42ZM77 145H78V146H77ZM79 145H80V147H79ZM82 145H84V146H83V149H82L83 151L81 150ZM120 145H121V146H120ZM122 145H124V146H122ZM151 145H152V146H151ZM181 145H180V147H181ZM188 145H190L191 148H190ZM209 145H210V144H209ZM216 145H214V146H216ZM227 145H228V146H227ZM229 145H230V146H229ZM248 145H249V146H248ZM37 146L40 147V145H38V144H37ZM66 146H67V147H66ZM93 146H94V147H93ZM105 146H106V147H105ZM118 146H120V147H118ZM125 146H126V147H125ZM139 146H141V147L138 148ZM149 146H151V149H150ZM153 146H155V147H153ZM225 146H227V147H226V150H223V147L225 148ZM246 146H247L248 148L250 147L249 149H251V147H252L253 150H249V149H247ZM4 147H5V149L3 150L2 148H4ZM87 147H88V148H87ZM102 147H103V148H102ZM113 147H115V148H113ZM122 147H123V148H122ZM148 147H149V148H148ZM180 147H178V148H180ZM186 147H189L190 150H191L192 148H194V149H195V152H197V153L199 152V153H198V154H197V153L194 154V153H195L194 150H192L193 152H190V150H189L188 148H187V149H188V150H187ZM240 147H241V148H240ZM26 148H24V149H26ZM84 148H86V149H84ZM118 148H121L120 150H123V153L125 152V150L128 151L127 154H126V158H125V154H123L120 150H118ZM147 148H148V150L146 151ZM176 148H173V149H176ZM216 148H217V147H216ZM221 148H222V149H221ZM227 148H228V149H227ZM242 148H243V149H242ZM262 148H263V149H262ZM1 149H2V150H1ZM56 149H57V151H56ZM111 149H112V150H111ZM115 149H116L118 152H121L122 154H121V155H120V154H119V155H116V154H118V152H115ZM149 149H150V150H149ZM196 149H197V150H196ZM199 149H200V151H199ZM232 149H231V150H232ZM260 149H262V150H260ZM5 150H6V151H5ZM17 150H18V151L21 150V152H22L21 154L23 155V156H21V154L19 153L20 156H18V157H19V158L21 157L20 160H19V158L17 159V158L15 157V156L17 155V153H18ZM26 150H27V149H26ZM44 150L46 151V154H45V151H44ZM61 150H62V149H61ZM61 150H59L58 152H60ZM90 150H87V151L89 152ZM151 150H152V151H151ZM153 150H155V151H153ZM163 150H164V151H163ZM170 150H169V152H170ZM178 150H179V151L181 150V152H180L181 154L184 153V152H183L184 150H182V148H181V149H178ZM178 150H177L176 152H175V151L173 152V150H171L173 153H172V152H170V153H167V152H166V153L169 154L170 156H171V155H175V156L178 155V156H180L181 154L178 153ZM216 150H217L216 153L213 152L214 155L211 154L212 157L210 156V157H211V159H210L211 161H212V159H213V160L215 159V161L213 162V163H215V164H216L218 161L221 160V158H220V157H217L216 154H218V156H221V157L224 155V153H220V152H222V151H220V152L218 151V148H217ZM248 150H249V151H252L253 154H252L251 152H248V154H246L247 157H245V154H244V153H246V151H248ZM259 150H260V153L257 152V151H259ZM4 151H5V152H4ZM12 151H15V150L12 149ZM53 151H55V152H53ZM63 151H62V152H63ZM87 151H85V152H87ZM130 151H132V152H130ZM135 151H134V152H135ZM141 151H140V152H141ZM144 151H143L141 154H140L139 151H138L139 153H138V152H137V154L135 153L136 155L139 154L137 158L142 159V157H139V156H142V155H143V156H146L147 153H145ZM244 151H245V152H244ZM254 151H255V153H258L259 156H258V154H257L256 157H252L251 159L248 160V158H250L251 155H252V156L255 155V154H254ZM261 151H262V152H261ZM66 152H67V153H66ZM76 152H77L79 155H78ZM81 152H80V153H81ZM156 152H157V151H156ZM232 152H233V151L228 152V153H229V154L231 153L230 155H232ZM243 152H244V153H243ZM26 153H28V154H26ZM70 153H71V154H70ZM73 153H74V155H76V156H73V155H72ZM114 153H115V154H114ZM171 153H172V154H171ZM240 153H241L242 156L240 155ZM250 153H251V154H250ZM262 153H263V154H262ZM31 154H32V155L35 154V155H34V158H35L36 155H37V156L39 155V156H38L39 159H34V158L32 159L33 156H32ZM67 154H68V155L70 154V155H72V156L69 157ZM92 154H93V153H92ZM131 154H130V156L132 157ZM144 154H145V155H144ZM220 154H223V155H220ZM261 154H262V155H261ZM13 155H14V156H13ZM27 155H28V157H29V156H30V157L28 158ZM54 155H55V157L57 156V157H56V158L58 159L57 163L60 161V160H59V157L61 158V156H62V158L64 159V160H63V159L61 158V160L64 161V163L62 162V164H61V161H60L58 164H55L57 159L54 157ZM60 155H61V156H60ZM66 155H67V156H66ZM99 155H100V153L98 154V156H99ZM114 155H115V156H114ZM123 155H124V157H123ZM136 155H135L134 157H132L131 160H132L133 158L135 159V158H136ZM183 155H184V154H183ZM215 155H216V158L219 159L218 161H217L216 158H214ZM230 155H228V160H227V157H226V156H224V157L222 158V160H224V159H225V161L227 160V161H226L227 163H224V164L226 165V168H227L228 166H229L228 168H230V165L228 164L229 162L231 163V161H230L231 159L229 160V156H230ZM243 155H244V156H243ZM248 155H250V157H248ZM260 155H261V156H260ZM24 156H26V158H25ZM37 156H36V158H38ZM106 156H107V157H106ZM111 156H113V157H111ZM120 156H121V157H120ZM175 156H174V157H175ZM239 156H240V157H243V158L239 159ZM0 157H1V158H0V160H1V159H2L1 154H0ZM41 157H42L43 159L48 158L49 160L46 159V160H47V163L45 162V160H44V161H43V160L40 161V162H43V163H40V162L37 161V163L41 165V167H40V166L36 163L35 160H41V159H42ZM49 157H50V158H51V157L55 158V161H54L53 158L50 159ZM71 157H72V158H71ZM94 157H95V156H94ZM96 157H97V156H96ZM96 157H95V158H96ZM114 157H115V158H114ZM181 157H182V162H181L182 164H181V166H183V163H184V164L186 163L187 165H189V163H187L188 160L186 159V155H185V157L181 155ZM183 157H184V159L186 160V162L183 161ZM199 157H200V159H198ZM202 157H203V156H202ZM225 157H226V158H225ZM244 157H245V160H244ZM257 157H260V158H258V160H260L259 162H258V160H257ZM12 158H13V159H12ZM66 158H68V159H66ZM98 158H99V157H98ZM105 158H102V159L105 160ZM110 158H111V159H110ZM121 158H122V159H121ZM171 158H173V156H171ZM179 158H180V157H179ZM179 158H178V159H179ZM191 158H193V157H191ZM191 158H190V159H191ZM246 158H247V159H246ZM27 159H29V161L32 159V160H31V163H32L31 165H30V162H29ZM71 159H72V160H71ZM78 159H77V160H74V162H75V161H78ZM134 159H133V162H136V163H137V161L140 160V159H138V160L135 159L136 161H134ZM173 159H174V158H173ZM178 159H176L175 162L181 160V158H180L179 160H178ZM261 159H263V160H261ZM16 160H18V162H17ZM24 160H26V161H24ZM33 160H34V161H33ZM51 160H52V161H51ZM191 160H192V159H191ZM210 160H209L208 162H210ZM222 160L220 161V164H219V165H218V163H217V164L214 166V167H215V168H214L215 170L212 169V170L215 171V174L213 175V176H214V179L216 178L217 173L220 174V173L222 172V171H220V172L217 171V172H216V170H218L217 165H218V166H220V165L223 166V165L221 164V162L223 163V162H225V161H222ZM240 160H241V161L243 160L244 163H243V162L240 163ZM253 160H252V161H253ZM3 161H4V160H3ZM3 161H0V163L2 162L1 165H0V169L3 168L2 166H4V167L7 168V165L5 164L6 162H4V164H3ZM95 161H98V160L96 159ZM99 161L101 162L102 160H99ZM111 161H110V162H111ZM171 161H172V159H170V161L167 160V161L165 162V164L168 165V166H170V167L173 166V172H174V170H175V169H174V165H173L174 163H173L172 166H171V165H170V164H171ZM173 161H174V160H173ZM200 161H201V160H200ZM216 161H217V162H216ZM252 161H251V162H248V164L252 163ZM16 162H17V163H16ZM133 162H132V163H133ZM167 162H168V164H167ZM201 162H203V161H201ZM7 163H8V165L10 166L9 162H7ZM159 163H160V161L158 160V161H155V162H151V164H149V165H150L151 168H153L154 165H159ZM195 163H194V166H195ZM253 163H252V166L254 167ZM259 163H262V165H260ZM2 164H3V165H2ZM15 164H16V165H15ZM17 164H18V165H17ZM63 164H64V165H63ZM67 164H68V165H67ZM70 164H71V165H70ZM75 164H76V162H75ZM177 164L180 166V163L176 162V165H177ZM186 164H185V166H187ZM197 164H196L197 169H196V166H195V170H198V169H200V168L203 167V166H202L203 163H202V165H201L202 167H200V168H199V166H198ZM204 164H207V163L204 162ZM246 164H247V163H245V165H246ZM248 164H247V166H248ZM256 164H255V166H256ZM32 165H33V167L36 165V168L34 167L35 169H39V168L41 169V170H38V171L41 172V173L38 172L40 176H37V174H36L37 171L34 172V171H35L34 168H32V169L34 170V171H32V169L30 168V166H32ZM37 165H38V166H37ZM43 165H44V166H43ZM48 165H49V166H48ZM58 165H59V166H58ZM60 165H61V166H60ZM166 165H165V168H167ZM191 165L193 166V164H191ZM191 165H190V166H191ZM207 165H209V164H207ZM213 165H214V164H213ZM245 165L243 166V169H242V167H240V169H239L238 167H235L234 170H233L232 168H230L231 171H230V169H229V172H230L229 174H231V173L234 171V172H233L234 174H235V173H236V174L241 173V174H239V175H240V177H242L241 175L244 174V173L246 174V172H247V174H248L249 176H251L253 173H252V174H251V173L249 174L248 171H247V169H248L249 171H252V170H253L252 172H254V171H256V170H259V168H258V169H255V168H257V167H254V168H253L252 166H248L247 169H246V168H245ZM250 165H251V164H250ZM259 165H260V166H259ZM16 166H17V167H16ZM20 166H22V164H20ZM50 166H51V167H50ZM55 166H57L58 168L55 167ZM185 166H184V167H185ZM192 166H191V167H192ZM209 166L211 167L212 165L210 164ZM209 166H208L207 168H210ZM38 167H39V168H38ZM43 167H44V168L47 167V168H46L47 170L44 169ZM49 167H50V168H49ZM54 167H55L56 169H55ZM62 167H63V168H62ZM67 167H68V168H67ZM69 167H70V168H69ZM142 167H143V166H141V168H142ZM170 167H169V169H170ZM177 167H178V166H177ZM191 167L189 168V170L187 169V167H185V169H187V171L190 172V171H192V169H193V167H192V168H191ZM8 168H9V170H11L10 167H8ZM28 168H30V169L28 170ZM180 168H181V167H180ZM180 168H178L179 170H181L180 172H182V170H183V171L185 170L184 168H183V169H182V168L180 169ZM203 168H204V167H203ZM212 168H213V167H212ZM222 168H223V167H221V169H222ZM224 168H225V166H224ZM224 168H223V174H225L226 172L228 173V171H224V170H225ZM228 168H227V169H228ZM237 168L239 169L240 172H238ZM250 168H252V170H250ZM15 169L13 168V171H14ZM49 169H50V170H49ZM51 169H52V170H51ZM54 169H55V170H54ZM57 169H59V171H60V169H61L60 174H62V173L64 174V173H65L64 170H66V171L68 172V175H65V174L63 175V174H62V175H63V176H62V175H60V174H56V173H57ZM138 169H139V168H138ZM143 169H144V168H142V170H143ZM205 169H206V168H205ZM205 169L201 170V172H202V171H206V172H208L209 169H208V170H205ZM219 169H220V168H219ZM227 169H226V170H227ZM244 169H246V170H244ZM254 169H255V170H254ZM262 169H263V170H262ZM262 169H261V167H260V170H261V171H260V170H259V171H260L261 174H260L259 172H256V174L258 173V175H263V176H264V167H263ZM9 170H7L6 172L8 173ZM23 170H22V172H23ZM42 170H43L44 173H45V174L43 173L44 176L41 175L42 172H43ZM53 170H54V172H53ZM62 170H63V172H62ZM68 170H69V171H68ZM72 170H73V171H72ZM140 170H141V169H140ZM140 170H137V171L139 172ZM142 170H141V171H142ZM167 170H168V168H167ZM195 170L193 169V171H192L191 173H194V174H195ZM236 170H237V171H236ZM71 171H72V172H71ZM76 171H77V170H76ZM78 171H79V170H78ZM168 171H169V170H168ZM170 171L172 172V168H171ZM176 171H178L177 168H176ZM176 171H175V172H176ZM185 171H186V170H185ZM185 171H184V172H185ZM187 171H186V172H187ZM198 171H199V170H198ZM198 171H197V172H198ZM210 171H211V170H210ZM235 171H236V172H235ZM11 172H12V171H10V173H11ZM32 172H33V173H32ZM48 172H49V173H48ZM61 172H62V173H61ZM67 172H66V173H67ZM135 172H136V170H135ZM180 172H179V174H180ZM188 172H187V173H188ZM197 172H196V174H195L196 176H197ZM4 173H5V172H2V174H4ZM47 173H48V175H47ZM71 173H72V174H71ZM187 173H186V174H183V172H182V174H183L182 177H183L184 175H187V177H185V179L187 178L188 180H184V182L189 183L190 177L188 176ZM191 173H189V175H190ZM202 173H203V172H202ZM202 173H199V172H198V176H199V174L201 175ZM254 173H255V172H254ZM69 174H70V175H69ZM76 174H77L78 176H75V177L72 176V175H76ZM174 174H175V173H174ZM179 174H178V172H177V176H178ZM194 174H193V176H192V181H191V182H192V184H194V182H195V185H192V186H196V185L199 186V188H200L201 190H199L200 192H199L198 194H202V195H200V197H201V196H204V195L206 196V194H204V193H207V196L204 197V198H207V199H204V198H203L204 200L202 201V198H201L200 201L202 202V205H200L201 202L199 201V202H200V203H199V202H198V199H196V197L199 198V195L197 194V192H195V190L193 189L192 186L190 187V184H191V182H190V183L188 184L189 186H188L187 188H191V189L194 190V192L191 191V194H190L191 196H192L193 194H195V193L197 194V196H196V194H195V196L193 195V197H195V198H194L195 200H194L193 198H191V197H189V198H191L190 201L185 200V199H187L188 196H186L185 199H184L183 197H184L185 194H188V193H184V194H182V192H181L180 194L183 195V196H181L183 202H185V201L187 202V201H188V202L185 204V206L188 205V207H191L190 204H188V203H191V202L193 201V202H192L193 205L191 204L192 206H194L193 209L191 208V209L193 210V213L191 212L190 209H189V210H186V209H188V207H187V208L184 207V203H182L183 205L180 204L181 201H182V200L179 201L180 199H178V202H179L180 207H178L179 205H175V203H173V206H172V204H171V206H172V210H173V212H172V210H171V206H169V205H170V203H171L173 200H175L176 196L172 197L173 199L171 198V200H172V201H171L170 198L168 197V196H170V194H169V195H168V194L163 195V194H165V193L167 192V189H168V188H165V192H163L164 189H162V191H159V190L157 189V190H158L157 192H155L154 189H152V191H151V190H148L149 193H148L147 190H146V192L143 191V192H145V194H146L145 196H146V197H145V196H141V194H140V196H141L142 198H145V200H144V201H141V203L135 201V203H139V204H141V206H142V207H141V206L139 205V206L141 207V208H140V209H141V210H140V215H139V212H136V213H138V214H136L135 219L137 220V217L139 216L140 218H138V221H140V219H142V220L144 219L145 222H143V221L138 222V221H136V220H133L131 223H133V222L136 223V222H137V224H131V223L129 224V223H128V224L125 226L127 229L124 228V231L126 230V231H125V232H126L125 235L128 234L127 231L129 232L130 228L133 227V225H134V227H133L134 229H136V228L139 227V225H140V227H142L141 230L139 229L140 227L137 228V229H138L139 231L143 232L142 234H148V235H151V234L153 235V232H154V230L152 229V230H153L152 233H150V231H148V233H147V229L150 230L149 227H154V228H155V226H156V229H157L158 231L163 229L164 231L162 230V231L160 232L162 235L159 234V233H157V234L161 235V237H162L163 235H164L165 237H166V236H167V237H170V239L166 237L167 240L169 239L168 241H166V238L164 237V238H165V241L168 242L167 245H166L165 241L163 242L166 246L162 243V240H163L164 238H163L161 241H160V240H158V241L156 240V238H157V239H160V238H161V237H158L159 235H154V236H156L154 239H153V238H150V237L148 238V239H149L148 241H150V242H151V239H152V241H154V240L157 241V243L160 242L159 244H157L155 241H154V243L151 242V243H150L151 246H152L151 248L154 247V246L152 245V243H153V244L156 243L157 245H160V246H158L159 248H157V249H158V250H159V249H162V251L160 250V252L163 253V250L165 249L164 247H167V246H169V245L172 243V238H175V241H176V239L178 240V238H179L178 243L181 242L180 244H182V245H183V243H184V241H185L186 243H184V244H186L187 246H191V247H190L191 250L194 249V248L196 247L197 249H199V248L201 249V248H202V249H204L203 251H208V249H210L209 247L211 246V245L209 246V243H212V242H209L210 240H212V239H210V238H212V237L209 238V236L212 235V234H213V235H214V234H215V235L217 234V236L214 235V238H213L212 241H213V243H214V245H215V242H217V241H219L220 239H222L220 242H217L218 244H217V243H216V244L219 245V246H221V247L223 246L222 248L224 249V244H225L224 242H225V240L228 239L229 237L227 236L226 233L224 234V236L222 235V233H224V232L226 231V229H227V228H225V227L223 226V221H226L227 219H226V218H225V220H223L224 218H223L222 220L220 219V218L224 217V216H222L221 213H220V211H221L222 209H224V207H223V208H219V207H221V206H220L221 203L218 202V199H219V201H220V198H221V197L218 198V199L216 200V202H217L218 204H220V205H217L216 202L213 201V200H211V201L208 200V198L211 197V195H210L211 193H209V191H208V190L210 189V186L213 185V188H212V186H211V189H210V190H212V189H214V187H215L214 184H218V183L214 181V182H213L214 184L211 183V185H208V183H210L211 181H210V182H209V181L206 182V181H207L206 179H208L207 177L210 176V174L207 173V175H209V176H205V179H204L203 175L201 176V178H198V179L195 178V180H199L198 183H201V184L199 185V184L197 183V181H195V180L193 179L194 176H195ZM221 174H222V173H221ZM223 174H222V175H223ZM234 174H233V175H234ZM236 174H235V175H236ZM245 174H244V177H246V178H250L249 180L247 179V181H249V183H250V180H251L252 183H250V184H254L253 182H254L255 178L258 177V175L255 176V175H256V174H255L254 176L252 175L253 177H252V176L249 177V176H245ZM247 174H246V175H247ZM8 175H9V174H8ZM10 175H11V174H10ZM16 175H17V174H16ZM16 175H15V177H17ZM53 175H54V176H53ZM58 175L61 176V178L64 177L63 179L66 180V181H63L64 183L59 184V182L61 183V181H58V180L60 179V177H59V178L57 177ZM81 175H82V172H81ZM204 175H205V174H204ZM215 175H216V176H215ZM222 175H220V176L222 177ZM227 175H228V174H225V175H223L222 178L220 177V178H221V180H219L220 183H219V185H216L217 190H215L216 188H215L214 190H212V192L214 191L213 193H215V195H216L217 191H218V194L220 193L219 191H221V192L223 191V192H224L225 188H223V187H222L223 190H219V189H222V188H221V183H222L221 181H223L222 179H223L224 177L229 178V177L233 176V175L231 174V176H228V177H227ZM235 175H234V176H235ZM4 176H7V174H5ZM4 176H2V177L4 178ZM11 176H13V175H11ZM24 176H26V177L23 178ZM66 176H68V179H67ZM71 176H72V177H71ZM190 176H191V175H190ZM234 176H233V177H234ZM236 176H237V175H236ZM263 176H261V177H263ZM27 177H28V178H27ZM36 177H38L39 181H38V179H36ZM40 177H42V178H40ZM44 177H46V178H48V179L46 180V178H44ZM50 177H51V178H50ZM157 177H159V176H156L155 178H157ZM174 177L176 178V174L174 175ZM182 177H181V178H182ZM188 177H189V178H188ZM233 177H232V178H233ZM240 177L237 178V180H238V179H239V180L241 179V180H240L241 182H243V181L246 180L244 177H243V178H240ZM261 177H259V178L261 179ZM22 178H23V179H22ZM26 178H27V180H26ZM30 178H31V179H30ZM34 178H35V180H34ZM43 178H44V179H43ZM69 178H71V181H70ZM155 178H154V179H155ZM183 178H184V177H183ZM202 178L204 179V181H203ZM210 178H212V179H210ZM210 178H209L210 180H214L213 177L210 176ZM220 178H219V179H220ZM252 178H254V179H252ZM263 178H264V177H263ZM19 179H22L21 181H24V179H25L26 181L22 182L23 184L21 183V185H20V184L18 185V183L21 182ZM40 179H41V181H40ZM52 179H53V180H52ZM54 179H55V180H54ZM56 179H57V180H56ZM63 179H61V180H63ZM76 179H75V181H76ZM161 179H162V177H161ZM161 179H160V180H161ZM176 179H177V180H176ZM176 179H174V180H176V182H179L180 184L182 183V185H183V184H184V185L186 184V183H183V181L180 182L181 179L179 180V177H177ZM216 179H217V178H216ZM230 179H231V178L225 180V178H224V183L227 182V184H228V181H229V182H230L229 184H232L231 181H232L233 179H232L231 181H230ZM235 179H236V178H235ZM242 179H243V180H242ZM256 179H257V178H256ZM260 179H259V180H260ZM30 180H31V181H30ZM42 180H43V181H42ZM48 180H49V181H48ZM50 180H51V181H50ZM93 180H94V179H93ZM155 180H156V179H155ZM158 180H159V179H158ZM160 180H159V181H160ZM174 180H173V183L175 182ZM178 180H179V181H178ZM182 180H183V179H182ZM193 180H194V181H193ZM252 180H253V181H252ZM259 180H255V181L259 182ZM17 181H18V182H17ZM45 181H47V182H49V183L52 182V185H51V184H50L51 186L48 185L49 183L47 184V182H45ZM54 181H57V184H56ZM75 181L73 182V186H74ZM96 181H98V180L96 179ZM96 181L94 180L93 182L96 183ZM201 181H202V182H201ZM216 181H218V180H216ZM225 181H226V182H225ZM247 181H245V182H247ZM260 181H261V180H260ZM31 182H32V183H31ZM53 182H54V184H56L55 187H54ZM66 182H67V183H66ZM76 182H77V181H76ZM98 182H99V183H97V184H98V187H99L100 181H98ZM176 182H175V186L177 187L179 184L176 183ZM41 183H43V184H41ZM45 183H46V184H45ZM65 183H66V184H65ZM90 183H91V182H90ZM94 183H92V185H93ZM243 183H244V182H243ZM247 183H248V182H247ZM1 184H2L3 186H2ZM15 184H17V186H18L19 188H18ZM39 184H41V185H40V189L38 188ZM44 184L47 185L48 188H46V186H45ZM67 184H68V185H67ZM176 184H178V185H176ZM222 184H223V183H222ZM235 184H236V183H235ZM250 184H248V185L251 186ZM255 184H256V183H255ZM14 185H15V186H14ZM42 185H44V186H42ZM64 185H66V186H64ZM173 185H174V184H172L171 186H173ZM182 185H179V186H182ZM202 185H203V186H204V185H208V186H207V189H208V190H207V189H204L206 186L203 187ZM248 185H247V186H248ZM257 185H258V183H257ZM261 185H263V184H262V183H261V184L259 183L260 188H261V187L264 188V186H261ZM49 186H50V188H49ZM89 186H91V185L89 184ZM95 186H97V185H95ZM171 186L169 187V189H172V190L174 189L173 191L176 192L174 195H177L178 198H180V195H178V194H179V191H180L181 187H179L180 189L177 190L178 188L175 189V188H176L175 186L171 188ZM200 186L203 187V188H201ZM217 186H219L220 188L217 187ZM224 186H225V184H224ZM233 186H235L234 183H233ZM238 186H240V185L238 184ZM238 186H237V187H238ZM242 186H244L245 188H247V186H245V184H242ZM249 186H248V188H249ZM252 186H253V185H252ZM259 186H258V189H259ZM15 187H16L17 189H16ZM34 187H35V188H34ZM41 187H42V189H41ZM43 187L45 188V190H43ZM59 187H60V186H59ZM59 187H57V188H59ZM61 187H60V188H61ZM63 187H62L61 189H64ZM70 187H69V189H68V188H67V189L70 190ZM92 187H93V186H92ZM98 187H93V188H94V190H96ZM227 187H228V185H227ZM227 187H226V190L230 189V190H229V192H230V191H231V187H230V186H229V188H227ZM253 187H254V186H253ZM255 187L257 188V186H255ZM57 188H56V189H57ZM72 188H73V187H72ZM182 188H185V186H182ZM194 188H195V187H194ZM197 188H198V187H197ZM232 188H233V187H232ZM245 188H244V190H243V193L245 192ZM248 188H247V189H248ZM56 189H55V190H56ZM202 189H203V190H202ZM236 189H237V188H236ZM236 189H235V190L233 189V190L236 191ZM242 189H243V188H242ZM242 189H241V190H242ZM249 189H252V187L249 188ZM2 190H5V191L3 192ZM6 190H8V191L6 192ZM32 190H31V191H32ZM37 190H38V191H37ZM41 190H43V191H41ZM65 190H66V189H65ZM172 190H169V192H171ZM176 190H177V191H176ZM182 190H183V189H182ZM182 190H181V191H182ZM189 190H190V189H188L187 191L190 192ZM196 190H197V189H196ZM206 190H207V191H206ZM226 190H225V193L222 192L220 195H221V196H222V195H225V194H226ZM233 190L231 191V193H232V192L234 193ZM241 190H240V188H239V191H241ZM254 190H255V189H253V194H255L256 196H257V195L260 196V194H261V193H260L261 190H259L260 192L257 191V192H259L260 194H259V193L256 194L257 192L255 193ZM256 190H257V189H256ZM35 191H32V192L34 193ZM44 191H46V192H44ZM56 191L58 192V190H56ZM61 191H62V190H61ZM61 191H59V192H60L59 194H61V197H62V198H63V196L65 197V195H66L67 193H69V191H67L66 194H64L65 191H62V192H64V193H62ZM70 191H71V190H70ZM173 191H172V192H173ZM183 191H185V189H184ZM201 191H202V192L204 191V193H202ZM248 191H249V190H248ZM250 191H252V190H250ZM250 191H249V192H250ZM263 191H264V190H263ZM1 192H2L3 194H1ZM19 192H18V193H19ZM151 192H152V193H155V194H152ZM162 192H163V194H162ZM169 192H168V193H169ZM177 192H178V193H177ZM210 192H211V191H210ZM229 192H228V193H229ZM13 193H14V194H13ZM39 193H40V194H39ZM46 193H47V194H46ZM70 193H71V192H70ZM114 193H115V192H112L113 195L110 193L111 196H112V197H111L112 200L114 199L113 197H117V196H118V198H119V194H120V196L122 195V193L119 192V194H118V192H117V196H116V195L114 196ZM160 193H161L162 195H161ZM208 193H209V194H208ZM213 193H212V195H213ZM237 193H239V192H237ZM237 193H236V196H237V197L235 196V199H234V196L231 198V195H232V194H231V195H230V194H226V195H229L228 197L231 198V199H233V200L228 201L229 198H228V199L225 198V199H226L229 203H233V202L236 201L239 197L242 198V196H243V195L238 196ZM243 193H242V194H243ZM11 194H10V196H11ZM20 194H21V193H20ZM20 194H19V195H20ZM43 194H42V195H43ZM63 194H64V195H63ZM72 194H73V193H72ZM115 194H116V193H115ZM143 194H144V193H142V195H143ZM158 194H160V197H159ZM218 194H217V195H218ZM240 194H241V193H240ZM245 194H246V192H245ZM250 194H251V195H250ZM262 194H264V193L262 192ZM19 195L17 194V196H19ZM44 195H43V197L41 196L42 198H45L44 200H43L42 198H39V196H38V197H37L38 200H35V202L38 203L37 201H39V199H40V202L38 203V205H35V206H34V204H35V203H34L33 206H32L33 209H34V208H37V206H38L37 209H38V211H40L39 214H41L42 212H44V213L41 214V215L43 216V219H44L45 217H46L47 219L49 218L48 213H50V210H48L49 212H46L47 209L54 210V209H53V207H54L55 210H54L53 212H56V208L59 209V208L62 206L61 209H63V208L66 207L65 205L63 206V204H62V203L64 202L63 200H61V201H63V202L55 203V204H58V205H59V206H58V205L55 206L54 203H51V202H52V201H50L51 198L49 199V197H50L49 195H50V194H48V196H47L48 198H47L46 196H44ZM62 195H63V196H62ZM68 195H71V194H68ZM68 195H67V196H68ZM125 195H126V194H125ZM129 195L132 196V194H129ZM147 195H149V197H148ZM157 195H158V196H157ZM167 195H168V196H167ZM190 195H189V196H190ZM215 195H214V196H215ZM217 195H216V196H217ZM220 195H219V196H220ZM233 195H234V194H233ZM247 195H248L249 197H248ZM255 195L253 196L252 193H249V194H248V192H247L246 196L249 198L248 200L250 201V200L252 199V200H253V201L251 200V201H252V202H251L252 204H254L253 202H255V204L253 205V209H251V208H252V207H251L252 205L248 206V205H249V202H248V205H247V206L250 207V209L252 210V212H253L254 210L256 211V209L259 211L261 208L264 210V208H263L264 205H263V207H262V205H261V203L264 204L263 201H262L261 203L258 202L259 204L256 203V200H257V198H258L259 196L256 197V199L254 200ZM8 196H9V195H8ZM17 196H16V197L13 196V199H11L12 197H11V198L9 197L8 199H10L11 202H12V200H13L12 203H14L15 199H16V198H19V197H17ZM156 196H157V198L159 197L160 200H158L159 198L157 199ZM163 196L165 197V199H166V196L169 198V199L167 198L168 200H170V203H169V204L167 203V202H169V201H167V199H166V200L163 199V198H164ZM171 196H172V195H171ZM208 196H210V197H208ZM216 196H215V197H216ZM250 196H251V197H250ZM252 196H253L254 198H252ZM5 197H6V196H5ZM5 197H4V198H5ZM14 197H15V198H14ZM33 197H36V196H33ZM132 197H133V196H132ZM134 197H135V195H134ZM134 197H133V199H134ZM147 197H148V198H151L152 200H151V199L149 200ZM154 197L156 198V202L159 201L158 203L161 204L162 206H161V205H158V207H157V203L154 201V200H155ZM212 197H213V196H212ZM223 197H224V196H223ZM243 197H244V198H242V199H247V198H245V195H244ZM262 197H264V196L262 195ZM6 198H7V197H6ZM120 198H121V197H120ZM146 198H147V200H146ZM189 198H188V199H189ZM241 198H240V199H241ZM260 198H261V197H260ZM47 199H48L49 203H48V201H45V200H47ZM115 199L117 200V198H115ZM115 199H114V201H115ZM153 199H154V200H153ZM210 199H212V198H210ZM240 199H239V200H240ZM242 199H241V201H242ZM17 200H18V199H17ZM142 200H143V199H142ZM157 200H158V201H157ZM164 200L167 201V202H164ZM176 200H177V198H176ZM184 200H185V201H184ZM196 200H197V202H196ZM205 200H208V201H205ZM248 200H247V201H248ZM259 200H260V199H258L257 201H259ZM261 200H264V199H261ZM43 201H45L46 204L49 205L47 209L44 208V207H47V205L43 204V203H44ZM145 201H146V202H145ZM147 201H151V202H152V205H151V203H149V202H147ZM204 201H205V202H204ZM209 201H210V202H209ZM232 201H233V202H232ZM241 201H240V202H241ZM244 201H245V200H244ZM0 202H1V200H0ZM2 202H3V201H2ZM16 202H17V201H16ZM41 202H42V203H41ZM116 202H117V201H116ZM144 202H145V203H149L150 206H148V204H146V206H147V207H146V206L144 205ZM153 202L156 203V207H155V204H154ZM174 202L177 203V201H174ZM208 202H209V203H208ZM224 202L226 203L227 206H229V204H227L228 202H226L225 200H224ZM224 202H223L222 204H225ZM245 202H246V201H245ZM40 203H41L42 205H45V206H42ZM50 203H51V206H50ZM64 203H65V202H64ZM114 203H115V202H114ZM162 203H163V204H162ZM194 203H195V204H194ZM197 203H198V204H197ZM206 203H207V204H206ZM210 203H211V204L215 203V204H216V208H217V210L214 208V206H213L214 204H213L212 207H211V206H210V205H211ZM235 203L238 204V205H236V204H230V205H232V206H229L230 209H231V212H233V213H234V209L232 210V208H235V209H236V208L239 207V203H238V201L235 202ZM52 204H53V205H52ZM116 204H117V203H115V205H116ZM142 204H143V205H142ZM203 204H204V205H208V204H209L208 206H210V207H208V206H204ZM242 204H243V203H242ZM242 204L240 203L241 206H242ZM246 204H247V202H246ZM257 204H258L259 208H260V206H261L260 209L256 206ZM0 205H1V204H0ZM17 205H18V203H17ZM79 205H80V204H79ZM82 205H83V204H81L80 208L83 207ZM115 205H114V206L111 205V206L113 207L112 211H114V209L118 207V204H117V206H115ZM165 205H166V206H169V207L166 208V207H164ZM195 205H197V206H195ZM199 205H200L201 207H200ZM226 205H224V206H226ZM235 205L238 206V207H236ZM243 205L246 206L245 204H243ZM40 206H41V207H40ZM57 206H58V207H57ZM111 206H110V207H111ZM120 206H121V207H120ZM144 206H145V207H144ZM152 206H154L153 209H156V208H157V211H158V210L160 211L161 209H162L161 212L167 210V213H166V211H165V213H160V212L158 211V212L160 213L159 215H161V214H162V215H165V214H166L165 217L163 216V217L166 218V219H163L162 215H161L160 217H158V216H159V215H158V212H157V213L155 212V213H156V214H155V213L153 212L154 210H152ZM160 206L163 207V208H161ZM176 206L178 207V209H176V208H177ZM181 206H182V208L184 207V209H181ZM217 206H218V207H217ZM222 206H223V205H222ZM233 206H235V207H233ZM254 206H256L257 208L254 207ZM49 207H52V208H49ZM119 207H120V209H122L121 202H120V204H119ZM119 207L117 208V211H118ZM143 207H144V209L146 208L145 210L149 211L150 213L153 212V213H151V214H155L154 217H153V215L151 216L153 220H155L156 218H159V220L157 219L156 221H154V222H157V223H150L151 226H148V225H149V223H148L149 220H150V222H152L153 220L150 219L151 217H149L151 214L148 215V217H147V216H146V217L144 216L145 218H142V217H143V216H142V215H143L142 212H144V210L142 209ZM174 207H175V210H174ZM196 207H197V208H196ZM198 207H199L200 211H201V208H204V207H206V208H213L212 210H215L216 212L218 211V208L220 209V211L218 212V213H220V215H218V213H217V215H218V217H219V219H220L221 224H220V223L218 224V222H219L218 219H216V220H217V224H218V225H221L222 227L225 228V229L222 228V229L220 230V231H222V233L220 232V235H222L223 237L220 236V235H218V233H219V226H218L215 222H213V219H214V218H218V217H217V216L215 217V215L211 214V213H212V210H211V209H210L211 211H209V212H211V213H209L208 210L206 211L205 208H204V210L202 209L203 212L206 211L208 214H210V216H211L210 219H212V217H214V218L211 220L213 223L210 221L211 223L209 222L208 224H205V226L208 228V230H209L210 233H207L208 231H206V229H205V232H201L202 230L204 231L203 228H205V226L203 227V225H204V223H207V221L205 222V221L203 220V223L201 222L203 217H202L201 215H199V214H201V212L198 211V210H199ZM229 207H226V209H225L224 211H226L227 208H228L227 213H231L230 210H229ZM231 207H232V208H231ZM39 208H40V209H43V210L45 209V211L40 210ZM137 208H138L137 211H139V207H138V205H137ZM148 208H149V209L151 208V209H150L151 211H150ZM160 208H161V209H160ZM194 208H196V209H194ZM239 208H240V207H239ZM241 208H242V207H241ZM241 208H240V209H241ZM255 208H256V209H255ZM18 209H23V207H22V208L19 207ZM18 209H17V210H18ZM33 209H31V210H33ZM76 209H77V207L75 208V210H76ZM102 209H105V208H102ZM102 209H101V210H102ZM106 209H107V210H106ZM106 209H105V211L107 212L106 215H110L111 212L109 211V210H110L109 206H108V208L106 207ZM120 209H119V211H120ZM163 209H164V210H163ZM240 209H239V210L236 209L237 214H239V215H240L241 211H244V212H245V207H244V210H240ZM248 209H249V208H248ZM248 209L246 208V213L250 211V210L247 211ZM262 209H261V210H262ZM17 210H16V211H17ZM24 210H25V209H23V212H24L23 214H24L25 216L22 215V212H20L21 210H18V212H19L18 215L21 213V214H20V217H21V218H18L19 216L17 215L16 212L14 213V214H16L17 219H19V220H15V221H17V223H15V222L12 221V220H11L12 222L10 223V220H9V222H8L7 224H6V223L2 224L1 222H3L4 218H3V220L0 219V220H2V221H0V224H1V225H0V239L2 238V239L0 240V241H1L0 249L2 248L5 252H4L2 249H1V251H3V253H4V255H5L6 257H8V258H6V259H7V261H6V259H5V257L3 256V254H0V256H3V259H1L2 257L0 258V261H1L0 264H1V263H2V264H8V263H10V260H11V256H12V255H13V256H12V257H13L12 260H13V263H14V262H15V259H16L15 257L17 256L16 254H18V256H19V254H20L21 257L23 256V259H24V260H23L21 257H20V258H21L24 262L26 261L25 258L29 255V256H28V257H29L28 262H29V261L32 262L33 258H32V260L30 259V256H31V255L27 253L28 250H24V248H25V249L27 248V247H24V246L26 245V244H25V241H26V242L28 241V243H32V244H36V241H38L36 245H37L38 249L41 250L40 252H42V253L44 252L43 255L46 257L45 260H43L44 256L41 255V256H40V257H42V258H41V262H44V261H46V260L48 259L46 262H44V263H42V264H49V263H50L49 261H52L51 258H53L52 256H53V253H55L54 251H56V253L54 254V256H55V255L57 256V254H58V255H64L65 258L67 259V261H69V262L66 261V263H68V264H73L74 262H77V261H79V260L82 261V264H88L89 262H90V263H91V262L93 263V261H92V257H94V255H96V254H98V253L101 252V253L99 254L101 258H100V257H99V258H100V260L103 259V261L101 260V262H102L103 264H105V263H104V259H105L104 257L106 256V259H107V255H108V254H106V253H107V252H106L107 246H105L106 244H105V245L103 244V245L106 247V249H105V247L102 246L103 249L105 250V254L102 252L101 249L99 250V248H102V247H99V248H96V249H95V248L92 249L93 246H90V244H85L86 246H85V245L83 246L85 249H84L83 247H82V249H80V250H84V251H82V252H85V251H86V252H85V255H81L82 252H81L78 248L76 249V247H74V248L72 247V248H71L72 251H68V250H65V249L63 248V249L65 250V252H69V253H67V255H68V256H67L68 258H67V257H66V253L64 252V250H61V247L63 246V245L61 244V242L63 243V240L61 241L62 238H61V239H58V240L56 239V237L51 238V237L53 236V235H51V234H54V229H53V228H55L54 226H56L57 224L59 225L58 222H60V221H58V222H57V221H55V222L53 221V222H52L51 219H48V220H49V224H50V226H49V224L47 225L48 220L45 218V219L47 220V222H46L45 219H44V220H42V221L40 220V223H39V219H42V217H41V215H39V214L36 216V214H35V213H36V209H34L33 211H31L30 213L28 212V210H30V209L25 210V211L27 212V214H26V212H25ZM64 210H65V209H64ZM80 210H81V209H80ZM170 210H171V214H173L172 217H171L170 212L168 213V211H170ZM176 210H178V211L180 210V211H181V212L179 211L180 214L184 213V214H182V215H185V211H186V213H188V215H189V212H190V214H191V213L194 214V212H195V213L197 212V214H195L196 216L194 215V217L191 218V219H194V218H196V217L198 218V217L200 216L199 218H201V219L198 218V219H195V220H193V221H194V223H196L197 225H198V223L200 222V223L202 224V227H203V228H201V224H199V226H196V224H195V226H194V223H193L194 228L196 229V227H197V230H194L192 224L188 226V224L191 223V222H190L191 220L189 219L191 216L189 215V216H190V217H189V216L185 215V216H183L184 218H182V216L179 214L183 220H184V219H186V220H190V221H185V223H186V224H185L184 222H182L181 218L178 216L177 213H179V212H176ZM182 210H184V212H182ZM196 210H197V211H196ZM34 211H35V213H34ZM60 211L62 212V210L59 209V212H60ZM99 211H100V210H99ZM121 211H122V210H121ZM141 211H142V212H141ZM155 211H156V210H155ZM187 211H189V212H187ZM215 211H213V213H214ZM236 211H235L234 214L232 213V216H234V217L236 216ZM32 212L35 214V216H34L35 218L32 217V215H33ZM45 212H46L47 214H46L45 217H44L43 214H45ZM53 212L51 211L50 214H52ZM79 212H80V211H79V207H78V211H76V213L79 214ZM97 212H98V211L94 212V214L97 215ZM100 212H101V213H105V212H102V211H100ZM114 212H115V211H114ZM174 212H175V213H174ZM198 212H200V213H198ZM206 212H204L203 214H205ZM244 212H242L241 215H247L246 213L244 214ZM252 212H251V214H250V212H249L248 214H249V215H252V214L254 213V212H253V213H252ZM262 212H263V213H262ZM262 212H261V213H258V214H259V218H260L259 221L263 224V223H264V220H263V219H264V218H263V217H264V211H262ZM57 213H58V212H57ZM80 213H81V212H80ZM101 213H98V214H99V217H98V215H97V217H98V218L101 217V220H102V215H101ZM141 213H142V214H141ZM225 213H226V212H224V213H222V214L225 215ZM255 213H256V212H255ZM28 214H29V215H28ZM167 214H168V215L170 214V215L168 216ZM175 214H177V215H175ZM192 214H191V215H192ZM214 214H215V213H214ZM262 214H263V215H262ZM26 215H27V216H26ZM30 215H31V217H30ZM96 215H94V216H96ZM100 215H101V216H100ZM197 215H198V216H197ZM212 215H213V216H212ZM239 215H237V216L235 217L236 220H238L237 218H238ZM23 216H24V218H23ZM78 216H79V215H77L76 217H78ZM81 216H82V215L80 214V216H79L78 218H80ZM174 216H175V217H174ZM176 216L180 218V220L178 219L179 221L176 220ZM204 216L206 217V215H204ZM208 216H209V215H208ZM220 216H221V217H220ZM229 216L232 217L230 214H226V215H225V217H227V218H229ZM260 216H263V217H260ZM26 217H27V218L30 217V218L27 219ZM37 217H40V218L38 219ZM103 217H104V215H103ZM155 217H156V218H155ZM173 217H174L175 220H172V221H171L170 219H171V218L173 219ZM187 217H189V218L187 219ZM205 217H204L203 219H205ZM234 217H233V219H234ZM239 217L241 218V220L243 219L241 216H239ZM243 217H244V216H243ZM93 218H95V217H93ZM160 218H162V219H160ZM206 218H207V217H206ZM20 219H21V221H20ZM33 219H34V220H33ZM145 219H146V220H145ZM207 219H208V218H207ZM207 219H205V220H207ZM233 219H230V221L232 220V223L234 222V224H235V221H234ZM261 219H262V220H261ZM5 220H6V219H5ZM7 220H8V219H7ZM7 220H6V221H7ZM13 220H14V219H13ZM32 220H33V221H32ZM35 220L37 221L38 227H37V225H36V223H35V222H36ZM95 220H96V221H99L100 219H95ZM161 220H162L163 222H165V223H167V221L169 220L172 224H173V222H175V224L172 225V224H169L170 222H168V224H166V225H167V226H166L165 223H163ZM165 220H166V221H165ZM196 220H197L198 222H195ZM239 220H240V219H239ZM239 220H238L237 222H239ZM241 220H240V221H241ZM28 221H29V222H28ZM34 221H35V222H34ZM50 221H51V222H50ZM147 221H148V222H147ZM159 221H160V223H158ZM193 221H192V222H193ZM230 221H229V219H228V220L226 221V223H227V222L230 223ZM256 221H257V220H256ZM256 221H254V224H253V223H250V224L257 225L258 227L255 226L256 229L259 228V229H257V230H261V229L263 230L264 225H263V227H261L262 224L257 223ZM13 222H14V224H13ZM33 222H34V223H33ZM56 222H57V224H56ZM161 222H162V223H161ZM176 222H177V223H176ZM179 222H182V223H183V226L181 225L182 228H180L181 226L178 224ZM187 222H189V223L187 224ZM237 222H236V224H235L236 227H237V224L240 223V222H239V223H237ZM18 223H19V225H18ZM28 223H29V224H28ZM30 223H31V225H30ZM43 223H44V225H43ZM51 223H52L53 226L51 225ZM53 223H55L56 225L53 224ZM142 223H143V224H142ZM145 223H146V224H145ZM182 223H181V224H182ZM228 223H227V224H228ZM232 223H231V225H230V224H228V225H230L231 227H232V226L234 227V225H233ZM255 223H257V224H255ZM10 224H11V225H10ZM16 224L18 225V226H17V227H18L17 229H18L19 233H20V230H21L23 227H25V226L27 227V228L25 227L24 229L21 230V233H23V234H21V233H20L21 235L18 234V231H17V229H16V227H15ZM27 224H28V225H27ZM41 224H42V225H41ZM141 224H142V225H147L148 227H147V226H141ZM153 224H154V225H153ZM160 224H161V225L164 224L165 226L162 225V226H163V228H162ZM184 224L187 225L188 231H189L190 233H192V231H193V232L196 231V234H195V232H194L193 235L196 236L195 238H198L199 242L195 241V243H196V242L199 243V244L201 243V244H200L201 247H199L200 245L197 246L193 241H191L193 238H188L189 235H190L189 232H188L189 235H188V234L185 235V236H182V235H181L182 232H184V231H183V230H184L183 227L186 228ZM209 224H211V225H209ZM214 224L217 225L216 228L214 227ZM224 224H225V223H224ZM227 224H225L226 227H228ZM32 225L34 226V228H33ZM62 225H63V227H62ZM136 225H137V226H136ZM208 225H209V227H210L213 231H212L211 229H209ZM253 225H252V226H253ZM28 226H29V227H28ZM41 226H42V227H41ZM44 226H46L47 228L44 227ZM65 226H66V224H65ZM69 226H70V225H69ZM128 226H130V227H128ZM135 226H136V228H135ZM157 226H158V227H157ZM177 226H179L178 231H176V230H177ZM190 226H192V227H190ZM212 226H213V228H212ZM238 226L240 227L241 225H238ZM259 226H260V227H259ZM13 227H15V229H14ZM21 227H22V228H21ZM49 227H50V228L53 227V228H52L53 231L50 232L51 229H50ZM58 227H59V226H58ZM58 227L55 228V231L57 230ZM61 227L64 228V224L61 223ZM146 227H147V228H146ZM160 227H161V228H160ZM167 227H168V228H167ZM169 227L172 228V229L169 230ZM174 227H175V228H174ZM231 227H230V229L233 228V227H232V228H231ZM28 228H29V229H28ZM35 228H36V230H35ZM39 228H40V229H39ZM66 228H67V227H66ZM70 228H71V226H70ZM128 228H129V229H128ZM133 228H132L130 231H132ZM145 228H146V231H145ZM158 228H160V229H158ZM166 228H167V229L169 230V232H171V233H173V231H174V233H175V231H176V232L181 231V234H180V232H179V235L182 236L183 238H181L180 236L177 237V235H176V236H175V235H169V236H168L167 234H168L169 232L166 234V231H168ZM199 228H201V231H199V230H200ZM228 228H229V227H228ZM237 228H238V227H237ZM27 229H28V230H27ZM137 229H136V230H137ZM180 229H181V230H180ZM198 229H199V230H198ZM216 229H217V230H216ZM15 230H16V231H15ZM25 230H27V231H25ZM29 230H30V232H31L32 234L29 232ZM31 230H32V231H31ZM44 230H49V231H47V235H46V233H44V232H45ZM70 230H72V229H70ZM138 230H137V232H138ZM157 230H156V232H158ZM172 230H173V231H172ZM185 230H187V229H185ZM190 230H191V231H190ZM214 230H216V232H215ZM223 230H225V231H223ZM227 230L229 231V229H227ZM233 230H234V232H231L232 234H231V233H229V234H231V235L234 236L235 234H237V233H235V232H237V230H238V232H239L240 228H238L237 230H236V228H235V229L233 228ZM6 231H7V232H6ZM41 231H42V232H41ZM67 231H68V230H67ZM198 231H199V233H197ZM4 232H6V233L4 234ZM28 232H29V233H28ZM52 232H53V233H52ZM96 232L99 233V231H96ZM137 232H136L135 230H134L133 232H129V233H130V235H129L130 237H129L128 235H126L127 237L124 238V234H123V236H121V235H119V236H120L121 238L125 239V240H126L127 238H130V239H135V238H136L135 241H137V243H138V240H140L141 242H140L139 245H140V246L142 245L141 247H143V246H145V243H142V242L144 241V240L142 241V239H143V238L145 239V237H146L147 235H146V236L144 235V237H143L142 234H140L141 232H138V233H137ZM162 232H163V233H162ZM213 232H214V233H213ZM226 232H227V231H226ZM240 232H241V231H240ZM7 233H8V234H7ZM13 233H14V235H15V234L19 235V238L17 239L16 236L14 237V235H11V234H13ZM50 233H51V234H50ZM100 233H101V232H100ZM131 233H132V234L135 233V236H136V234H140V236H141L140 239L137 238V237H139V235H137V237H134V235H132ZM149 233H150V234H149ZM154 233H155V232H154ZM171 233H170V234H171ZM185 233H186V232H185ZM227 233H228V232H227ZM234 233H235V234H234ZM2 234L6 237V239H4L5 237L2 236ZM29 234H31V235H29ZM41 234H44L46 238H48V237L51 235V236H50L51 239L43 238V236H42ZM49 234H50V235H49ZM165 234H166V235H165ZM176 234H178V233H176ZM183 234H184V233H183ZM200 234H201V237H205V236H206L205 234H208V235H209V236H208V240H209V241H204V239H203V240H200ZM202 234H203V235H202ZM229 234H228V235H229ZM7 235H8V236H7ZM10 235H11V237H9ZM28 235L31 236V237H30V238H31L30 240H29V236H28ZM131 235H132L134 238H131V237H132ZM152 235H151V237H152ZM213 235H212V236H213ZM231 235H229V236H231ZM262 235H263V234H260L259 236H255V237L253 236V237L256 238V239H254L253 237H251V238L248 237V238H250V239H252V240H246V237H245L244 240L247 242V244L245 243L244 247H245V249H247L248 251H247L246 253H243L242 256H241V258H237V260L234 259V262H231V261H233V260L231 259V261H230L231 263L229 262V264H257V263L262 262V261L264 260V236H262ZM21 236H23V238H24V236H26V237L24 238V239H26V240L23 241V240L21 239ZM27 236H28V237H27ZM55 236H56V235H55ZM119 236H114V237L117 239ZM173 236H174V237H173ZM190 236H191V235H190ZM225 236H227L228 238L225 237ZM236 236H237V235H236ZM236 236H234V237H230V239H228V242L231 241L232 238H233V239L235 238V240H236V239L238 240L239 238H237V237L239 236V234H238L237 237H236ZM242 236H243V235H242ZM245 236H246V235H245ZM8 237H9V238H8ZM32 237H33V238L35 237L34 239H35L36 241L33 240ZM38 237H39V238L42 237V238H40L41 241H40V239H39ZM58 237H60V236H58ZM176 237H177V238H176ZM184 237H185L186 239L183 241L182 239H184ZM192 237H194V236H192ZM224 237L226 238L225 240L223 239ZM11 238H12V239H11ZM27 238H28V239H27ZM36 238H37V239H36ZM54 238H55L56 240H55ZM115 238L113 239V241L108 242V245H109V243H110V244H111V243L113 244ZM141 238H142V239H141ZM146 238H147V237H146ZM180 238H181V239H180ZM215 238H216V241H215ZM8 239H9L10 241H9ZM20 239H21V240H20ZM42 239H44L43 242H45V243L42 242ZM123 239H122V240H123ZM190 239H191V240H190ZM201 239H202V238H201ZM205 239L207 240V237H205ZM218 239H219V240H218ZM233 239H232V241H233ZM3 240H4V241L8 240V241H6V243H5ZM12 240H13V241H12ZM14 240H15L16 242H18V243L14 242ZM48 240L50 241V243H49V242L46 243V241H48ZM118 240H120V238H118L117 241H118ZM122 240H121V241H118V242L115 240V241H116V244H115V243H114V244H115V245H118L119 242L123 243V241H125V240H123V241H122ZM170 240H171V243L169 244ZM180 240H182V241H180ZM186 240H187V241L189 240V241L187 242ZM193 240H194V239H193ZM235 240H234V241H235ZM244 240H243V238H242V241H244ZM254 240H256V241H254ZM2 241H3L4 243H3ZM30 241H31V242H30ZM33 241H34L35 243H34ZM51 241H52V242L54 241V242L51 244ZM128 241H130V240H128ZM131 241H132V240H131ZM135 241L133 240L132 242L135 243ZM148 241H147V239H146V241H144V242L147 243ZM175 241H174V242H175ZM200 241H201V242H200ZM203 241H204V242H203ZM226 241H227V240H226ZM234 241H233V242H234ZM245 241H244V242H245ZM20 242H21V244H20ZM40 242L43 243V244H42L43 246L41 245ZM58 242H59L61 245H60ZM190 242H191V243L193 242L194 245H193V244L190 245V244H191ZM202 242H203V244L207 243L208 246H206L207 244H205V247L203 248L204 245L202 246ZM221 242H222V244H223V243H224V244H223V245H220ZM228 242H227V243H228ZM236 242H237V241H236ZM9 243H10V244H9ZM12 243H15V244H12ZM22 243H23V244H22ZM121 243H119V245H120ZM133 243H130V245H131V244L133 245V247L131 246L130 248H133V249H134V250H133V249H131V250H133L134 252H135V250H136V252H137V251L139 252V250H141V247H139V250H138V248L136 249V248L134 247V246L138 247L137 244L135 243V245H134ZM161 243H162L164 246H163ZM175 243H176V242H175ZM178 243H176V244L172 243V244L169 246V249L167 248L168 252L170 253L173 249L178 251L177 247H180L179 250H181V251H178V252H179V253L183 252V254H184V252H186V250H185V246H186V245L181 246V245L178 244ZM187 243H188V244H187ZM189 243H190V244H189ZM219 243H220V244H219ZM227 243H226V247H227L228 245H230V243H228V244H227ZM231 243H232V242H231ZM234 243H235V242H234ZM234 243H233V244H234ZM240 243H242V242L240 241ZM5 244H6V245H5ZM11 244L13 245V248H14V249L12 248ZM24 244H25V245H24ZM38 244H40V246H39ZM49 244H50L51 246H50ZM55 244H58L59 246H57V245H55ZM114 244H113V246H114ZM150 244H148V245H146V246H148V248H150V247H149ZM173 244H174V245H173ZM233 244H232V245H233ZM235 244L238 245V244H239V241H238V243H235ZM235 244H234V246H232V247H235V246H236ZM1 245H2V246H1ZM9 245H10V246H9ZM14 245H15V246L18 245V246L15 247ZM20 245H22L23 248H21ZM27 245H30V244H27ZM27 245H26V246H27ZM54 245H55V246H54ZM88 245H89L91 248H90ZM172 245H173V246H176V247H175L176 249H175V248H172V247H173ZM179 245H180V246H179ZM4 246H5V247H4ZM19 246H20L21 249L19 248ZM41 246H42V247H41ZM44 246L47 247V248H44ZM48 246H50L51 250H50V248H48ZM52 246H54V247H52ZM109 246H110V245H109ZM109 246H108V247H109ZM192 246H193L194 248H193ZM8 247L11 248L12 250L9 249ZM17 247H18V248H17ZM55 247H57L58 249H57V248L55 249ZM59 247H60V248H59ZM63 247H64V246H63ZM160 247H162V248H160ZM170 247H171V248H170ZM182 247H184V248H182ZM211 247H212V248L208 251V252L211 251V252H210V253H211L210 256L207 255V254L205 255V253L202 251V249H201V251H199V250H198V251L201 252V253L203 252L202 254L200 253L201 256H203V255H205V256H209V257H212V256H213V257H212V261H213V262L215 261L214 264L217 263V262H216V259H217V258H216V256H217L216 253H218V255H220L221 252H222L223 255H224V254H225V253H224L225 251H226V253H227V252L230 250V249H228V248H232V247L228 246V248H227L228 251H227V249H224L225 251L222 249V250L224 251V252H223V251H220V250H219L220 247H218V246L215 245V247L219 248V249H218L219 252H218V250H214L215 247H214L213 245H212ZM213 247H214V249H213ZM226 247H225V248H226ZM246 247H247V248H246ZM86 248H87V249L89 248L88 251H87ZM143 248H145V247H143ZM143 248H142V249H143ZM148 248H147V251H148ZM155 248H156V245H155ZM155 248H154V249H155ZM181 248H182V249H181ZM205 248H206V250H205ZM18 249L21 250V251L19 252ZM28 249H29V246H28ZM44 249H45L46 251H42V250H44ZM59 249H60V251H63L64 254H62V252H60ZM73 249H74V250H73ZM75 249H76V251H75ZM90 249H91V250H90ZM170 249H172V250H170ZM186 249H189V247L186 248ZM197 249H195V250H196V251H195V252H196V255L198 254L197 261L199 262V260H200V263L203 262V264H205V262H206V263H208V262L210 263L211 258H208V257H201V256L199 255V252L197 251ZM8 250H9V251H8ZM15 250H16V251H15ZM17 250H18V252H17ZM23 250H24V251H23ZM57 250L59 251L58 253H57ZM69 250H70V249H69ZM94 250H96V251H95L96 254L92 255L93 252H94ZM183 250H184V251H183ZM191 250H190V251H191ZM48 251L53 252L52 255H49L50 252H48ZM74 251H75V252H74ZM90 251H91V252H90ZM92 251H93V252H92ZM133 251H132V253H133ZM155 251H156V250H155ZM164 251H165V250H164ZM177 251L175 252L176 254L178 253ZM190 251L188 250L186 253H188V252H190ZM11 252H12V253H11ZM72 252H73V253H72ZM76 252L78 253V257L80 256L79 258H78L77 256H74V254H76ZM79 252H81L80 255H79ZM95 252H94V253H95ZM136 252H135V254H137V257H138V253H136ZM143 252H144V251H143ZM148 252H150V251H148ZM148 252H147V254H146V253H143V254L148 255ZM173 252H174V251H172V253H170L169 256H171V255L173 254ZM208 252H206V253H208ZM215 252H216V253H215ZM229 252H230V251H229ZM0 253H2V252H0ZM5 253H6V254H5ZM9 253H10V254H9ZM21 253H22V254L24 253V254H26V255H24V254L22 255ZM45 253H46V254H45ZM48 253H49V254H48ZM60 253H61V254H60ZM141 253H142V252H141ZM158 253H159V251H158ZM162 253H161V254L159 253L160 255L157 254V256H159V257H157V260H156L153 256H150L151 259H152V257L154 258V259H152V260H153V264H154V261H155V263H156V261H157V263L160 264L161 262L163 263L164 260H168V259H169V258H166V259H164V260L162 259L163 261L159 260V258H164V257H162ZM190 253H191V254H194V251H193V253H192V251H191ZM210 253H208V254H210ZM213 253H214L215 255H213ZM219 253H220V254H219ZM7 254H8V256H7ZM14 254L16 255L15 257H14ZM39 254H40V253H39ZM86 254H88V255H87L88 258L85 257ZM135 254H134V255H135ZM139 254H140V253H139ZM143 254H141V255H143ZM151 254H152V253H151ZM151 254H149V255H151ZM164 254H165V252H164ZM176 254H173V255H172V256H173V259H174V258L177 259V257L174 256V255H176ZM191 254H188L187 256H185L186 254L184 255L185 257L191 258V259H187L185 263H187L188 260H189V263H190V264H194L195 262H196L195 264H197V261H195V262L193 263L194 259L196 260V258L193 259V257H195V256L191 257ZM227 254H228V253H227ZM9 255H10V256H9ZM76 255H77V254H76ZM99 255H97V256H99ZM132 255H133V254H132ZM149 255H148V257H149ZM167 255H168V253L166 252L165 257H166ZM24 256H25V257H24ZM69 256H70V258H69ZM72 256L74 257L73 260H72ZM82 256H83V258L85 257L86 259H85V258L82 259ZM90 256H91V258H90ZM160 256H161V257H160ZM177 256H180L179 258H181L182 260H184V258H185V257L182 255V253H181L180 255L177 254ZM182 256H183V257H182ZM199 256L201 257V259L203 258L205 261H201V259H199V258H200ZM75 257H76V259H75ZM102 257H103V258H102ZM135 257H136V256H135ZM141 257H142V256H141ZM141 257H139V258H141ZM214 257H215V258H214ZM89 258L91 259V261H89V260H90ZM143 258L147 261V259H146L147 257H143ZM179 258H178V261L182 264L183 262H181L182 260H180ZM205 258H208L209 260H208V259H205ZM17 259H19V258H17ZM17 259H16V263H15V264H17V263L21 260V259H19V261L17 262ZM68 259H69V260H68ZM81 259H82V260H81ZM151 259H149V260H151ZM173 259H172V260H173ZM176 259H175V260H176ZM213 259H214V260H213ZM4 260H5L6 262H8V263H5ZM12 260H11V261H12ZM71 260H72V261H71ZM76 260H77V261H76ZM145 260H144V263H145ZM149 260H148L147 263H145V264H148V263H149ZM172 260H171V258H170V261H172ZM175 260H173V261H174V263L176 264L178 261L175 262ZM227 260H228V259H227ZM2 261H4V263H3ZM70 261L73 262V263H71ZM83 261H84L85 263H83ZM87 261H88V262H87ZM105 261H108V259L105 260ZM158 261H159V262H158ZM21 262H22V261H20V263H21ZM47 262H48V263H47ZM128 262H129V261H128ZM128 262H127V263H128ZM134 262H135V261H134ZM166 262H167V261H166ZM191 262H192V263H191ZM213 262H212V264H213ZM223 262L225 263V260H223ZM227 262H228V261H227ZM13 263H11V264H13ZM22 263H23V262H22ZM22 263H21V264H22ZM80 263H81V262H79V264H80ZM130 263H131V261H130ZM162 263H161V264H162ZM164 263H165V262H164ZM168 263H169V264H174V263H171V262H168ZM185 263H183V264H185ZM209 263H208V264H209ZM18 264H19V263H18ZM24 264H25V263H24ZM26 264H27V262H26ZM50 264H56V263H52V262H51ZM62 264H65V263H62ZM74 264H76V263H74ZM93 264H95V263H93ZM131 264H133V262H132ZM134 264H137V263H134ZM150 264H152L151 261H150ZM166 264H167V263H166ZM177 264H178V263H177ZM187 264H188V263H187ZM217 264H218V263H217ZM221 264H223V263H221ZM225 264H226V263H225Z\"/></svg>",
    "mask_w": 264,
    "mask_h": 264
},
{
    "label": "bare ground",
    "instance_id": "bare-ground-1",
    "mask_svg": "<svg viewBox=\"0 0 264 264\" xmlns=\"http://www.w3.org/2000/svg\"><path fill=\"white\" fill-rule=\"evenodd\" d=\"M3 1H4V0H2V3H3ZM8 1H11V0H8ZM15 1H16V0H15ZM15 1H12L13 4L15 3ZM24 1H25V3H26V0H24ZM24 1H23V2H24ZM27 1H28V0H27ZM30 1H32V0H30ZM33 1H34V0H33ZM38 1H39V0H37V2H38ZM40 1H41V0H40ZM40 1H39V2H40ZM60 1H61V0H60ZM64 1H65V0H64ZM64 1H63V2H64ZM88 1H89V0H88ZM114 1H116V0H114ZM126 1H127V0H125V2H126ZM128 1H129V0H128ZM128 1H127V2H128ZM130 1H131V0H130ZM133 1H134V0H133ZM137 1H138V0H137ZM139 1H140V0H139ZM148 1H151V0H148ZM148 1H147V2H148ZM153 1H155V0H153ZM162 1H163V0H162ZM170 1H171V0H169V2H168L167 4H169ZM183 1H185V0H183ZM192 1H193V0H192ZM194 1H195V0H194ZM199 1H200V0H199ZM204 1H205V2H203V0H202V2L199 3L200 6H199L198 8H201V11H202V9L205 10V8H206L205 6H207L206 4L209 2V1L206 2L207 0H204ZM226 1H227V0H226ZM228 1H230V0H228ZM262 1H263V0H262ZM262 1H261V2H262ZM4 2H5V1H4ZM43 2H44V0H43ZM43 2H42V3H43ZM45 2H46V0H45ZM45 2H44V3H45ZM47 2H48V3H47ZM47 2H46V3H47L48 6H49V8H48L47 10H49V9L52 10V8H53V11H50V12H54V10L56 9V2H57V6H60V4H61V3H60V4L58 5L59 0H58V1H55V3H54V1H52V2L55 4L54 7H52V6H51V5H52L51 0H50V2H49V0H48ZM63 2H62V3H63ZM70 2H71V4L73 3L72 0H71ZM70 2H68V3L70 4ZM74 2H75V1H74ZM116 2H117V1H116ZM116 2H115V3H116ZM119 2H120V1H119ZM122 2H123V1H122ZM134 2H135V1H134ZM157 2H158V1H157ZM176 2H177V1H176ZM179 2H180V1H179ZM186 2H187V1H186ZM210 2H211L210 4H212V2H213V3H216L215 5H213V6L211 7V9H212V11H213V14H214L213 17H214L215 20H213V17H212V16H211V17H212V20H213L214 22L211 21V19H210V21L208 20L209 17L207 18V16H208L209 14H208L207 16L203 14V13L206 14L207 11L201 12V11H199V9H196L197 11L195 10V12H197V14H195L194 9H193V10L190 9V10L193 11V13H194V14L192 13V15H191V12H189V10L186 9V11L190 13V14H188V15H191V16H188V17H189V18L191 17V18L188 19V20H185V21H187V23H188L187 26H185V28L187 27L188 30L191 28L189 31H191V30L193 29V30H194V31L192 30L193 33L195 32V33L198 34V35H201V34H200L201 32H203L202 34H204V33H206V32H207L208 34H210V33H209V32H211V31H209V29H210V30L213 31V34H215L216 37H220V36L222 35V37H223V40H222V41H224V36H223L222 33H223V31H224V28H225V30L228 29V28L226 29V27H228V26H226V25H227L226 23L228 22V18H229V14H228L229 11H228V13H226L227 11H225V10L223 11L222 8H224V7L221 8V7L219 6L220 4L217 5V2H215V0H214V1H210ZM224 2H225V1H224ZM238 2H239V1H238ZM238 2H237V3H238ZM28 3H29V2H27V4H28ZM35 3H36V2H35ZM49 3H51V4L49 5ZM65 3H67V1H65L64 4H65ZM68 3H67V5H69ZM76 3H77V2H76ZM88 3H90V2H87V5H88ZM94 3H95V2H94ZM97 3H99V2H97ZM107 3H109V2H107ZM120 3H121V2H120ZM138 3H139V2H138ZM142 3H143V2H142ZM164 3H165V2H164ZM173 3H174V2H173ZM183 3L185 4V2H183ZM188 3H189V2H188ZM192 3H193V2H192ZM192 3H191V4H192ZM203 3L205 4V5H204V8L201 7V5H202ZM218 3H219V2H218ZM220 3H221V2H220ZM230 3H231V2H230ZM255 3H256V2H255ZM258 3H259V5H260V2H258ZM262 3H263V2H262ZM262 3H261V5H262ZM7 4H8V3H7ZM10 4H11V2H10L7 6L9 7ZM36 4H37V3H36ZM38 4H39V3H38ZM47 4H46V6H43V8H44V7H47ZM64 4H63V5H64ZM74 4H75V3H74ZM116 4H117V3H116ZM118 4H119V3H118ZM128 4H130V2H129ZM128 4H127V6H128ZM146 4H147V5H148V4L153 5V4H151V2H150V3H146ZM146 4H145V5H146ZM155 4H157V3H155ZM155 4H154V5H155ZM170 4H171V3H170ZM221 4H222V3H221ZM225 4H226V3H225ZM225 4H224V6H225ZM231 4H232V3H231ZM235 4H236V3H235ZM3 5H5V3H3L2 6H3ZM16 5H17V4H16ZM18 5H20V4H18ZM30 5H31V4H30ZM33 5H34V3H33ZM44 5H45V4H44ZM72 5H73V4H72ZM72 5H69V6H70L71 8H74V6H72ZM79 5H80V4H79ZM90 5H91V3H90ZM109 5H111V6L109 7V8H111V7H112V4L110 3ZM113 5H114V4H113ZM125 5H126V3H125ZM147 5H146V6H147ZM154 5H153V6H154ZM171 5H172V4H171ZM174 5H175V4H174ZM174 5H173V8H175V9H173V8L170 7V5H169L170 9H168V10H169V12H172V13H171V16H173V15L175 14L174 12H178V10H179V9H178V6L174 7ZM177 5H178V4H177ZM180 5L182 6L183 4L181 3ZM180 5H179V7H180ZM185 5H186V4H185ZM187 5L189 6L190 4H187ZM187 5H186V6H187ZM192 5H193V6H196V3H195V4L193 3ZM233 5H234V4H233ZM263 5H264V4H263ZM22 6H23V5H22ZM24 6H25V5H24ZM35 6H36L35 9H37L38 7H40L39 5H35ZM37 6H38V7H37ZM41 6H42V5H41ZM50 6H51V7H50ZM69 6H68V8H69ZM91 6L93 7V4H92ZM97 6H98V5H97ZM97 6H96V7H97ZM116 6H117V5H116ZM139 6L142 7L141 5H139ZM161 6H163V4H162ZM166 6H168V5H166ZM197 6H198V5H197ZM197 6H196V7H197ZM208 6L210 7V5H208ZM221 6H222V5H221ZM230 6H232V5H230ZM255 6H256V5H255ZM5 7H6V5H5ZM14 7H15V6H14ZM14 7H13V8H14ZM17 7H18V6H17ZM75 7H76V6H75ZM77 7H78V6H77ZM77 7H76V10H79V9L81 10V9H82V8H80V7H79V9H77ZM84 7H86V3H85V6H84ZM118 7L120 8V6H118ZM118 7H117V8H118ZM130 7H131V6H130ZM135 7H136V6H135ZM135 7H134V4H133V9H134ZM144 7H145V6H144ZM147 7H148V6H147ZM149 7H150V6H149ZM183 7H184V6H183ZM183 7H182V8H183ZM189 7H190V6H189ZM228 7H229V6H228ZM232 7H233V6H232ZM262 7H263V6H262ZM19 8H20V7H18V9H19ZM22 8H23V7H22ZM29 8H30V10L33 11L34 6H33V9H31V7H29ZM40 8H42V7H40ZM71 8H69V9H71ZM106 8H107V7H106ZM115 8H116V7H115ZM121 8H123V7L121 6ZM137 8H138V6H137ZM137 8H136V9H137ZM150 8H152V7H150ZM156 8H157V7H156ZM165 8H166V7H165ZM165 8H164V10H165ZM171 8H172L173 10H172ZM190 8H192V7H190ZM194 8H195V7H194ZM242 8H243V7H242ZM242 8L240 7V9H242ZM260 8H261V7H260ZM3 9H4V8H2V11H0V12H3ZM6 9H7V8H6ZM14 9H16V8H14ZM14 9H13V10H14ZM91 9H94V8H91ZM91 9H90V6H89V9L87 8L86 10L90 11ZM125 9H126V8H125ZM133 9H132V10H133ZM147 9H148V8H147ZM154 9H155V8H153V11H154ZM158 9H162V8H158ZM183 9H185V8H183ZM207 9H208V8H207ZM211 9H210V10H211ZM234 9H235V7H234ZM252 9H253V8H252ZM254 9H256V8H254ZM258 9H259V8H258ZM23 10H25V11L27 10V11H28V9H25V7L23 8ZM40 10H41V9H40ZM40 10H39V11H40ZM45 10H46V8H45ZM74 10H75V9H72V12H76L77 15L79 14V15L77 16V18L75 19V20H76L75 22H77L76 24H78V22L81 20V18L79 17V16H81V14H80L79 12H77L76 10H75V11H74ZM80 10H79V11H80ZM99 10H100V8H98V11H99ZM106 10H108V9H106ZM119 10H120V9H119ZM126 10H127V9H126ZM126 10H125V11H126ZM138 10H139V9H138ZM144 10L146 11V9H144ZM151 10H152V9H151ZM170 10H171V11H170ZM174 10H177V11H174ZM214 10H215V11H214ZM5 11H6V10H5ZM25 11H23V12H25ZM27 11H26V12H27ZM32 11H29V12H32ZM36 11H37L38 14L40 13V12H38V9H37ZM36 11H35V12H36ZM41 11H43V13H44V15L42 14L43 17H45V18L47 19V15H49L50 12L48 11L49 13L46 14V12H44V9H42ZM56 11H57V9H56ZM84 11H85V9H84ZM84 11H83V12H84ZM95 11H96V10H95ZM113 11H114V10H113ZM117 11H118V9H117ZM122 11H123V9H122ZM140 11H141V10H140ZM140 11H139V12H140ZM142 11H143V9H142ZM145 11H144V12H145ZM180 11H181V10H180ZM180 11H179V12H180ZM186 11H185V12H186ZM198 11H199V12H198ZM234 11H235V10H234ZM252 11H253V10H252ZM261 11H262V10H261ZM17 12H18V11H17ZM83 12H82V10H81V13H83ZM85 12H86V11H85ZM85 12H84V13H85ZM101 12H103V11H101ZM101 12H100V13H101ZM111 12H112V11H111ZM123 12H124V11H123ZM126 12H128V11H126ZM134 12H135V13H134ZM134 12L131 13V15H132V14H138L137 17L139 16V18H137V19H138V20L141 19V20H139V21L136 20L137 23L140 22L139 27L137 26V23L134 22V20L132 21V22H134L133 24H134V25L136 24V26L138 27V28H137L138 30L136 29L137 32L135 31L136 34H134V32H133V34L130 33V35L132 34L133 37H132V36L127 37V35H128V32H127V31H128V30H127L128 28H127V27H131V26H128L127 23H130V19H132L133 17L130 18V19H128L129 22H127V21L125 22L126 25H127V27L125 26V27L127 28V29H126L127 31H125V32H127V35H126V33L123 31V29L120 30L122 27L124 28V26H121V25H120V23L123 25V23H122V22H123L122 19H121V21H120L119 24L117 23V24H118L117 26L115 25L114 28L117 27V29H116V31H115V32H117V31H118V27H119V25H120V27H121V28H119L120 33L118 32V33L120 34V37L125 38V36H123V35H126V39H124V43H123V40H122V43H123V44H130V46L132 45V48H133V46H134V49H135V48L137 49V47H135V46H137L138 44H141L140 42L138 43V41H140L141 38H139V37L142 35V33H143V32H146L145 30H147V31L149 30L148 33L146 32L147 34H149L150 31H151L150 29H153L154 26L157 25V24H156V23H155V24H154V23L151 24L152 21H151V22L149 21V19H150V20H153V18H154V17H153V18L151 19V16H153V14L151 15L152 12H150V11H149V12H146V13H143V12H142V14H141V13L139 14L138 11H137V12L135 11V9H134ZM187 12H186V13H187ZM208 12H209V11H208ZM208 12H207V13H208ZM231 12H232V10H231ZM253 12H254V11H253ZM257 12H258V11H257ZM37 13H36V14H37ZM41 13H42V12H41ZM54 13H55V12H54ZM76 13H75V14H71V15L69 14V15H70V16H72V15L75 16ZM84 13H83V14H84ZM91 13H92V12H90V13L87 12V13H85V14H90V16H91ZM95 13H96V12H95ZM97 13H99V12H97ZM104 13L108 14L106 11H105ZM104 13H103V15H104ZM153 13H154V12H153ZM156 13H157V12H156ZM156 13H155V14H156ZM167 13H168V12H167ZM199 13H200V14H199ZM209 13H211V12H209ZM238 13H239V12H238ZM254 13H255V12H254ZM259 13H260V11H259ZM9 14H10V13H9ZM26 14H29V15H30V14H32V13H25L24 15H26ZM55 14H56V13H55ZM85 14L82 15V16H85ZM93 14H94V13H93ZM116 14H117V13H116ZM119 14H121V13H119ZM123 14H124V13H123ZM128 14H129V12H128ZM177 14H178V13H177ZM181 14H182V13H181ZM184 14H185V13H184ZM202 14H203V15H202ZM211 14H212V13H211ZM235 14H236V13H235ZM262 14H263V11H262ZM20 15H21V14H20ZM45 15H46V16H45ZM56 15H57V14H56ZM56 15H54V18L56 17ZM95 15H96L95 18H97V14H94V16H95ZM117 15H118V14H117ZM156 15H158V14H156ZM165 15H167V14L164 13V16H165ZM168 15H169V14H168ZM231 15H232V14L230 13V16H231ZM257 15H258V13H257ZM259 15H260V14H259ZM21 16H23V15H21ZM49 16L51 17V14H50ZM52 16H53V13H52ZM86 16H88V15H86ZM86 16H85V17H86ZM94 16L92 15L91 18H92V17L94 18ZM99 16H100V15H99ZM101 16H102V15H101ZM108 16H109V14H108ZM112 16H113V15H112ZM118 16H119V15H118ZM118 16H116V18H117ZM133 16H134V18L136 19L135 15H133ZM160 16H161V15H160ZM162 16H163V14H162ZM232 16H233V15H232ZM262 16H263V15H262ZM3 17H4V16H3ZM6 17H7V16H6ZM28 17L31 18V15H30V16H27V17H26V18H27L26 20H28ZM33 17H35V16H33ZM36 17H37V16H36ZM41 17H42V16H41ZM41 17H39V18L41 19ZM50 17H49V19H50ZM68 17H69V16H68ZM75 17H76V16H75ZM75 17L72 16V17H69V18H72V19H73V18H75ZM78 17L80 18L79 21H77ZM121 17H122V16H121ZM126 17L128 18L127 14H126ZM126 17H125V18H126ZM166 17H167V16H166ZM175 17H176V16H175ZM179 17H181V16H179ZM179 17H178V18H179ZM182 17H183V16H182ZM182 17H181V18H182ZM184 17H185V15H184ZM188 17H186V19H187ZM192 17H193V18H192ZM258 17H259V16H258ZM263 17H264V16H263ZM23 18H24V17H23ZM37 18H38V17H37ZM39 18H38V20H39ZM106 18H107V17H106ZM106 18H105V19H106ZM109 18H111V17H109ZM109 18H108V20H109ZM113 18H114V17H113ZM122 18H123V17H122ZM158 18H159V16H158ZM164 18H165V17H164ZM168 18H169V17H168ZM176 18H177V17H176ZM176 18H175V19H176ZM232 18H233V17H232ZM255 18H257V17H255ZM259 18H260V17H259ZM0 19H1V18H0ZM2 19H3V18H2ZM4 19H5V17H4ZM46 19H45V20H46ZM55 19H56V18H55ZM58 19H59V18H58ZM60 19H61V18H60ZM83 19H84V18H83ZM83 19L81 20V21H82V24L80 23V26L84 25V24H85V23H84L85 21L87 22L86 19H90V18H89V17H86L85 21H83ZM97 19L99 20V18H97ZM105 19H103V20H105ZM118 19H119V18H118ZM155 19H157V18L155 17ZM155 19H154V20H155ZM170 19H171V17L169 18V20H170ZM173 19H174V18H173ZM183 19H184V18H183ZM7 20H9V18H8ZM30 20H36V22H35V21H34V22H35V23H39V21H38L37 19H35V18H34V19L32 18V19H30ZM30 20H29V21H30ZM56 20H57V19H56ZM90 20H91V19H90ZM94 20L97 21L96 19H94ZM159 20H160V19H159ZM159 20H157V21H159ZM179 20H180V19H179ZM179 20H178V21H179ZM181 20H182V19H181ZM258 20H259V19H258ZM260 20H261V19H260ZM37 21H38V22H37ZM42 21H43V18H42ZM42 21H40V23H41ZM47 21H48V19H47ZM49 21H50V20H49ZM51 21H52V18H51ZM54 21H55V20H54ZM61 21H62V20H61ZM81 21H80V22H81ZM88 21H89V20H88ZM95 21H94V22H95ZM115 21H117V20H115ZM148 21L150 22V23H149L150 26L147 25L148 23L145 24V22H148ZM160 21H161V20H160ZM225 21H226V22H225ZM232 21H233V20H232ZM234 21H235V20H234ZM256 21H257V20H256ZM263 21H264V20H262V22H263ZM4 22H5V21H4ZM34 22H33V23H34ZM52 22H53V21H52ZM56 22H57V21H56ZM59 22H60V21H59ZM89 22H90V21H89ZM91 22H92V21H91ZM97 22H98V21H97ZM111 22H112V20H111ZM111 22L108 23L109 26H111V25H113V24H116L114 21H113L114 23H112V24H111ZM118 22H119V21H118ZM153 22H156V20L153 21ZM166 22H167V21H166ZM183 22H184V21H183ZM253 22H254V21H253ZM262 22H261V23H262ZM0 23H1V22H0ZM31 23H32V22H31ZM33 23H32V24H33ZM40 23H39V24H40ZM43 23H48V22H43ZM50 23H51V22H50ZM83 23H84V24H83ZM105 23H106V22H105ZM157 23H158V22H157ZM163 23H164V22H163ZM168 23H169V22H167V24H168ZM170 23L173 24V22H171V20H170ZM185 23H186V22H185ZM185 23H184V24H185ZM232 23H233V22H232ZM236 23H237V21H236ZM255 23H256V22H255ZM258 23H259V21H258ZM9 24H10V22H9ZM56 24H57V23H56ZM62 24H63V23H61V25H62ZM76 24H75V25H76ZM87 24H88V23H87ZM87 24H85V26H86ZM89 24H90V23H89ZM89 24H88V25H89ZM99 24H100V23H99ZM110 24H111V25H110ZM153 24H154V25H153ZM164 24H166V23H164ZM175 24H176V23H175ZM177 24H178V23H177ZM184 24H182V25L184 26ZM233 24H235V22H234ZM5 25H7V24H5ZM5 25H3V26H5ZM10 25H11V24H10ZM10 25H9V27H10ZM29 25H30V23H29ZM40 25H41V24H40ZM40 25L37 24L36 26L39 27ZM54 25H55V24H54ZM54 25H53V26H54ZM78 25H79V24H78ZM78 25H76V27H77ZM88 25H87V26H88ZM94 25H95V23H94ZM96 25H97V24H96ZM103 25H104V24H103ZM105 25H107V24H105ZM105 25H104V26H105ZM124 25H125V24H124ZM129 25H130V24H129ZM131 25H132V23H131ZM134 25H132V27H133ZM158 25H159V24H158ZM158 25H157V28L159 27ZM161 25H162V24H161ZM188 25H189L190 27H189ZM230 25H231V21H230ZM252 25H253V24H252ZM7 26H8V25H7ZM32 26H34V24H33ZM36 26H34V27L36 28ZM50 26H52V24H51V25H48V28H49ZM80 26H79V27H80ZM87 26H86L85 28H87ZM90 26H91V25H90ZM113 26H114V25H113ZM147 26H148V27H147ZM253 26H254V25H253ZM259 26H261V25H259ZM263 26H264V25H263ZM27 27H28V29H29V26H27ZM46 27H47V24H46ZM46 27H45L44 29H46ZM76 27L74 26V27H73V30H74V29L76 30ZM88 27H89V26H88ZM91 27H94V26H91ZM97 27H98V25H97ZM101 27H102V21H101ZM149 27H150V29H149ZM172 27H173V26H172ZM178 27H179V26H178ZM234 27H235V26H234ZM234 27H233V28H234ZM236 27H237V26H236ZM0 28H1V27H0ZM7 28H8V27H7ZM32 28H33V27H32ZM51 28H52V27H51ZM51 28H50V29H51ZM58 28H59V27H58ZM60 28H61V27H60ZM102 28H104V27H102ZM111 28L114 29L112 26H111ZM160 28H163V29H164L163 25H162V27L160 26ZM168 28H170V27H167V29H168ZM179 28H181V27H179ZM238 28H239V27H238ZM254 28H255V27H254ZM254 28H253V30H254ZM256 28H257V26H256ZM258 28H259V29H255V30H262V27H261V28L258 27ZM263 28H264V27H263ZM8 29H9V28H8ZM30 29H31V27H30ZM36 29H38V28H36ZM54 29H55V28H54ZM64 29H65V28H64ZM88 29H89V28H88ZM90 29H91V28H90ZM90 29H89V31H91ZM93 29H94V28H92V31H93ZM100 29H101V28H100ZM100 29H99V30H100ZM112 29H110V30H112ZM131 29H132V28H131ZM158 29H159V28H158ZM234 29H235V28H234ZM240 29H241V28H239V30H240ZM3 30H4V29H3ZM26 30H27V29H26ZM42 30H43V29H42ZM56 30H57V28H56ZM58 30H59V29H58ZM73 30H72V31H73ZM85 30H86V29H85ZM106 30H107V28H106ZM106 30H105V32H107ZM124 30H125V28H124ZM134 30H135V29H134ZM134 30H133V31H134ZM154 30H155V29H153V31H154ZM168 30H169V29H168ZM178 30H181V29H178ZM207 30H208L209 32H208ZM239 30H238V32H239ZM255 30H254V31H255ZM263 30H264V29H263ZM5 31H8V30H6V27H5ZM28 31H30V30H28ZM32 31H33V29H32ZM40 31H41V29H40ZM44 31H45V30H44ZM44 31L41 32V33H45V32H46V31H45V32H44ZM60 31H61V30H60ZM62 31H63V30H62ZM76 31H77V30H76ZM76 31H75L74 35H75L76 33H78V32H76ZM78 31H79V30H78ZM100 31H101V30H100ZM121 31H123L125 34L122 33ZM130 31H132V30H130ZM130 31H129V32H130ZM157 31H158V33H159V30H157ZM182 31H184V29H182ZM186 31H187V30H186ZM189 31H187V32H188L187 34L190 33ZM204 31H205V32H204ZM243 31H244V30H243ZM249 31H250V30H249ZM3 32H4V31H3ZM85 32H86V31H85ZM87 32H88V30H87ZM87 32H86V34L84 33L85 36L87 35ZM93 32L96 33V30L94 29ZM93 32H91L92 35H93ZM98 32H99V31H98V29H97V34H98ZM109 32H110V31H109ZM112 32H113V31H112ZM115 32H114V34H115ZM160 32H161V31H160ZM164 32H165V30H164ZM164 32L162 31L163 35H162L161 33L158 34L157 32H155V34L157 33L158 36L161 34L160 37H162V36H164ZM169 32H170V31H169ZM230 32H231V29H230ZM256 32L258 33L259 31H256ZM256 32L254 33V35H256ZM260 32H261V31H260ZM6 33H7V32H6ZM36 33H37V32H36ZM36 33H35V34H36ZM49 33H51V32H49ZM66 33H68V32L66 31ZM80 33H83V32H80ZM80 33H79V35H80ZM88 33H89V35H91L90 32H88ZM101 33H102V31H101ZM118 33H117V35H118ZM121 33H122V34H121ZM153 33H154V32H153ZM165 33L168 34L167 32H165ZM170 33H171V32H170ZM180 33H181V32H180ZM182 33L184 34V32H182ZM182 33L179 34V35H183ZM207 33H206V34H207ZM211 33H212V32H211ZM225 33H226V32H225ZM228 33H229V31H228L226 34H228ZM243 33H244V32H243ZM247 33H248V32H247ZM252 33H253V32H252ZM261 33H262V35L260 34V36L263 37V38H261V39H264V32H261ZM7 34H8V33H7ZM24 34H26V32H25ZM27 34H28V32H27ZM29 34H30V32H29ZM54 34L56 35V33H54ZM63 34H65V33H63ZM71 34H72V36H73V32H72ZM107 34L109 35V33H107ZM107 34H106V35H107ZM110 34H112V33H110ZM155 34H154V35L152 34L153 37L155 36ZM157 34H156V37L158 38V40H162V39H159V37L157 36ZM191 34H192V33H191ZM196 34H193V35H196ZM213 34H212V35H213ZM226 34H225V36H227ZM240 34H242V33H240ZM250 34H251V31H250ZM250 34H249V36H251ZM5 35H6V34H5ZM5 35H2V34H1L0 36H5ZM21 35H22V34H21ZM30 35H31V34H30ZM32 35H33V34H32ZM38 35H39V31H38ZM38 35H37V37H38ZM40 35H41V34H40ZM79 35H78V36H79ZM94 35H95V34H94ZM101 35H103V34H101ZM104 35H105V34H104ZM108 35H107V36H108ZM112 35H113V34H112ZM144 35H145V33H144ZM149 35H150V34H149ZM14 36H16V34H15ZM18 36H20V35H18ZM28 36H29V35H28ZM28 36H27V38L30 40V38H29ZM45 36H47V34H46ZM52 36H53V37H51V38H54V35H52ZM57 36L59 37V35H57ZM67 36H68V34H67ZM69 36H70V33H69ZM75 36H77V34H76ZM80 36H82V35H80ZM80 36H79V37H80ZM107 36H106V37H107ZM114 36H116V34L113 35V37H114ZM147 36H148V35H147ZM165 36H166V35H165ZM183 36H184V35H183ZM187 36H188V35H187ZM202 36H203V35H202ZM210 36H211V35H210ZM241 36H242V35H241ZM32 37H33V39H35L34 36H31V38H32ZM37 37H36V38H37ZM63 37H64V36H63ZM82 37H83V36H82ZM87 37L90 38V36H87ZM93 37H95V36H93ZM102 37H103V36H102ZM106 37H105V38H106ZM118 37H119V36H118ZM118 37H117V38H118ZM120 37H119L118 39H120ZM141 37H144V36H141ZM178 37H179L180 41H182L181 38H183V37H181V38H180V36H178ZM185 37H186V36H184L183 39H186V40H187V38L189 39V37H186V38H185ZM190 37H192V36L190 35ZM196 37H197V36H196ZM196 37H193V39H196ZM198 37H200V36H198ZM204 37H205V35H204ZM206 37H207V35H206ZM216 37H215V38H216ZM222 37H220V40L222 39ZM253 37H254V36H253ZM258 37H259V36H258ZM1 38H2V40H4L3 42L5 43V40H6V39H3V38H5V37H0V39H1ZM7 38H8V37H7ZM12 38H13V37H12ZM23 38H24V37H23ZM39 38H40V36H39ZM39 38H38V39H39ZM41 38H42V37H41ZM49 38H50V37H49ZM67 38H68V37H67ZM72 38H73V37H72ZM74 38H75V37H74ZM99 38H100V36H99ZM115 38H116V37H115ZM145 38H146V36H145ZM157 38L154 39V40H157ZM166 38H167V36H166ZM168 38H169V37H168ZM228 38H229V37H228ZM245 38H246V36H245ZM249 38H250V37H249ZM251 38H252V36H251ZM251 38H250V39H251ZM9 39H11V38H8L7 40H9ZM17 39H20V38H16L15 41H17ZM21 39H22V38H21ZM33 39H32V40H33ZM46 39H47V38H46ZM54 39H55V40H54ZM54 39H52V40H54L55 42L59 43V42H58L59 39H58V41H57L56 38H54ZM60 39H61V42H62V44H63L64 41H62V37H60ZM63 39H64V38H63ZM69 39H70V38H69ZM85 39H86V38H85ZM87 39H88V38H87ZM94 39H95V38H94ZM94 39H93V40H94ZM102 39H103V38H102ZM110 39H111V38H110ZM150 39H151V38H150ZM163 39H164V38H163ZM179 39H178V41H179ZM190 39H191V38H190ZM197 39H198V38H197ZM202 39H204V38L202 37ZM242 39H243V37H242ZM242 39H241V40H242ZM257 39H258V38H257ZM257 39H256V40H257ZM44 40H45V38H44ZM44 40H43V41H44ZM47 40H48V39H47ZM49 40H50V39H49ZM49 40H48V42H49ZM67 40H68V39H67ZM96 40H97V39H96ZM96 40H95V43H96ZM98 40H99V39H98ZM108 40H109V39H108ZM141 40H142V39H141ZM145 40H146V39H145ZM154 40L151 39V42L154 41ZM186 40H185V41H186ZM204 40H205V39H204ZM212 40H213V39H212ZM226 40H228V39L226 38ZM226 40H225V41H226ZM256 40H255V41H256ZM258 40H259V39H258ZM11 41H13V40L11 39ZM15 41H14V42H15ZM20 41H21V40H20ZM20 41H17V45H18V42H20ZM23 41H24V40H23ZM23 41H22V42H23ZM26 41H27V39H26ZM35 41H36V40H35ZM45 41H46V40H45ZM45 41H44V43H45ZM73 41H76V40H73ZM77 41H78V40H77ZM77 41H76V42H77ZM79 41H82V39L79 38ZM163 41H164V40H163ZM185 41H184V42H185ZM187 41H188V40H187ZM189 41H191V40H189ZM189 41H188V42H189ZM193 41H195V40H193ZM197 41H198V40H197ZM202 41H203V40H202ZM202 41H201V44H202ZM205 41H206V40H205ZM208 41H209V40H208ZM213 41H214V40H213ZM218 41H219V40H218ZM218 41H217V42H218ZM238 41H239V40H238ZM245 41H246V40H245ZM247 41H248V40H247ZM252 41H253V40H252ZM0 42H1V40H0ZM8 42H10V41H8ZM22 42H21V43H22ZM30 42H31V40H30ZM33 42H34V40H33ZM37 42H38V40H37ZM37 42H36V43H37ZM41 42H42V41H41ZM41 42H39L40 45H41ZM48 42L46 41V43H45L46 46L48 45V44H47ZM67 42H68V41H67ZM67 42H65V43H67ZM103 42H105L104 39H103ZM113 42H114V41H113ZM117 42H118V40H117ZM161 42H162V41H161ZM164 42H165V41H164ZM164 42H163V43H164ZM182 42H183V41H182ZM198 42H200V39H199ZM215 42H216V39H215L214 43H215ZM219 42H221V41H219ZM227 42H228V41H227ZM235 42H236V41H235ZM240 42H241V41H240ZM256 42H258V41H256ZM28 43H29V42H28ZM36 43H35V44H36ZM57 43H56L57 47H58V45H59V48H60V44H61V43H60V44H57ZM65 43H64V44H65ZM70 43L73 44L74 42L72 43V42L70 41ZM70 43H69V44H70ZM77 43H78V42H77ZM79 43L81 44V42H79ZM79 43H78V46L80 45ZM83 43H84V41H83ZM91 43H92V42H91ZM91 43H90V44H91ZM152 43H153V42H152ZM155 43H156V42H155ZM190 43H191V42H190ZM190 43H189V44H190ZM196 43H197V42H195L194 44H196ZM203 43H204V42H203ZM206 43H207V42H206ZM209 43H210V42H209ZM225 43H226V42H225ZM230 43H231V42H230ZM230 43H229V44H230ZM242 43H243V41H242ZM245 43H246V42H245ZM247 43H248V42H247ZM247 43H246V44H247ZM251 43H252V44H251ZM251 43H248L247 46H246L245 44H243V45H245L246 47L243 46L244 49H242V50H241V48H240V51H238L239 54H237V55H235V54H236V52H235L234 55H235L236 57L234 56L233 61H232V64H233V66H234V68H233V67H232V68L235 69V70L237 71V73H239L240 77H242V76H244V77L246 76V77H247V76L251 73L252 76H254V79L257 78V79H255V80H252L253 77L250 76V77H252V79L250 78V80H249V79L247 80V78L244 79V77L241 78V80H240V78H239L237 75H235V76H237L236 78H239V80L241 81V83L239 84V85H242L241 90H243V87H245V85H247L246 90L248 89V86H250V87H252V86H257V85L259 84V79H258L259 75H258V74H260V76H261V75L264 73V71L261 70V69L263 68V66L261 67V66H260L261 64H260V65L258 64V63H261V61H262L263 65H264V62H263V60H262V57H261V56L259 57L260 54H259V55L256 54L257 51H258L257 48L259 49L258 53H260L261 45L259 44V46H257V43H254V42H251ZM9 44H10L9 46L12 45L11 42H10ZM15 44H16V42H15ZM15 44H14V45H15ZM29 44H32V42L29 43ZM64 44H63L62 46H64ZM71 44H70V46H69L70 49L72 50V47H74V49H75V45H74V46L72 45V47H71ZM87 44H89V41H88ZM90 44H89V45H90ZM97 44H98V42H97ZM100 44H103V43H100ZM149 44H150V43H147L148 46H149ZM178 44H179V43H178ZM181 44H183V43H181ZM181 44H180V45H181ZM192 44H193V43H192ZM198 44H199V43H198ZM198 44H196V45H198ZM204 44H205V43H204ZM217 44H219V43H216V45H217ZM226 44H227V43H226ZM237 44H238V42H237ZM4 45H6V44H4ZM17 45H16V46H17ZM25 45H26V44H25ZM43 45H44V44H43ZM52 45H53V44H52ZM56 45H55V46H56ZM84 45H85V44H84ZM84 45H83V46H84ZM89 45H88V51H87V52H90V48H91V47L89 48ZM95 45H96V44H95ZM120 45H121V44H120ZM147 45H146V46H147ZM171 45H172V44H171ZM180 45H179V46H175V44H174V46H175L176 48H177V47H180ZM185 45H186V44H185ZM185 45H183V46H185ZM196 45H195V46H196ZM208 45H209V44H208ZM221 45H223V44H220V47H221ZM232 45H233V47H235V46L238 47L239 44H238V45L235 44V46H234V44L232 43ZM232 45H231V47H232ZM7 46H8V45H7ZM7 46H6V47H7ZM20 46H24V44H22V45H20ZM20 46H19V47H20ZM26 46H27V45H26ZM33 46H34V45H33ZM65 46H66V45H65ZM65 46H64V48L62 47V49H65L66 52H67V51L69 50V49H68L69 47H67L68 44H67V46H66L68 50L65 48ZM83 46H82L81 49H83ZM90 46H91V45H90ZM93 46H94V45H93ZM99 46H101V45H99ZM99 46L96 45V47H99ZM102 46H103V45H102ZM118 46H119V45H118ZM124 46H125V45H124ZM127 46H128V45H127ZM127 46H126L125 48H127ZM141 46H142V45H141ZM153 46H155V44H154ZM153 46H152V47H153ZM157 46H158V43H157ZM161 46H162V45H161ZM163 46H165V45H163ZM163 46H162V47H163ZM168 46L170 47V45H168ZM187 46H188V45H187ZM193 46H194V45H193ZM193 46H192V49H193ZM204 46H205V45H203V47L199 45V47H201V48H205ZM218 46H219V45H218ZM228 46H229V45H228ZM262 46H263V45H262ZM1 47H2V45H1ZM11 47H12V46H11ZM11 47H10V48H11ZM28 47H29V46H28ZM34 47H35V46H34ZM39 47H40V49H41L42 46H39ZM39 47H38V48H39ZM43 47H45V46H43ZM43 47H42V48H43ZM47 47H48V46H47ZM47 47H46V48H47ZM49 47H50L51 50H52L54 46H51V45H50ZM57 47H56V48H57ZM76 47H77V46H76ZM94 47H95V46H94ZM122 47H123V45H122ZM149 47H150V46H149ZM159 47H160V46H159ZM159 47H158V48H159ZM172 47H173V46H171V48H170V52L167 51L166 55L169 54V56H170V55L173 54V52H174V53H177V52L179 51V50H178V51L175 50L176 52L173 51V50H172V49H173ZM196 47H197V46H196ZM199 47H198V48H199ZM210 47H212V46H210ZM213 47H214V45H213ZM225 47H226V46H225ZM239 47H240V46H239ZM241 47H242V46H241ZM259 47H260V48H259ZM263 47H264V46H263ZM10 48L8 47L9 50L12 49V48H11V49H10ZM13 48H14V47H13ZM30 48H31V46H30ZM30 48H29V49H30ZM36 48H37V47H36ZM50 48H49V49L47 48V49L50 50ZM115 48H116L115 50H117V47H115ZM125 48H124V50L121 49V51H122V52L125 51V50H126ZM128 48H130V47H128ZM201 48H200L199 50H201ZM206 48H207V47H206ZM206 48H205V49H206ZM215 48H216V46H215ZM217 48H218V47H217ZM217 48H216V50H217ZM222 48H224V47H222ZM222 48H221V49H222ZM2 49H3V48H2ZM4 49L6 50L5 47H4ZM17 49L20 50V48H17ZM22 49H23V48H22ZM43 49H44V48H43ZM43 49L41 50L42 52L46 51V50L43 51ZM77 49H78V48H77ZM86 49H87V47H84V50H86ZM92 49H93V48H92ZM92 49H91V50H92ZM94 49L96 50V48H94ZM118 49H120V48H118ZM138 49H140V47H139ZM138 49H137V50H138ZM146 49H147V48H146ZM148 49H149V48H148ZM184 49L186 50V47H184ZM184 49H182V50H184ZM187 49H189V48H187ZM190 49H191V48H190ZM221 49H220V50H221ZM237 49H238V48H237ZM237 49L235 48L234 50H237ZM5 50H3V51H5ZM9 50H8V51H9ZM13 50H14V49H13ZM15 50H16V49H15ZM30 50H32V49H30ZM30 50H29V51H30ZM34 50H36V49H34ZM37 50H38V49H37ZM37 50H36V51H37ZM48 50H47V51H48ZM71 50L68 51V52L70 53V52H74V51H76V50H72V51H71ZM99 50L102 51L101 48H99V49L96 51L97 54L95 53V54H93V55H96V56H97ZM127 50H128V52H129V49H127ZM131 50H132V49H131ZM131 50H130V52H131ZM144 50H145V49H144ZM151 50H152V49H151ZM154 50H155V49H154ZM166 50H167V47H166V49H165V52H166ZM193 50L196 51L195 47H194ZM199 50H198V51H199ZM223 50H225V49H223ZM229 50H230V49H229ZM229 50H228V51H229ZM234 50H232V51H234ZM0 51H2V50L0 49ZM3 51H2V52H3ZM21 51H22V50H21ZM25 51H27V50H25ZM29 51H28V52H29ZM53 51H56V49H54ZM106 51H107V50H106ZM133 51H134V50H133ZM171 51H173V52L171 53ZM203 51H204V50H202V52H203ZM232 51H231V52H232ZM5 52H6V51H5ZM13 52H14V51H12V53H13ZM17 52H18V50H17ZM23 52H24V51H23ZM59 52H60V51H59ZM82 52H85V51H82ZM87 52H86V53H87ZM92 52H93V50L91 51V53H92ZM111 52H113V51H111ZM114 52H115V51H114ZM116 52H117V51H116ZM135 52H136V50H135ZM135 52H134L133 54H135ZM139 52H140V51H139ZM146 52L148 53V51H146ZM152 52H153V51H152ZM158 52H159V51H158ZM186 52H187V53H186ZM186 52H185V54H184V55H186V56H183V59H180V60L187 61L186 63H188V62L190 61V60H189V59H190V58H189V57H190L189 54L191 53V50H190V53H189L187 50H186ZM196 52H197V51H196ZM204 52H205V51H204ZM225 52H226V51H225ZM238 52H237V53H238ZM261 52H263L262 49H261ZM3 53H4V52H3ZM9 53H10V51H9ZM15 53H16V52H14V54H15ZM19 53H20V52H19ZM31 53H33V52H31ZM34 53L36 54L37 52L34 51ZM40 53H41V52H40ZM56 53H57V51H56ZM74 53H75V52H74ZM76 53H77V51H76ZM76 53H75V55L77 56ZM86 53H85V54H86ZM91 53H90V54H91ZM102 53H103V54L105 53V54L107 55L108 51H107V53L104 52V51H103ZM102 53H99V54L102 55ZM119 53H120V51H119ZM123 53H124V52H123ZM125 53H126V51H125ZM125 53H124V54H125ZM147 53H146V54H147ZM150 53H151V52H150ZM160 53H162V55H165V54L163 53V50L160 51L159 54H160ZM170 53H171V54H170ZM178 53H179V52H178ZM180 53H182V52H180ZM220 53H224V52H220ZM226 53H227V52H226ZM0 54H1V52H0ZM4 54L6 55V53H4ZM22 54H24V53H22ZM27 54H28V53L26 52V55H27ZM38 54H39V53H38ZM38 54H37V56H38ZM44 54H45V53H43L42 56H43ZM52 54H53V52H52ZM83 54H84V53H83ZM83 54H82V55H83ZM87 54H88V53H87ZM87 54H86V56H87ZM90 54H88V56H89ZM108 54H109V53H108ZM131 54H132V53H131ZM142 54H143V53H142ZM144 54H145V53H144ZM152 54H154V53H152ZM191 54H192V53H191ZM194 54H195V52H194ZM197 54H198V56H199V52L196 53L195 55H197ZM202 54H203V53H202ZM231 54H232V53H231ZM1 55H2V54H1ZM11 55H13V54H11ZM11 55H10V56H11ZM30 55H31V54H30ZM53 55H54V54H53ZM53 55H52V56H53ZM57 55H58V54H57ZM69 55H70V54H69ZM72 55H73V53L70 55V56L73 58ZM75 55H74V56H75ZM82 55H81V56H82ZM91 55H92V54H91ZM91 55H90V56H91ZM101 55H100V56H101ZM111 55H112V53H111ZM113 55H114V53H113ZM139 55H140V54H139ZM139 55H138V56H139ZM155 55H157V54H155ZM155 55H154V56H155ZM162 55H161V56H162ZM166 55H165V56H166ZM174 55H177V54H174ZM181 55H182V54H181ZM188 55H189V56H188ZM222 55H223V54H222ZM225 55H226V54H225ZM227 55H228V54H227ZM255 55H257V56L259 57L260 62H258V61H256L257 63H256V62H253V61H254V58L257 57V56L254 57ZM14 56H16V55H13V57H14ZM19 56H20V57H23V56H21V53L19 54ZM40 56H41V55L39 54V56H38L37 58H39ZM52 56H51V57H52ZM63 56H64V55H63ZM63 56H62V57H63ZM76 56H75V57H76ZM88 56H87L85 59L89 58ZM121 56H122V55H121ZM143 56H144V55H143ZM146 56H147V55H146ZM151 56H152V55H151ZM151 56H150V57H151ZM157 56H158V55H157ZM161 56H160V57H161ZM165 56H163L162 59L166 58ZM202 56H203V55H202ZM204 56H205V55H204ZM218 56H219V55H217V57H218ZM228 56H230V55H228ZM232 56H233V55H232ZM232 56H230V57L232 58ZM1 57H2V56H1ZM8 57H9V56H8ZM29 57H30V56H29ZM29 57H27V58H25V59H28ZM44 57H46V56L44 55L42 58L44 59ZM53 57H54V56H53ZM65 57H66V56H65ZM68 57H69V56H68ZM82 57H83V56H82ZM101 57H102V56H101ZM101 57H99V58H100V60L102 61L103 59H101ZM105 57H106V56H105ZM116 57H119L118 54H117ZM130 57H131V56H130ZM133 57H134V56H133ZM155 57H156V56H155ZM158 57H159V56H158ZM158 57H156V58H158ZM171 57L173 58V55L170 56L169 58L172 59ZM175 57L179 58L178 55L175 56ZM175 57H174V58H175ZM192 57H193V59H194V56H192ZM195 57H196V56H195ZM258 57H257V58H258ZM5 58H6V57H5ZM9 58H10L11 61L8 60V59L6 58V59L9 61V64H8V62H6V60H4V61L7 63V65L10 66V63H15V62H12V59H13V58H12V59H11V57H9ZM14 58H15V57H14ZM16 58H17V57H16ZM18 58H19V57H18ZM31 58H33V57L31 56ZM47 58H48V57H47ZM57 58H58V57H57ZM72 58H71V59H72ZM96 58L99 59L98 57H96ZM96 58L93 56V59H95V60H93V59H92V56H91L89 62H90L91 59H92V61H94L93 63H97V62H96V61H97ZM106 58H107V57H106ZM110 58H111V57H110ZM112 58H113V60H115L114 57H112ZM137 58H138V57H137ZM151 58H152V57H151ZM156 58H155V59H156ZM174 58H173V60H174ZM201 58H202V57H201ZM1 59H2V58H1ZM1 59H0V60H1ZM20 59H21V58H20ZM20 59L18 60L19 62H21ZM23 59H24V57H23ZM33 59H34V58H33ZM39 59H40V58H39ZM49 59H50V58H49ZM76 59H78V58L76 57V58L74 59L75 62L77 61ZM81 59H82V58H81ZM81 59H80V57H79V60H78V61H80ZM85 59H84V57H83V60H85ZM107 59H108V58H107ZM107 59H106V60H107ZM118 59H119V58H118ZM149 59H150V58H149ZM166 59H168V56H167ZM175 59H176V58H175ZM193 59H192V60H193ZM195 59H197V58H195ZM195 59H194V60H195ZM198 59H200V57H199ZM224 59H225V58H224ZM224 59H223V61H224ZM226 59H227V58H226ZM234 59H235V61H234ZM34 60H35V59H34ZM41 60H42V59H41ZM41 60H40V61H41ZM47 60H48V59H47ZM56 60H57V62H58V59H56ZM56 60H55V61H56ZM74 60H73V61H74ZM87 60H88V59H87ZM87 60H85V61H87ZM110 60H112V59H110ZM119 60H120V59H119ZM139 60H140V59H139ZM147 60H148V58H147ZM153 60H154V59H153ZM156 60H157V59H156ZM159 60H160V59H159ZM159 60H157L156 62H157V63H158V62L160 63ZM164 60H165V59H164ZM176 60H177V59H176ZM204 60H205V59H204ZM207 60H208V59H207ZM210 60H211V59H210ZM221 60H222V59H221ZM229 60H230V59H229ZM4 61H1V62H2V63H0V64H1V67H2L3 64H4V63H3ZM15 61H16V60H15ZM23 61H25V60H23ZM26 61H27V60H26ZM26 61H25V62H22V63H24V64H25V63L29 64V62H28V61L26 62ZM30 61H31V60H30ZM38 61H39V60H38ZM38 61H37V63H36L37 65L40 64V62L38 63ZM55 61H54V62H55ZM69 61H72V60H69V59H68V62H69ZM81 61H82V60H81ZM81 61H80V62H77V63H79L78 65L81 64ZM85 61H84V62H85ZM115 61H116V65H117V64L119 63V61H118V60H115ZM117 61H118V62H117ZM128 61H129V60H128ZM128 61H127V62H128ZM144 61H145V60H144ZM162 61H163V60H161V62H162ZM165 61H166V60H165ZM197 61H198V60H197ZM202 61H203V60H202ZM218 61H219V60H218ZM19 62H18V63H19ZM32 62H33V61H32ZM43 62H44V60H43ZM43 62H42V63H43ZM45 62H46V60H45ZM45 62H44V64H45ZM57 62L55 63V65L57 64ZM66 62H67V61H66ZM75 62H74V63H75ZM84 62H82V64H83ZM87 62H88V61H87ZM87 62H86V63H87ZM99 62H100V61H99ZM104 62H106V61H104ZM107 62H108V61H107ZM112 62H114V61H112ZM112 62H109V63L112 64ZM123 62H124V61H123ZM127 62H126V63H127ZM150 62H151V61H150ZM153 62H154V61H153ZM153 62H152V63H153ZM156 62H155L154 64H157ZM180 62H181V61H180ZM182 62H183V61H182ZM191 62H192V61H190V63H191ZM212 62H213V61H212ZM220 62H221V61H220ZM228 62H229V61H228ZM6 63H5V64H6ZM18 63H17V64H18ZM34 63H35V62H34ZM47 63H48V61H47ZM62 63H63V62H62ZM64 63H65V60H64ZM120 63H122V62H120ZM129 63H130V61H129ZM129 63H127V64H129ZM132 63H133V62H132ZM134 63H135V62H134ZM141 63H142V62H141ZM146 63H147V62H146ZM148 63H149V62H148ZM162 63H164V62H162ZM162 63H161V66H159V67L155 65L156 67L154 66V68H155L154 70H156L157 67H158V69H159V68H161L163 65H165V64H162ZM166 63H167V62H166ZM173 63H175V62H173ZM190 63H189V65H190ZM5 64H4V65H5ZM50 64H51V63H50ZM50 64H49V65H50ZM58 64H59V62H58ZM65 64H66V63H65ZM70 64L72 65L73 63H70ZM82 64H81V66H82ZM84 64H85V63H84ZM91 64H92V63H91ZM106 64H107V63H106ZM111 64H110V65H111ZM139 64H140V63H139ZM139 64H138V65H139ZM144 64H145V63H144ZM149 64H150V63H149ZM168 64H169V63H168ZM171 64H172V63H171ZM184 64H185V62H184ZM191 64H192V63H191ZM213 64H215V63H213ZM228 64H230V66H232L231 63H228ZM249 64H250V65H249ZM7 65L3 66V68H6ZM15 65H16V64H15ZM18 65H19V64H18ZM21 65H22V64H21ZM21 65H20V66H21ZM30 65H31V66H30ZM37 65H36V67H38ZM42 65H43V64H42ZM60 65L62 66V65H64V64H61V63H60ZM67 65H69V64H67ZM67 65H65L66 68H67ZM73 65H74V64H73ZM73 65H72L71 67H73ZM75 65H77V64H75ZM89 65H90V63H89ZM92 65H93V64H92ZM101 65H102V64H101ZM116 65H115V62H114V63H113V67H114V69H115ZM124 65H125V64H124ZM131 65H132V64H131ZM133 65H134V64H133ZM138 65H136V66H138ZM158 65H159V64H158ZM192 65H193V64H192ZM198 65H199V64H198ZM209 65H210V63H209ZM248 65H249V66H248ZM9 66H7V67H9ZM13 66H14V64H11V67H12V68H10L11 70L15 68V66H14V67H13ZM16 66H17V65H16ZM20 66H18V68H19ZM23 66H26V67H22V68L25 69L26 71H24V70L20 67V68L22 69V72H24V74H23V73L20 74L19 71H21V70H19V69L17 68V69L19 70V71H18V74L23 75V76H24L23 78H25V75L27 74V77H28L29 80H28V79H27V80H24V79L21 80L20 78H17V79H19V80H16V79L11 78V80H8V81H9V83H8V82H7V79L4 78L5 76L3 77V75H5L3 72L6 73L7 71H3L2 68L0 69V70L3 71V72L0 71V72L3 73V75H2V80L5 81V82H7L8 86H11L10 81H11V82L13 81V84H12V85L16 84L17 87H19V86L21 87V89H19L20 87H19V88H15V85H14V87L12 86V87L14 88V90H16V89H18V90H17V91L11 90L12 93H11V91H9V92L11 93V94L9 93L11 96H12V94L15 95V92H18L19 97H20V96L22 97L23 94H25V96H23L22 99L19 98V97H18V98L21 99L22 102H23V98H26L27 100L29 99V101H27V100H25V101L30 102V100L32 99V98L30 99V97L33 96V95H31V94H33V93H32V92H33L32 89L35 88V89H34V93H35V91H36V89H37L36 87L39 86V85H42V86H43V84H44V85H45V84L48 85V87H46V88H48V89H46L47 91L45 90L46 93H48V94L50 95V93L53 92L54 89H52L51 86H53V85H51V84L54 83V79H55V78L52 80L53 82H51V81L49 80V81H50V83H49V82L47 81L48 79H45L46 76L48 77V75H45V76H44L45 78H44L43 76H41V75H42L41 72H43V70L39 68V67H41V65H39L38 68H39V71H40V70H42V71H40V72H38V73H37V71L35 72V70H37L38 68H37V69H36V67L34 68L32 63L29 64L28 66H27L26 64L23 65ZM34 66H35V65H34ZM52 66H53V65H52ZM93 66H95L94 69L96 70V67H97L98 65H93ZM93 66H92V67H93ZM99 66H100V65H99ZM118 66H120V65L118 64L117 67H118ZM136 66H135V67H136ZM152 66H153V65H152ZM152 66H151V68H152ZM172 66H175V65H171V68H172ZM179 66H180V64H179ZM181 66H182V64H181ZM181 66H180V67H181ZM183 66H184V67H187V66H185V65H183ZM183 66H182V67H183ZM200 66H201V65H200ZM202 66H204V64H203ZM210 66H212V65H210ZM214 66H216V65H214ZM217 66H218V65H217ZM224 66H225V64H224ZM53 67H55V66H53ZM57 67H58V66L56 65V69H57ZM59 67H60V66H59ZM63 67H64V66H63ZM76 67L79 68L80 66H79V67L76 66ZM82 67H83V70H84V68H86V71L89 70V69L91 68V66H90V67H89V66L86 67V65H85V66H82ZM113 67H111V68H113ZM130 67H131V66H130ZM135 67H134V68H135ZM146 67H147V66H146ZM176 67H177V66H176ZM176 67H175V68H176ZM182 67H181V68H182ZM189 67H191V66H189ZM27 68H28L29 71H27ZM41 68H43V67H41ZM66 68H65V69H66ZM80 68H81V67H80ZM108 68H109V67H108ZM136 68H137V67H136ZM138 68H139V67H138ZM151 68H150V69H151ZM165 68H166V67H165ZM178 68H179V67H178ZM178 68H177V69H178ZM187 68H188V67H187ZM223 68H224V67H223ZM8 69H9V68L4 69V70H8ZM10 69H9V72H10ZM31 69H33V70H31ZM48 69H50V67H49ZM54 69H55V68H54ZM54 69H53V70H54ZM81 69H82V68H81ZM99 69H100V68H99ZM99 69H98V70H99ZM101 69H102V68H101ZM117 69H119V68H117ZM143 69H144V68H143ZM145 69H146V68H145ZM161 69H162V68H161ZM161 69H159L158 71H160ZM177 69H176V70H177ZM263 69H264V68H263ZM14 70H15V69H14ZM46 70H47V69H44L45 73H46ZM59 70H60V69H59ZM62 70H63V69H61V72H65V73H63L62 75H64V74H67V75H64L65 77H64V76L62 77V75H61V73H60V76H59L58 80L60 79V77H62V78H61L59 81H61V80H63V78H65V81H64V82H65V83H64V86H65L66 83H68L67 81L70 80V79H69L70 76H68V73H66V71H67V72H70V71H68V69H66V71H64V70L62 71ZM70 70H71V69H70ZM75 70H76V69H75ZM78 70H79V69H78ZM83 70H81V73H83ZM91 70H92V69H91ZM91 70H90V71H91ZM115 70H116V69H115ZM139 70H140V69H139ZM152 70H153V68H152ZM154 70H153V72H154V74H155V71H154ZM178 70H179V69H178ZM180 70H181V69H180ZM186 70H187L186 72H188V69H186ZM198 70H200V69H198ZM205 70H206V68H205ZM211 70H212V69H211ZM31 71H33V72L31 73ZM49 71H50V70H49ZM49 71H47V73H48ZM55 71L57 72V70H55ZM72 71H73V69H72ZM90 71H88V72H90ZM101 71H102V70H101ZM112 71H113V70H112ZM119 71H120V70H119ZM126 71H127V70H126ZM144 71H145V70H144ZM144 71H142V72H144ZM169 71H171V69H170ZM182 71H183V70H182ZM261 71H262V72H261ZM14 72H17V70H16V71H13V73H14ZM26 72H30V76H28L29 74L26 73ZM56 72H54V73L56 74ZM59 72H60V71H59ZM75 72H76V71H75ZM96 72H97V74H98V71H97V70H96ZM105 72H106V71H105ZM122 72H123V71H122ZM147 72L149 73V71H147ZM147 72H146V73H147ZM153 72L149 73V75L152 74ZM160 72H161V71H160ZM163 72H164V71H163ZM179 72H180V71H179ZM207 72H208V71H207ZM234 72H235V71H234ZM260 72H261L262 74H261ZM25 73H26V74H25ZM70 73H71V72H70ZM70 73H69V75H70ZM81 73L79 72V74H81ZM94 73H95V72H94ZM101 73H102V72H101ZM125 73H126V72H125ZM130 73H131V72H130ZM130 73L128 72V74H130ZM156 73H157V70H156ZM168 73H169V72H168ZM194 73H195V72H194ZM194 73H193V74H194ZM196 73H197V71H196ZM201 73H202V76H199L198 74L201 75ZM203 73H205V72L202 71V72L198 73V74L196 75V76H197V77H196V81H194V83L197 84V87H198L199 89H201L200 91H203V92H204V93H202V95H197V96H199V98H195V95H196V93H197L198 91H195V92H196L195 94L192 93V96H193V94H194V96H193L194 98H193V97H191V98L189 97V96H191V95H190V94H191L190 92H193L192 89H191L192 91H190V88H189L190 86L188 87V88H189V91L187 90V88H186L187 86H186V87H185V88H186V91H185V89L183 88L185 92H183V91H182V92L179 91L180 94L177 93V96H174L173 93H172V94H171L172 97H170V98H173L172 100H174V97H177V98H175V99L180 100V101L177 103L178 106L183 102V99H184V97L186 98V96H187L188 98H190L192 101H194L193 99H195V100H196V99H197V100L199 99V102H197V103H199L200 105H201V104H203V105L205 104L204 107H203V105H201V106L203 107V109L206 108V107L208 106L207 110L210 111L211 114H212V113L214 114V111H215V110H217L218 113L222 114V113H221V112H222L221 110H222L223 107H225V106H224L225 101H224V103H223V101H222V103H220V102H221V101H220L219 103H218V102H214V104H209V101H210V102H211V101H214V100H210V99H212V98L215 99V97H214L213 95H210V94H212V92L214 93V92H215L216 90H218V89H219V91H220L221 93H224V94H225V92H227V91H225L226 89H229V91H232V92H233V91H234L235 84L237 85V82H235V84L233 83L234 80H236V78H235V77L228 78L227 75H226L227 73H226L224 70H221L220 68H219V69L216 68L215 70H213V71H209L208 73H205V74H203ZM225 73H226V74H225ZM230 73H231V72H230ZM253 73H254V74H253ZM11 74H12V71H11ZM11 74H10V75H11ZM43 74H44V73H43ZM75 74H76V77L73 78L75 75H74V73H71V75H73V77H72L71 79L74 80V84H73V82H71V80H70V82L72 83V84L70 83V88H72L74 85H76L77 81H78V85L81 83V80H77V81H75L76 79H78V77H81V76H78V77H77L78 72H76ZM83 74H84V73H83ZM83 74H81V75H83ZM92 74H93V73H92ZM104 74H105V73H104ZM104 74H103V75H104ZM107 74H109V72H108ZM107 74H105V75H107ZM112 74H113V73H112ZM114 74H115V73H114ZM114 74H113V76H115ZM117 74H118V73H117ZM139 74H140V72H139ZM158 74H161V73L158 72ZM181 74H183V73H181ZM190 74H191V73H190ZM190 74H189V75H190ZM233 74H234V73H233ZM251 74H250V75H251ZM255 74H257L258 77H257V75H255ZM0 75H1V74H0ZM6 75H8V74H6ZM52 75H53V73H52V71H51V76H52ZM57 75H59V74H57ZM94 75H95V74H94ZM94 75H93V76H94ZM98 75H99V74H98ZM105 75H104V77H105ZM109 75H110V74H109ZM109 75L106 76V77H109ZM137 75H138V74H136V76H137ZM143 75H144V74H143ZM155 75H157V74H155ZM155 75H154V77H153L154 80H155ZM163 75H164V74H163ZM191 75H192V74H191ZM228 75H229V74H228ZM13 76L15 77L16 74H13ZM17 76H19V75H17ZM17 76H16V77H17ZM51 76H50V77H51ZM84 76H85V75H84ZM90 76H91V75H90ZM96 76H97V75H96ZM99 76H100V75H99ZM116 76H117V75H116ZM116 76H115V77H116ZM121 76H122V75H121ZM138 76H139V75H138ZM152 76H153V75H151V77H152ZM158 76H159V75H158ZM167 76H168V75H167ZM179 76H181V75L179 74ZM179 76H178V77H179ZM183 76H184V75H183ZM185 76H187V75H185ZM194 76H195V74H194ZM7 77H8V76H7ZM7 77H6V78H7ZM27 77H26V78H27ZM29 77H30V78H29ZM82 77H83V76H82ZM82 77H81V78H82ZM110 77H112V76H110ZM126 77H127V76H126ZM132 77H133V76H132ZM147 77H150V76H147ZM147 77H146V78H147ZM156 77H157V76H156ZM229 77H230V76H229ZM262 77H263V76H262ZM3 78H4L5 80H4ZM9 78H10V77H8V79H9ZM21 78H22V77H21ZM41 78H42V79H41ZM48 78H49V77H48ZM83 78H84V77H83ZM95 78H97V77H95ZM98 78H99V77H98ZM101 78H102V77H101ZM101 78H100V79H101ZM119 78H120V77H119ZM121 78H122V77H121ZM134 78H135V77H134ZM144 78H145V77H144ZM146 78H145V83H148V80H149V79L146 81ZM153 78H152V80H153ZM185 78H186V77H185ZM185 78H183V79H185ZM188 78H189V77H188ZM190 78H191V76H190ZM233 78H235V79L232 80ZM260 78H261V77H260ZM49 79H52V77L49 78ZM88 79H89L88 81H90V80H91V77H89ZM93 79H94V78H93ZM102 79H103V78H102ZM112 79H113V78H112ZM115 79H116V78H115ZM115 79H114V81H115ZM125 79H126V78H125ZM125 79H123V80H125ZM132 79H133V78H132ZM139 79H140V78H139ZM150 79H151V78H150ZM181 79H182V78H180V80H181ZM191 79L194 80V77L192 76ZM242 79H244V81H242ZM0 80H1V78H0ZM2 80H1L0 82H2ZM30 80H31V81H30ZM39 80H42V81L44 80L45 83H43V82H41V81H40L41 83H40V82L38 83ZM85 80H86V79H85ZM98 80H99V79H98ZM105 80H107V79L105 78ZM105 80H104L103 82H106ZM116 80H117V79H116ZM123 80H122V81H123ZM133 80H134V79H133ZM143 80H144V79H143ZM143 80H140V81H143ZM152 80H151V82H153V84L156 83L155 81H152ZM156 80H157V78H156ZM176 80H177V79H176ZM185 80H186V79H185ZM185 80H184V82H185ZM189 80H190V79H189ZM193 80H190V82H191V81L193 82ZM237 80H238V79H237ZM239 80H238V82H240ZM82 81H83V80H82ZM110 81H111V80H110ZM110 81H109V82H110ZM137 81H138V78H137ZM137 81H132V82H135V84L140 83V82H137ZM149 81H150V80H149ZM158 81H159V80H158ZM174 81H175V79H174ZM182 81H183V80H181V82H182ZM46 82H48V83H46ZM56 82H57V83H62V85H63V82H58V81H57V76H56ZM86 82H87V81H86ZM91 82H92V80H91ZM100 82H102V80H101ZM123 82H124V81H123ZM128 82H129V81H128ZM128 82H127V80L125 81V83H128ZM132 82H129V83L132 84ZM179 82H180V81H179ZM19 83H20V84H19ZM37 83H38L39 85H37V86H33L34 84H37ZM42 83H43V84H42ZM83 83H84V81H83ZM93 83H95V81H94ZM113 83H114V82H113V80H112V84H113ZM194 83H193V85H194ZM0 84H2V83H0ZM9 84H10V85H9ZM49 84H50V86H49ZM54 84H55V83H54ZM68 84H69V83H68ZM85 84H86V83H85ZM85 84H84V86H85ZM95 84H96V85H95V88H96V86H97V82H96ZM100 84H102V83H100ZM104 84H105V83H104ZM123 84H124V83H123ZM135 84H134V85H133V84H132V85H129V84H128V85H129V87H131V86H135ZM141 84H143V82H141ZM141 84H138V86H136L135 88H137V87L140 86V87H139V90H142V91H144L145 89L147 90V86H146V88L144 89V87H141ZM168 84H169V83H168ZM183 84H184V83H183ZM183 84H182V86H183ZM186 84H187V83H186ZM188 84H189V82H188ZM262 84H264V83H262ZM60 85H61V84H59L58 87L61 88ZM71 85H73V86L71 87ZM81 85H83V84H81ZM81 85H79V86H75V87H74L75 90H76V89L78 90L79 87H81ZM87 85H88V84H86V87H87ZM90 85L92 86V84H90ZM90 85H89V86H90ZM98 85H99V84H98ZM102 85H103V84H102ZM107 85H108V83H107ZM113 85H114V84H113ZM144 85H145V84H144ZM144 85H142V86H144ZM148 85L150 86L151 84H148ZM164 85H166V84H164ZM193 85H192L191 87H193ZM239 85H238V86H239ZM243 85H244V86H243ZM1 86H2V85H0V97H2V95H3V92H2V94H1ZM3 86H5L4 83H3ZM8 86L6 85V88H8V90H9V87H8ZM66 86H67V85H66ZM89 86H88V87H89ZM125 86H126V85H125ZM125 86H124V87H125ZM151 86H152V85H151ZM155 86H156V85H155ZM155 86H154V87H155ZM159 86H160V85H159ZM159 86H158V87H159ZM162 86H163V85H162ZM168 86H169V85H168ZM195 86H196V85H195ZM43 87L45 88V86H43ZM43 87H42V88H43ZM49 87H51L52 92L49 90V89H50ZM56 87H57V84H56L55 87H53V88H55V93L53 92L54 94H56V92L59 91V90L57 91ZM76 87H77V88H76ZM92 87H93V86H92ZM100 87H101V85H100ZM103 87H104V86H103ZM107 87H108V86H107ZM110 87H111V85L109 86V88H110ZM114 87H115V86H114ZM114 87H113V88H114ZM117 87H120V86H117ZM124 87H123V89H124ZM166 87H167V86H166ZM170 87L172 88V86H170ZM236 87H237V86H236ZM236 87H235V91H236V89L238 88V87H237V88H236ZM239 87H240V86H239ZM6 88H5V87H4V88L2 87V91H4L3 89H6ZM10 88H11V87H10ZM13 88H11V89H13ZM42 88H41V87H40V88L38 87V89H41V90H42ZM44 88H43V90H44ZM66 88H67V87H66ZM74 88H72V89L74 90ZM82 88H83V87H81V90H82ZM84 88H85V87H84ZM95 88H91V89L94 90ZM113 88H112V89H113ZM121 88H122V86H121ZM127 88H128V87H127ZM142 88H143V89H142ZM149 88H150V87H149ZM159 88H162V87H159ZM231 88H232L233 90H232ZM253 88H254V87H253ZM257 88H258V87H257ZM257 88L255 87L254 90L257 89ZM38 89H37V91H36L37 94H36V93L34 94V95H36V96H39L38 94H40V92H42V91H40V90L38 91ZM64 89H65V88H64ZM64 89H63V90H64ZM89 89H90V88H89ZM89 89L86 88L85 90L89 91ZM105 89L108 90V88H103L102 90H105ZM112 89H110V91H114V90H112ZM116 89H117V88H116ZM119 89H120V88H119ZM123 89H122V90H123ZM129 89H130V88H128V89H126V90H129ZM132 89H133V88H132ZM137 89H138V88H137ZM152 89H153V88H152ZM156 89H158V88L156 87ZM166 89L168 90V87H167ZM181 89H182V88H181ZM193 89H194V88H193ZM221 89H224V91H223V90L221 91ZM230 89H231V90H230ZM244 89H245V88H244ZM251 89H252V88H250V90H251ZM19 90L21 91V94L23 93L22 95L19 93V92H20ZM30 90H32V92H30ZM61 90H62V89H61ZM61 90H60L59 92H63V91H61ZM65 90H66V91H65L66 94H67V93L69 94V92H71V91L67 92V91L69 90V85H68V89H65ZM73 90H72V91H73ZM75 90H74V91H75ZM97 90H98V89H97ZM122 90H121V91H122ZM126 90H125L124 92H126ZM139 90H138V92L141 93L142 91L140 92ZM146 90H145V91H146ZM149 90H150V89H149ZM149 90H147V93H148V94H149ZM158 90H159V89H158ZM161 90H162V89H161ZM163 90H164V89H163ZM167 90L164 91V92H167ZM169 90H170V89H169ZM237 90H238L237 92H239V89H237ZM257 90H258V89H257ZM13 91H14V92H13ZM87 91H85V92H87ZM94 91L96 92V90H94ZM100 91H101V89H100ZM116 91H117V90H116ZM150 91H151V90H150ZM152 91L154 92L155 90L153 89ZM171 91H172V90H171ZM244 91H245V90H244ZM258 91H259V90H258ZM6 92H7V90L4 91V93L8 96L9 94H8V92H7V93H6ZM28 92H30V93H28ZM59 92H58L57 94H59V95L61 96V98H63V97H64L63 94H61V93H59ZM65 92H64V94H65ZM75 92H77V91H75ZM82 92H84V90L81 91L80 93H82ZM91 92H92V91H91ZM104 92L107 93V92H109V91H107V92L104 91ZM119 92H120V91H119ZM119 92H118V93L116 92L115 94H116V95H117V94L119 95V96H118V99L120 100V103H119V100L117 99L116 95H114V94H113V98H111V97L109 96L111 99H109V97H108L109 100H108V99H106V100H108L109 102H110V100L113 101V99L118 100V101H117L118 104H116V101H113L112 104H111V102H110V104L112 105V107H114V108H113L114 110H116V109L118 108V109L116 110V111H118V113L120 112V110H122L123 105H124V107H125V106L127 107V105H129L127 108H125V110L128 112L129 110H127V109H128L129 107L132 108L133 111L129 108V109H130V114H132V113L134 112L132 115L129 114L130 116H128V113L124 114V113H125V112H124L125 110H124V108H123V110H122L121 112H124V113H122V114H123L126 118H124V116H120L121 114H118V113L115 112L116 114H114V116H115V115H116V116L119 115L118 117L115 116L116 118H118V119H116V118L112 115V113H113L114 110L112 109V107H109L110 105L108 104V103H109V102H108L107 104H105L106 108L104 109V110L107 109V111H109V112L107 113V115L104 116V119H107V120H103V121L100 120V121H101V122H100V121H99V119H100L99 117H101V119H103L102 114H99V117H98L97 115H98V113H100V112H95V111H94L95 113L92 112V111H91L92 108H91L90 105L88 104L89 107L91 108L89 111H91V113L95 114V116L97 117V118H95V116H93L94 118L92 117V119H93V120H95V119L97 120V119H98V120H97V123L94 122V121H92V123L89 124L91 121H90V122L88 121L89 123L87 124V121H86L87 119L83 116V115L86 116V114H83V113H84L83 111H82L83 113H81V115L83 114L82 116H83V118L85 119V122H83L84 120L81 121V120L83 119V118H81V115L78 116V114H80V111H79V113L77 114V116H78L77 118H78V119L80 118L81 120H79V123H78V121H77V123L79 124V126H81L80 128H78V127H79L78 124L75 125L76 123H74V121H75L76 119H75L74 121H71V120H70V122H69L68 119H70V118H74L75 115H74V116L72 115V117H70V118L67 116V118H66V115H67V113H68V111L65 109L66 105H63V107H64V108H63V107H62V104H64V103H63L62 101H61L62 103L58 102V101H59V100H57V99H59V98H58V95H56L57 97H56V99H54V98H55V95L52 94L53 96L51 95V97H53V99H54L55 101L57 100V103H56V104H57V108H56V109H58V108L61 106V108H59L61 111H62L63 109H64V111L66 110L65 112H67V113H64V114H66V115H65V116L63 115V117H65V119L68 121V122L66 121V122L63 123V120H64V119H63L62 122L60 121V122L62 123V124H60L61 126H60V125H57V124H58L57 121H59V120L61 119V118H60L61 116L58 117V116L56 115V114L59 112V110H58L57 113H56V110H55V114L50 113V114H52L53 116L56 115V116L59 118V119H58V118H55L56 120L58 119L57 121L55 120V121H56L55 124L57 123L56 125L59 126V128H57L58 130L61 128L62 133H60L59 139H57L56 136L58 135V134H57V133H58V130H57V133L55 134V130H56L55 128H56L57 126H55V124H53V126H55V128H54V127H52V126L49 124V125H48V128H49V127H50V128L52 127L53 129H55V130L52 131V133L54 132V134L56 135L55 137H56L57 140L55 139L56 142H52L51 140H53L54 138L51 139V138H52V137H51V138H49V139H48V138H46V139L44 138L43 141H44V140H47V139H48V140L51 139L50 142L55 143L54 145H53L52 143H49L48 140H47V141H48L47 143H46L45 141H44V142H43V141H41V142H40V141H37V140H41V139H42V138L39 139V136H38V135H37L38 137L34 135L35 138H34L33 136H31V135H33V133H35L36 130H39V129H38L39 127H38L36 130H35L36 127H34V128L32 127V125L37 126L38 124H34L35 121L30 120V119H31L30 117H32V116H33L34 114H36V113L33 114L32 112H30V114L32 113L33 115L30 116L29 118H27L29 115L26 117V118H27L26 121L29 123V125L27 124V126H28V127H27L26 124L24 123V121H21V120H22V119H21L22 117L20 116V114L22 115V114H23V111H22L21 113L18 111V110H20L21 108H22V110H23V107L18 108V106H19L20 104H14V103H11V102H10L11 104L15 105V106H12V107H14V108H15L16 105H17V108H15V109H16V110L18 109L17 111L20 113V114H19L18 112H16V110H15L14 108H12L11 106H9V102H8V100H9L8 98H9V97L7 98V97L5 96V97L7 98V102H8V104L5 105V108H6V107H9V108L11 107V108H12V109L10 108L11 111H12V112H11L12 114H11V113H10L11 115L8 114V115H10V118H9V116H7V117H8L7 119H9V121H7V122L11 123V125H14V124H15V120H17V117H18V116H19V118L21 117L20 119H18V122L21 121L22 123L25 124V126H23V124L20 122L21 124L18 123L20 126H19L18 124H15V125L13 126V128H11V129H14V131L17 129V132H18V130H19L18 128H20V127L23 126V128H20V130H21V129H22V130H21V131L19 130L20 133L23 131V134H24V132H25L26 130H28V129H26V128H30V127H29L30 124L33 123V124L31 125V128L34 129V130L29 129V130H32V131H33L32 134H31L30 131L27 132V134L30 133V134H28V135L31 136V137H28L27 134H24V135H27V136H23V138H24V137H26V138L28 137V139H29V138L31 139L32 137H33V138H32L30 141L26 140V138H24V139L22 138L23 140H26L27 143H25L24 141H22V142H23L24 144L29 145V147H27V148L24 147V148H26L27 150L24 149L23 146H26V145H23L22 142H21V143H20V145H21L20 147H22V148H20V149H21V150L23 149L22 152L24 151V153H25L26 151L28 152V150L30 149V146L33 147V145H35L34 143H36L35 148L38 147L37 150H39L40 152L38 153L37 150H35L34 147L31 148V149L29 150V152H32V149H34L32 153H35V152H36L35 154L38 153L39 155H40V153L43 151V149L46 148L45 145H46V146H48V145L50 146V145L52 144L53 146H55L56 143H58V142H59V144H60L59 147H61L62 150H61L60 148H58V149L61 150V151L58 152L59 150L57 151V149H56V151H57L56 153H57V154H58V153H61V155H62V153H64V151H63L64 149H65V150L68 149L67 152L69 151V148H68L67 146H66L67 148L64 147V149H63V146L68 145L67 143H69L70 141H71V147H70V149H71V148H73L72 146L74 145V144H72V142L75 143L76 141H79V140H82V141L84 142V140H87V139L89 140V136L92 137V135H93L94 132L98 133V131H97L98 129H99V131H100L101 128H102V129H103V128H107L108 125H109V129L111 128L113 131H115V130H114V127H115L114 125H117V124H118V123H116V122H118V121L121 119V117H122V119H121V121H120L121 124L119 123L120 125H122V124L125 123L129 128H131V130H132V128L135 127L134 129H135L136 131H137V130H140V132H142V134H143V132L145 133L146 130H145V131H142L143 128H142V130H141V128H140V129H137V128H138V127H141L142 124L144 125V124L148 121V119H149V118H148L147 120H145L146 122H144V123H143V121H142V123H141V121H140V120L142 119L141 116L144 115V114H146L144 110H145V107H146V109H147V106H148V105L145 106L144 104H145L146 102L143 101V100H141V101H142V102H145V103H144L143 105H141L142 102L139 101L141 98H139V100H138V98H137L138 103H136V100H135V101H134V100H131L132 98L130 99V97H132V96H128V94H127L128 91H127V93H121V92H120L121 94H119ZM122 92H123V91H122ZM130 92H131V94H132V93L134 92V90L131 91V89H130ZM164 92H163V94H165ZM216 92H218V91H216ZM216 92L214 93L215 95L218 94V93H216ZM232 92H231V93H232ZM240 92H241V91H240ZM245 92H246V91H245ZM245 92L243 93L242 96H244V94H246ZM248 92H250V91H248ZM252 92H253V91H252ZM43 93H45V92H43ZM43 93H41L40 95H43V96H44ZM46 93H45V94H46ZM71 93H72V92H71ZM134 93H136V91H135ZM134 93H133V98L135 99V98H136L135 96L137 95V93H136V94H134ZM142 93H143V92H142ZM145 93H146V92H145ZM145 93H144V95H145ZM147 93H146V94H147ZM155 93H156V92H155ZM155 93H152V92H151L150 94H152V96H153V95H155ZM157 93H158V91H157ZM160 93L162 94V91H161ZM160 93H158V94H160ZM167 93H168V95H169V92H167ZM199 93H200V92H199ZM256 93H257V92H256ZM259 93H260V92H259ZM26 94H29V95H31V96H30L29 98H27L28 96H27ZM72 94H73V93H72ZM72 94H71V95H72ZM84 94H86V93H83V95H84ZM92 94H94V98H98V97H95V93L92 92ZM97 94H101V93H100V92H99V93L97 92ZM97 94H96V96H97ZM111 94H112V92H111ZM126 94H127L128 97L126 96ZM158 94H156V95H158ZM161 94H160V95H161ZM174 94H175V93H174ZM197 94H198V93H197ZM200 94H201V93H200ZM236 94H237V93H236ZM249 94H250V93H249ZM249 94H248V95H249ZM253 94H254V92H253ZM253 94H252V96L255 95V94H254V95H253ZM77 95H79V94H77ZM87 95H90V93L88 92ZM87 95H86V97H88ZM101 95H102V94H101ZM101 95H100V96H101ZM129 95H130V93H129ZM134 95H135V96H134ZM139 95H140V97H142V96H141L142 94H139ZM144 95H143L144 98L147 97V98H145V99L142 98V99H144V100L148 99V97L153 98L152 96H149V95L144 96ZM156 95H155V96H156ZM166 95H167V94H166ZM226 95H227V94H226ZM238 95H241V94H238ZM248 95H247V96H248ZM16 96H17V95H15V98L13 97V98H14V101H13V102L17 101V97H16ZM26 96H27V97H26ZM36 96H34L35 99H34V97H33V99L36 100V101H38L37 98H36ZM43 96H41V97L43 98ZM46 96H47V95H46ZM46 96H45V97H46ZM60 96H59V97H60ZM62 96H63V97H62ZM67 96H70V95H67ZM73 96H74V95H73ZM84 96H85V95H84ZM102 96H104V94H103ZM114 96H115L116 98H114ZM137 96H138V95H137ZM169 96H170V95H169ZM197 96H196V97H197ZM209 96H213V97H210V98H209ZM229 96H230V95H229ZM247 96L244 97V100H245V101H247V99L252 100L251 98H254V97L247 98ZM255 96H256V95H255ZM261 96H262V95H261ZM41 97H40V98L38 97L39 100L42 99ZM47 97H48V96H47ZM47 97H46V98H47ZM86 97H85V98H86ZM90 97H91V96H90ZM106 97H107V96H106ZM167 97H168V96H167ZM220 97H221V96H220ZM248 97H249V96H248ZM263 97H264V95H263ZM10 98L13 100L12 97H10ZM46 98H45V99H46ZM66 98H67V97H66ZM74 98H75V97H74ZM81 98H83V97H81ZM102 98H103V97H102ZM170 98H169V99H170ZM222 98H223V97H222ZM228 98H229V97H228ZM240 98L242 99L243 97L240 96ZM245 98H246V99H245ZM256 98H257V97H256ZM261 98H262V97H261ZM2 99H3V98H2ZM43 99H44V98H43ZM64 99H65V98H64ZM64 99H63V100H64ZM76 99H78V98H75V99H73V100L75 101ZM104 99H105V98H103V100H104ZM169 99H168V100H169ZM208 99H209V101H208ZM226 99H227V98H226ZM232 99H233V98H232ZM234 99H235V97H234ZM3 100H6V99H3ZM21 100H20L19 102H21ZM34 100H31V101H34ZM60 100H62V99H60ZM87 100H88V99H87ZM157 100H158V99H157ZM165 100H166V98H165ZM168 100H166L167 103H166V102H161V103H162V104H163V103H164V104H165V103L168 104V103H169ZM172 100H169V101L171 102ZM184 100H185V99H184ZM218 100H222V99L219 98ZM218 100H217V101H218ZM239 100H240V99H239ZM262 100H263V99H262ZM41 101H42V100H41ZM46 101H47V99H46ZM74 101H73V103L75 104ZM76 101H77V100H76ZM80 101H81V100H78L77 102L80 103ZM92 101H93V99H92ZM92 101H90V102H92ZM95 101H96V99H95ZM97 101H98V100H97ZM100 101H101V99H99V104H100ZM154 101L156 102V100H154ZM158 101L160 102V99H159ZM158 101H157V102H158ZM185 101H186V100H185ZM187 101L189 102L190 100L188 99ZM215 101H216V100H215ZM229 101H230V100H229ZM229 101H228V102H229ZM235 101H236V100H235ZM248 101H249V100H248ZM255 101H256V99H255ZM259 101H260V100H259ZM259 101H258V102H259ZM0 102L3 103V101H2L1 99H0ZM17 102H18V101H17ZM17 102H16V103H17ZM22 102H21V103H22ZM48 102H49V101H48ZM48 102H47V103H48ZM64 102H65V100H64ZM81 102H84V100H82ZM85 102H86V100H85ZM88 102H89V101H88ZM88 102H86V103H88ZM102 102H103V101H102ZM114 102H115V103H114ZM139 102H141V103H139ZM159 102H158V103H159ZM176 102H177V101L175 100V102H172V103H176ZM180 102H181V103H180ZM230 102H231V101H230ZM237 102H239V101H237ZM249 102H250V101H249ZM25 103H26V102H25ZM37 103H38V102H37ZM42 103H43V101H42ZM54 103H55V102H54ZM58 103H59V104H58ZM150 103H151V101H150ZM150 103H149V104H150ZM153 103H154V102H153ZM179 103H180V104H179ZM183 103H186V104L188 105L190 102H189V103H187V102H183ZM183 103H182V104H183ZM197 103L194 102V104H195L194 106L191 105V103H190V105H188V106H190V109L187 107V105L184 104V106H186V109L188 110V112L185 113V114H189L190 111L195 110V109L197 108V107H195V106H198ZM212 103H213V102H212ZM215 103H216V104H215ZM226 103H227V101H226ZM241 103H242V102H241ZM261 103H262V102H261ZM261 103H258V104L261 105ZM0 104H1V103H0ZM3 104H4V103H3ZM5 104H6V101H5ZM34 104H35V102H34ZM40 104H41V102H40ZM43 104H44V103H43ZM43 104H42V106H43ZM48 104H49V103H48ZM51 104H52V103H51V101H50V106H51ZM60 104H61V105H60ZM65 104H66V103H65ZM77 104H78V103H77ZM77 104H76V105H77ZM83 104H84V103H82L81 105L83 106ZM90 104H91V103H90ZM93 104H94V102H93ZM95 104H96V103H95ZM95 104H94V105H95ZM99 104H98V103L96 104V106L99 107L98 109L101 110V108H104V105H103L102 103H101V104H102L101 106H99ZM113 104H114V106H113ZM147 104H148V103H147ZM192 104H193V103H192ZM196 104H197V105H196ZM206 104H207V106H206ZM232 104H233V100H232ZM232 104H231V105H232ZM236 104H237V103H236ZM249 104H251V103H249ZM255 104H256V103H255ZM38 105H39V104H38ZM58 105H60V106H58ZM81 105H80V106H81ZM86 105H87V104H86ZM107 105H109V106H108L109 110H108V108H107ZM116 105H117L118 107H117ZM139 105H140V106H139ZM154 105H155V103L153 104V106H152L151 108L154 107V108H155V109L153 108L154 111H157L158 114H159V112H161V113L159 114V117H158L157 115H155V114H157V113H154L153 110H152V113H154V116H157V120H156L157 122H159V119H158V118H160V122H159V123H160V126L162 125L161 127H165V128H164V129L166 130V131L164 130L165 133H166V132H169V130H170L169 127L167 128V129H169V130L166 129L167 126H170V125L175 126V124L178 125V123L180 124L181 119L185 116V114H184V116L181 118V114L183 113V110L185 109L182 105H180V106L178 107L179 109H176L175 107H176L177 105L175 106V104H173V105H174V108H175L176 110H175L174 108H173L174 110H173V109L171 110V108H169L170 105H169V107H167L166 105H164V106H162V107L159 106V107L161 108L159 111L156 110V108H158V107H157V106H154ZM156 105H157V104H156ZM173 105H172V106H173ZM225 105L227 106V107H225V108L228 109V105H229V104H228V105L225 104ZM242 105H243V104H242ZM244 105H245V104H244ZM244 105H243V106H244ZM246 105L248 106V103H247ZM256 105H257V104H256ZM263 105H264V104H263ZM20 106H21V105H20ZM22 106H23V105H22ZM24 106L27 107V104L24 105ZM28 106H29V105H28ZM36 106H37V104H36ZM53 106L55 107V105H53ZM82 106H81V107L77 106V107H78V109L80 110V109L82 108ZM102 106H103V107H102ZM115 106H116V109H115ZM119 106H122V108H120ZM143 106H144V108H143ZM172 106H171V107H172ZM191 106H193L195 109L191 108ZM240 106H241V104H240ZM250 106H251V105H250ZM250 106H248V107H250ZM261 106H262V105H261ZM31 107H32V106H31ZM31 107H29V108H31ZM45 107H46V105H45ZM72 107H73V106H72ZM75 107H76V106H75ZM84 107H85V104H84ZM92 107H93V105H92ZM141 107H142V108H141ZM202 107H201V109H202ZM229 107H230V106H229ZM232 107H233V106H232ZM252 107H253V106H252ZM1 108H2V106L0 107V109H1ZM3 108H4V105H3ZM9 108H7L8 112H10V111H9ZM38 108H39V107H38ZM51 108H52V107H51ZM95 108H96V107H95ZM110 108H111L112 110H111ZM225 108H224V109H225ZM239 108H240V107H239ZM245 108H246V107H245ZM245 108H244V110H245ZM260 108H261V107H260ZM260 108H259V109H260ZM13 109H14V112H15L16 114L13 112ZM26 109H27V108H26ZM33 109H34V108L32 107V110H33ZM48 109H49V108H48ZM52 109H54V108H52ZM72 109H75V108H72ZM93 109H94V108H93ZM98 109L96 108L97 111H98ZM143 109H144V110H143ZM158 109H159V108H158ZM203 109H202V111H203ZM224 109H223V111H224ZM256 109H257V108H256ZM259 109H258V110H259ZM5 110H6V109H5ZM7 110H6V113H7ZM24 110H25V108H24ZM28 110H29V109H28ZM30 110H31V109H30ZM36 110H38V109H36ZM44 110H45V109H44ZM76 110H77V109H76ZM81 110H82V109H81ZM83 110H84V108H83ZM85 110H86V108H85ZM85 110H84V111H85ZM100 110H99V111H100ZM104 110H102L104 113L101 111V113H103V115L107 112V111L105 112ZM110 110L112 111V113L110 112ZM148 110H151L149 106H148ZM198 110H199V111H198ZM198 110H197V111L200 112V107L198 108ZM204 110H205V109H204ZM218 110H220L221 112H219ZM45 111H46V110H45ZM45 111H44V112H45ZM48 111H52V112H53L54 110H48ZM48 111H47V112H48ZM64 111H62L61 113H63ZM131 111H132V112H131ZM184 111H185V110H184ZM208 111H205L206 113H201V112H200V114H207ZM227 111H228V110H226V112H227ZM240 111H241V110H240ZM242 111H243V110H242ZM254 111H255V110H254ZM2 112H3V113L5 112L4 109H2L1 113H2ZM39 112H41V111L39 110ZM70 112H71V110H70ZM75 112H76V111H75ZM75 112L73 111V113H71V114H74ZM149 112H150V111H149ZM194 112H195V111H194ZM198 112H197V113H198ZM210 112H209V113H210ZM217 112L215 111V116L218 115V114L216 115ZM235 112H236V110H235ZM244 112H246V111H244ZM6 113H4L5 116H6ZM13 113H14V114H13ZM17 113H18V115H17ZM25 113L27 114V110H26ZM28 113H29V112H28ZM42 113H43V112H42ZM45 113H46V112H45ZM53 113H54V112H53ZM87 113H88V111H87ZM96 113H97V114H96ZM110 113H111L112 117L115 118V120L112 119V118H111L112 120L108 119V118L111 117ZM197 113H195V116H196ZM223 113H225V112H223ZM227 113H228V112H227ZM236 113H237V112H236ZM242 113H243V112H242ZM246 113H247V112H246ZM260 113H261V112H260ZM262 113H263V111H262ZM262 113H261L260 115H263ZM47 114H48V113H47ZM47 114L45 115V117L47 116ZM58 114H59V113H58ZM69 114H70V113H68V115H69ZM93 114H92V115H93ZM108 114H109V115H108ZM137 114H141V116L138 115V116L141 118V119H139V122H138V120L134 119V117H136ZM147 114H148V116H149V113H148V112H147ZM147 114H146V115H147ZM190 114H191V113H190ZM211 114H209V115H211ZM240 114H241V113H240ZM249 114H250V112H249ZM12 115H15V116H13L14 119L11 117ZM24 115H25V114H24ZM24 115H22V116H24ZM59 115H60V114H59ZM61 115H62V114H61ZM89 115H90V114H89ZM89 115L87 114L88 118H89ZM92 115H91V116H92ZM126 115H127V116H126ZM135 115H136V116H135ZM191 115H192V114H191ZM222 115H223V114H222ZM227 115H229V114H227ZM232 115H233V114H232ZM242 115H244V114H242ZM245 115H246V114H245ZM252 115H254V114H252ZM5 116H4L3 118H6ZM69 116H70V115H69ZM106 116H108V118H107ZM109 116H110V117H109ZM152 116H153V115L151 114V117H152ZM160 116H162V118H161ZM186 116H187V115H186ZM188 116H189V115H188ZM188 116L186 117V119L188 118ZM195 116H194V119H195ZM197 116H199L200 118L202 117L203 121H204L203 116L206 117V115H202V116H201V115H199V113H198ZM212 116H213V115H212ZM224 116H225V114H224ZM239 116H240V115H239ZM239 116H236V117L239 118ZM247 116H248V115H247ZM254 116H256V115H254ZM35 117H36V116H34V119H35ZM43 117H44V116H43ZM47 117H49V116H47ZM75 117H76V116H75ZM105 117H106V118H105ZM119 117H120V118H119ZM139 117H138V118H139ZM149 117H150V116H149ZM210 117H211V116H210ZM236 117H235V118H236ZM256 117H257V116H256ZM260 117H261V116H260ZM260 117H259V118H260ZM262 117H263V116H262ZM0 118H2V117L0 116ZM24 118H25V117H24ZM49 118H50V117H49ZM51 118L54 119L53 117H51ZM128 118H129V119H128ZM136 118H137V117H136ZM144 118H145V117H144ZM144 118H143V119H144ZM146 118H147V117H146ZM146 118H145V119H146ZM153 118H154V120H155V117H153ZM191 118H192V116H191ZM229 118H230V117H229ZM231 118H232V117H231ZM242 118H243V117H242ZM248 118H250V117H248ZM253 118H254V117H253ZM253 118H252V119H253ZM259 118H258V119H259ZM263 118H264V117H263ZM7 119H4V120H3V123L1 122V125H3V124H4V121L7 120ZM10 119H13L14 121H12V120H10ZM92 119L90 118V120H92ZM124 119H125V120L127 119V120L125 121ZM143 119H142V120H143ZM186 119H185V117H184V119H183L182 122H185L184 120H186ZM192 119H193V118H192ZM194 119H193V120H194ZM206 119H207V118H206ZM206 119H205V120H206ZM220 119H222V118H220ZM232 119H233V121H235L234 118H232ZM246 119H247V118H246ZM246 119H245V120H246ZM254 119H255V118H254ZM0 120H2V119H0ZM28 120H29V121H28ZM96 120H95V121H96ZM113 120H114V121H113ZM116 120H117V121H116ZM133 120L137 121V123H139V124L141 123V125L136 124V122L134 123ZM189 120H190V119L186 120V124H187V125H188V123H189ZM193 120H191V121H193ZM214 120H215V119H214ZM214 120H213V122H214ZM224 120H225V119H223V122H224ZM226 120H227V119H226ZM256 120H257V119H256ZM259 120H260V119H259ZM263 120H264V119H263ZM263 120H261V121L263 122ZM30 121H32V122H30ZM64 121H65V120H64ZM80 121L83 122L82 125L80 124ZM115 121H116V122H115ZM122 121H123V122L125 121V122L122 123ZM151 121L157 123L156 121H153L152 119H151ZM187 121H188V123H187ZM194 121H195V122H198V121L200 122V121H202V120H199V118H198V120L196 119V120H194ZM194 121L192 122V124H193V123L195 124ZM211 121H212V120H211ZM233 121H232V122H233ZM236 121H238V120H236ZM239 121H240V118H239ZM248 121H250V120H248ZM253 121H254V120H253ZM261 121H258V122H261ZM12 122H13V123H12ZM39 122H40V121H39ZM53 122H54V121H53ZM53 122H52V123H53ZM60 122H59V123H60ZM72 122H73V123H72ZM98 122H99V123H98ZM114 122H115V124H114ZM132 122H133L134 125L136 124V125H138V126H134V127H133V126H132V125H133ZM182 122H181V124H183ZM216 122H217V121H216ZM241 122H242V121H241ZM241 122H239L240 125H242ZM16 123H17V122H16ZM35 123H36V122H35ZM37 123H38V120H37ZM65 123H66V124H65ZM68 123H69V124H68ZM130 123H131V126H130ZM149 123H151L150 120H149ZM149 123H148V124L146 123L144 129L147 128L146 126L148 125V128H149V130H150V127H151L152 125L149 126ZM203 123H204V122H203ZM208 123L211 124L210 122H208ZM230 123H231V122H227V124H230ZM233 123H234V122H233ZM237 123H238V122H237ZM239 123H238V124H239ZM254 123H255V121H254ZM5 124H7L6 121H5ZM70 124H72L74 127L78 126V127L76 128V131H75V128H74V127H73V128L71 127V129H73V131L70 129V131H71L72 133L69 131L68 128H70V127H67V125L70 126ZM83 124H86V125H83ZM111 124L114 126V127L112 126L113 128L110 127ZM125 124H124V129L122 128L123 125H122V127H120V125H119L118 128L116 127L117 132L119 131L118 134H116V132H111V133L116 134L115 137H114V135H113V137H114L115 139L117 138V139L119 140L118 136H120L119 134L122 132V131H120V130L123 129V130H124L123 132H124L125 134H127V135H128V133H129V131H131V130H129L128 128H126L127 126L125 127ZM184 124H185V123H184ZM186 124H185V125H186ZM194 124H193V125H194ZM196 124H197V123H196ZM196 124H195V125H196ZM200 124H202V122H201ZM200 124H199V126H200ZM212 124H213V123H212ZM212 124H211V125H212ZM216 124H217V123H216ZM216 124H215V125H216ZM227 124H226V125H227ZM235 124H236V123H234V124H233L234 126H233V125H232V126L235 127ZM248 124H249V123H248ZM250 124H251V123H250ZM65 125H66V126H65ZM72 125H71V126H72ZM157 125H158V124H157ZM187 125H186V126H187ZM190 125H191V122H190V124L188 125V127H190ZM215 125H213V126L215 127ZM230 125H231V124H230ZM255 125H256V123H255ZM257 125H258V124H257ZM257 125H256V126H257ZM3 126L5 127L6 125H3ZM8 126H10V124H8L7 127H8ZM40 126H41V124H40ZM43 126H44V125H43ZM117 126H118V125H117ZM153 126H154V124H153ZM153 126H152V127H153ZM155 126H156V125H155ZM158 126H159V125H158ZM173 126H172V129H175ZM186 126L179 125L180 128H181V127H186ZM197 126H198V124H197ZM197 126H196V127H197ZM204 126H205V125H204ZM204 126H203V124H202V127L205 129V132H206V130H209L208 128H205ZM232 126H230V128H231ZM247 126H248V125H247ZM258 126H259V125H258ZM261 126H262V125H261V123H260V127H261ZM263 126H264V125H263ZM10 127H11V126H10ZM17 127H18V128H17ZM24 127H25V128H24ZM63 127H65V128H63ZM66 127H67V130H66ZM136 127H137V128H136ZM152 127H151V129H152ZM156 127H157V126H156ZM176 127H178V126H176ZM191 127H192V126H191ZM191 127H190V128H191ZM202 127H200V128L197 127V128H198L197 130L201 129ZM207 127H208V126H207ZM227 127H228V126H227ZM227 127H226V128H227ZM233 127H232V128H233ZM245 127H246V126H245ZM0 128H1V126H0ZM5 128H6V127H5ZM5 128H4V130H3V128H2L3 132H5L6 130H8L9 127L6 128V130H5ZM15 128H16V129H15ZM43 128H44V127H43ZM48 128H47V129H48ZM50 128H49V129H50ZM62 128L64 129V131H63ZM154 128H155V127H154ZM194 128H195V126H194ZM226 128H225V129H226ZM228 128H229V127H228ZM232 128H231V129H232ZM235 128H236V127H235ZM235 128H233V129H235ZM237 128H238V127H237ZM237 128H236V130L239 129V128H238V129H237ZM242 128H244V127L241 126L240 130H241ZM246 128H247V127H246ZM249 128H250V127H249ZM249 128H248V131H249ZM257 128H258V127H257ZM262 128H264V127H261V129H262ZM23 129H24V130L26 129V130L24 131ZM49 129H48V130H49ZM77 129H78V130H77ZM118 129H119V130H118ZM125 129H128L129 131H127V130H125ZM134 129H133V130H134ZM159 129H160V128H159ZM176 129H178V128H176ZM186 129H188V130H186V131H189V128L186 127ZM191 129H192V128H191ZM191 129H190V132H191ZM211 129H212V128H211ZM211 129H210V130H211ZM233 129H232L231 131H228V133L230 132L229 134L227 133L228 136H229L230 134L232 135L231 132L233 131ZM244 129H245V128H244ZM253 129H254V128H253ZM261 129H259V130H261ZM45 130H46V128H45ZM51 130H52V129H51ZM94 130H96V131H94ZM112 130H110V131H112ZM149 130L147 129V131H149ZM155 130H156V129H155ZM160 130H161V129H160ZM179 130H180V129H179ZM181 130H182V129H181ZM195 130H196V129H195ZM210 130H209V132H210ZM213 130L215 131V128H214ZM213 130H212V131H213ZM236 130H235V131H236ZM246 130H247V129H246ZM246 130H245V131H246ZM251 130H252V129H251ZM263 130H264V129H263ZM11 131H13V130H11ZM41 131H42V130H41ZM65 131H69V132H66V133H65ZM74 131H75V132H74ZM77 131H78V132H77ZM104 131H105V132H104L105 135H103V131L101 130L102 135L104 136V138H103V136L100 134V135L102 136V138H103L102 140L104 141L105 139H107V142H109V144H110V143L113 142L115 139L113 140V139L108 138V137L113 138V137H112V134H111L110 132L108 133L109 130H107V131L104 130ZM125 131H127L128 133H126ZM136 131H135V134H134V131H131V132H133L132 134L136 135ZM150 131H151V130H150ZM200 131H201L200 136L203 135V134H205L204 136L207 137V135H206L207 133H205L204 131H203V132H204V133H203L202 130L196 131L197 133H196L195 131L192 130V132L195 133V134L192 133V134H194L195 137H194L193 135H191V134H189V135H191V137H192L191 139H192L193 142L196 140V137H198V135H199L198 133H199ZM212 131H211V132H212ZM235 131H234V132H235ZM256 131H257V130H256ZM15 132H16V131H15ZM39 132H40V131H39ZM39 132H38V134H40ZM43 132H44V131H43ZM49 132H50V130H49ZM63 132H64V133H63ZM76 132H77V133H76ZM92 132H93V133H92ZM101 132H99V133H101ZM106 132H107V133H106ZM140 132H137V133L141 136ZM153 132H154V131H153ZM153 132H152V133H153ZM174 132H175V131H174ZM174 132H173V133H174ZM190 132H189V133H190ZM207 132H208V131H207ZM211 132H210V133H211ZM215 132H216V133H215V136L217 137L216 134H217L218 131L216 130ZM221 132H222V129H221ZM226 132H227V131H226ZM234 132H233V133H234ZM238 132H239V131H238ZM242 132H243V131H241L240 134H239V133H238V134H235V133H236V132H235V133H234V137H235L236 135H237V136H238V135H241ZM261 132H262V130H261ZM263 132H264V131H263ZM7 133H8V132H7ZM25 133H26V132H25ZM91 133H92V135H91ZM96 133H95L94 135H96ZM152 133H151V135H152ZM155 133H156V132H155ZM155 133H154V134H155ZM158 133H159V132H158ZM158 133H156V137H157ZM161 133H163V130H162ZM169 133H170V132H169ZM173 133L171 132L170 134L172 135ZM175 133H177V132H175ZM178 133H179V136H180V139H181V140H180L179 138H177V137H178V134H177V137H176V138H177L178 141H177V143H176V146L179 145L178 143H180V145L182 144L181 142H182L183 138L185 139V140L183 141V142H184V143H183L184 145H185L186 142H187V143H188V142H189V143L191 142V139H189L190 136L187 135L188 132H186L187 134H185V136L182 135V131H180V132L178 131ZM184 133H185V130H184ZM184 133H183V134H184ZM213 133H214V132H212V134H213ZM218 133H219V135H218V138H219V136H222L223 133L221 134V133H220V130H219ZM246 133H247V132H246ZM255 133H256V132H255ZM259 133H260V132H259ZM11 134L13 135V134H15V133H14V132H13V133L11 132ZM42 134H44V133H42ZM45 134H46V133H45ZM61 134H64V135H65V134H66V135L68 134V136H66V135H65V136H62ZM107 134L109 135L108 137H107ZM110 134H111V136H110ZM122 134H123V133H121V135H122ZM125 134H124L123 136H124V139L127 140L128 137H129V135L126 136ZM129 134H130V133H129ZM138 134H137L135 137L138 138V136H139ZM146 134H147V133H146ZM163 134H164V133H163ZM180 134H181L183 137H182ZM196 134H198V135H196ZM225 134H226V133H225ZM243 134H245V132H244ZM248 134H252V132H251V133H248ZM260 134H262V133H260ZM40 135H41V134H40ZM46 135H47L46 137H48L49 134L47 133ZM51 135H52V134H51ZM94 135H93V137H94ZM117 135H118V136H117ZM143 135H144V134H143ZM165 135H166V134H165ZM168 135H169V134H168ZM168 135H166V136H168ZM174 135H175V134H174ZM186 135H187L188 137H187ZM208 135H209V134H208ZM255 135H256V134H255ZM263 135H264V134H263ZM263 135H261V136L263 137ZM8 136H9V138H10L11 135L9 134ZM14 136H15V135H14ZM21 136H22V133H21ZM44 136H45V135H44ZM44 136H41V137H44ZM49 136H50V135H49ZM52 136H53V135H52ZM98 136H99V134H98ZM98 136L95 137V140H97V141H98V139L101 140V136H100L99 138H97ZM116 136H117V137H116ZM125 136H126V137H125ZM159 136H160V134H159ZM166 136H163V137L165 138ZM209 136L211 137V135H209ZM224 136H225V135H224ZM228 136H225V137H227V139H228ZM232 136H233V135H232ZM249 136H250V135H249ZM257 136H259V135L257 134ZM261 136L259 137V140H261V139H260V138H262ZM3 137H4V136H3ZM18 137L20 138V134H18L17 137L15 136V138H18ZM60 137H61V138H60ZM93 137H92V138H93ZM131 137H134V136H131ZM147 137H149V136H146V139H148ZM169 137H170V135H169L167 138H168L169 140L173 138V139H172V141H173L175 136L172 137V138H171V137L169 138ZM185 137H186V138H185ZM213 137H214V135H213ZM213 137H211V138H213ZM229 137H231V136H229ZM244 137L247 138L248 136L246 135V136H244ZM244 137L241 136V138H240V137H238V138L243 139ZM251 137H252V136H251ZM251 137H250V140H251ZM0 138H1V136H0ZM4 138H5V137H4ZM19 138H18V139H19ZM62 138H63V141H62L63 143H62L61 140H60V139H62ZM92 138H91V139H92ZM96 138H97V139H96ZM137 138H135V140H136ZM149 138H151L150 140H152V139H156V138H152V137H149ZM158 138L162 139L161 137H158ZM164 138H163V139H164ZM193 138H195V140H194ZM199 138H200V140L202 139V137H199ZM199 138H197V139L199 140ZM207 138H208V137H207ZM218 138H217V139H218ZM220 138H221V137H220ZM235 138H237V137H235ZM235 138H234V139H235ZM254 138H255V136H254ZM1 139H2V138H1ZM7 139H8V137H7ZM18 139H17V140H18ZM22 139H21V140H22ZM34 139H35V141H34ZM36 139H37V140H36ZM64 139L67 141L66 144H65ZM91 139H90V140H91ZM109 139H110V140H109ZM117 139H116V141H114L115 145H116V144H119V142H117V141H118ZM122 139H123V138H122ZM122 139H121V140H122ZM129 139L131 140L130 137H129ZM141 139H142L143 141L146 140V139H144L143 137H142ZM163 139H162V141H163ZM187 139H188V140H187ZM213 139H216V138H213ZM223 139H224V138H222V140H223ZM225 139H226V138H225ZM231 139H232V138H231ZM231 139H230V140H231ZM234 139H233V141H234ZM256 139H257V140H256ZM256 139H255V140L258 141V138H256ZM13 140H15L14 137H13V139H11L12 144H10V143H11L10 140H9L10 142H7V143L4 142L5 144H8V145H6V149H7V147H8L9 144H10V145H13V146H15V147L17 146V149L19 150V148H18L19 146H18L17 144H15V142H14V144H15V145H14V144H13ZM17 140H16V141H17ZM21 140L17 141V143H19ZM88 140L86 141V143L88 142ZM90 140H89V142H90ZM95 140H93V142H94ZM100 140H99L98 142L95 141L94 143H96V144H94V146H97V145H98L97 143H100ZM102 140H101V141H102ZM111 140H113V141H111ZM121 140H120V141H121ZM138 140H139V139H138ZM148 140H149V139H148ZM157 140H158V139H157ZM157 140H155V141H157ZM164 140H166V138H165ZM200 140H199V141L196 140V141H197V142H200ZM202 140H203V139H202ZM202 140H201V141H202ZM205 140H206V139H204V141H205ZM209 140H210V142H209L210 145L208 144V145L206 146V148H202V146H200L198 143H195V144H194V143L191 142L192 144H190V145H193V144H194L193 146H195V145L197 144L198 147H196V146H195V147H196V148L201 147V149H202L201 151H204L203 154H201L202 152H200V154H199V156L202 155L203 157L201 156V159H200V157L198 158V159H200L201 161H203V162H201V161L199 160V162H200L201 165H202V163H203L202 166H203L204 168H203L201 165L195 163V162H198V161H196V160H197V155H196L195 161L193 162L194 155L191 156V157H193V158L189 157V156H190V154H188L189 151H188V152H187V151L185 152V150H184V147H185V146L182 147L183 144L181 145V147H180V145L177 146V148L175 147V144H174V147H173V148H176V149H173V148H172L171 150H173V152H174V151L176 152L178 149H181V148H182V150H184V151H183V152H184V153H183L184 155L180 153L181 150H180V151L178 150V153H180V154H181L182 156H184V157H185V155H186V159L188 160L187 163H189V165H187V164L185 163L187 166H185L184 163H183V166H181V164H182V163H181V162H182V157H181V155H180V156H178V155H176V156H175V155H171V156H173L174 159L171 158V156H170L169 154H167V153L172 152L170 149H168V150L166 151L167 153H166V152L163 153L162 151L160 152L161 149H164L165 147L167 148L168 146L170 147V145H171L170 143H172V142H170V143H165V144H164V141H163V143H157V144H159V147H158V148H157V147L154 148L155 150L161 148V147H162V146L160 147L161 144H162V145H163V144H164V145L167 144V146H165L164 148L162 147L160 150H156L157 152H156L155 150H153V151H155V152H150V151H149V153H147V152H148V151H147L148 148L150 147V149H151V146H152V145L149 146V147L146 149L147 152H145V151L143 150L145 153H147L146 156H143V155H142V156H139V157H142V159H140V158H137L139 154H138V155H136V154H137L138 151L140 152V151L142 150V148L145 149V148L148 146L147 144H146V146H145V145L143 146V143H146V142L140 141V143L143 142V143H142V146H143V147H142L141 149H138L137 151H135L136 143H137V142L139 143V141L136 140L135 143L133 142L134 140L131 141V142H133V144L135 145V146H134V145L132 146V145H131L132 143H131L130 141L127 140V141H128V142H127V148H125V149H129V148L132 146V147H133V150H134L135 152H134V151H133V152L130 151V152L134 153V155H132L131 153H130V154L132 155V157H134V156L136 155V158H135V159H137V160L140 159V160L137 161V163H136V162H133V159H134V158L131 160L132 157L130 156L129 153H128L127 156H129L130 159H126V160H124V159H123V160H118V156H115V155H114V156L117 158V161L112 162V161L115 160V159L112 160V159L110 158L112 161L108 159V160H107L108 162H106V159L109 158V157H110V154L112 153V152H111V153H107V154H109L108 157L106 156L107 158H105L104 156H102V155H103L102 153H104L105 151L108 150V147H109V144H108V143H107L108 145L104 144V145H106V146H108V147H106V146H105L106 148H103V147H102V148L104 149V150H103V149H101V148L96 149L97 147H94V146H93L94 148H92V146H91L92 144H90V146H88V145H89V142H88V145H86L85 143H83L82 141H80V145H81V142H82V143L85 145V147H86V146L89 147V148L87 147V148H88L87 150L93 149V151H94V149H95V151H96V150H97V151H99V150H100V151L103 150L104 152H103V151H102V152H96V154H97V153H98V154L100 153V155L98 156V154H97V155H94L95 152H92V153H93V154H92V153H91V150H90L89 152H88L87 150H85V151H87V152L84 151V153L82 154V152L79 150L80 148H78V147L75 146L74 149L76 148V150H77V148H78L77 151H80V152H81V153H80V152H78V153H79V154H82V155H79V154L76 152V153L79 155V157H81L80 159H78V156L74 155V153L72 154L73 156H76L75 158H74V157H73V158L71 157V158L73 159V163H74V165H75V166H72V168H74V167L76 168L77 171L75 170L74 172H80V171H81V172H82V175H81V172L78 174L79 176H78L77 174H76V175H72V176H74V177H75V176H78L77 179H76V177H75L74 179H72L73 181L71 182V184H72L71 186H72L73 188L70 187V184H69L68 187H63V185H62V187H63L64 189H61V188H62L61 185H59L61 188H60L58 185H57V187H59V188H57V187H55L56 184H57V181H54V182L56 183V184H54V182H53L55 188L53 189V187H51L50 190H47V193L50 194V195H49V196H50L49 199L51 198V199H50V201H52L51 203H54V205L56 206V205H58V204H55V203H58V202L60 203V202H63V201H64L65 203L63 202L62 204H63V206H64V205L66 206V207L63 208V209H61L62 206L59 208L60 210H62V212H61V211L59 212V209H57V208H56V212H53V211L55 210L54 207H53L54 210L47 209L49 205L46 204L45 201H48V199L45 200V201H43V202H44L43 204L47 205V207H44L45 209H47L46 212H49L48 210H50V213H51V211L53 212L52 214L48 213V216H49L48 219H51L52 222H53V221H54V222H55V221H57V222L60 221V222H58L59 225L57 224V222H56L57 225H56L55 223H53V224L56 225V226H54L55 228L59 226V227L57 228L56 231H55V228H53V227L50 228V227H49V228L51 229L50 232L53 231V229H54V234H51V233H50L51 235H53L51 238L56 237L57 240L62 238L61 241L63 240V243L61 242V244H62L64 247L62 246V247H61V250H64V249H65V250H68V251H72V249H71L72 247H73V248L76 247V249L78 248V249L80 250V249H82V247H83L85 244H90V246H93L92 249H94V248L96 249V248H99V247H102V246H103V247L107 246V249H106V247H105V249H106V252H107L106 254H108V255H107V259H108V261H105V260H107V259H106V256H105V257H104V258H105V259H104V263H105V264H131L132 262H133V264H134V263H137V264H145V263H147V261H148L149 259H151L150 256H153V257L157 260V257H159V256H157V254L160 255V254L162 253V252H160V250L162 251V249H159V250L157 249V248H159L158 246H160V245H157V244L160 243V242L157 243V241H158V240L161 241V240L165 237L164 235L161 237L162 234H161L160 232H161L163 229L158 231V230L156 229V226H155V228H154V227H149L150 230L147 229V233H148V231H150V233H152L153 230H154V232H155V233L153 232V235L151 234V235H152V237H151V235H148V234H142L143 232H141V231H139V230L137 229V228L140 227V225H139V227H137V228H136L137 225L135 226V228L138 230V232H141L140 234H142L143 237H144V235H145V236L147 235V236H146L147 238H146V237H145V239H144V238H143V239L141 238L142 241H143V240L146 241V239H147V241H148V240H149V239H148L149 237L154 239V238L156 237V236H154V235H159V234H161V235L158 236V237H161L160 239H157V238H156L157 241L154 240L157 244H156V243L153 244L154 241H152V239H151V242H153L152 245L154 246L153 248H151L152 246H151V244H150V243H151L150 241H148L147 243L143 241L142 243H145V246H143V247H145V248H143V247H141L142 245H141V246L139 245L140 242H141L140 240H138V243H137V241H135L136 238H135V239L127 238V239L125 240V239L121 238L119 235L123 236V234H124V238H125V237H127L126 235H128V236L130 235L129 232H133L134 230L137 232V230L133 228V227H134V225H133V227L130 228V230H131L132 228H133V230H132V231L129 230V232L127 231L128 234L125 235V233H126L125 231H126V230L124 231V228L127 229L125 226H126L128 223L130 224L133 220H136V219H135V216H136V214H138V213H136V212H139V215H140V210H141L140 208H141L142 206H141V204H139V203H141V201H144V200H145V198H142L141 196H145V195H146V194H145L146 190H147V192H148V190H151V191H152V189H154L155 192H157L158 190H159V191H162V189H164L163 192H165V188H168V189H167V192H166L165 194H163V192H162V194H163V195H166V194L169 195V194H170V196L167 195V196L170 198V200H171V198L174 197V196H176V198H177V200H176V198H175V200H173V201L171 200L172 202L170 203V200H168L169 198L166 196V199L168 198L167 201H169V202H167V201H165L166 199H165V197L163 196V197H164L163 199H165L164 202H167L168 204L170 203L169 206H171V204H172V206H173V203H175V205H179L178 199H180L179 201H181V200H182L181 196H183L182 194H184V193H188V194H185L183 198L185 199V197L188 196L187 199H185V200L190 201L191 198H193V199L195 198V197H193V195L195 196V194H196V193H195V194H193V195L191 196V195H190V194H191V191L194 192V190H195V192H197V194H198V193L200 192L199 190H201V189L199 188V186H197V185H196V186H192V185H195V182H194V184H192V182H191V181H192V176H193V174H194V173H191V172L193 171V169L195 170V166H196V164L199 166V168H200V167H202V168L198 169L199 171H198V170H195V174H196L197 171H198L199 173H202V172H203V173H202L201 175L199 174V176H198V172H197V176L194 174V175H195L194 178H193L194 180H195V178H196V179L201 178L202 175H203V177H204V179H205V176H209V175H207V173H209L210 176L213 177V179H214V176H213V175L215 174V171H214V170H215V169H214L215 167H214V166H215L217 163H218V165H219V164H220V161L222 160V158H223L224 156H226V157H227V160H228V155L231 154V153L229 154L228 152L233 151V152H232V155L229 156V160L231 159V157L233 158V157L235 156V155H233V153H235V151H236L237 149H236V150L234 149L235 151L232 149V148L235 146V144H232V143L230 142L232 146H230V145H229V146L232 147V148H230V150L227 148V149H228V150H227V155H225V153H226L225 151H222V150H220V151H222V152L219 151V147H218L219 145H216V144L211 143L212 140H211L210 138L208 139V141H209ZM228 140H229V139H228ZM237 140H239V139H236L234 142H238ZM255 140H253V142H254ZM262 140H263V139H262ZM31 141H32V143H31ZM36 141H37V142H36ZM103 141H102V142H103ZM122 141H123V140H122ZM155 141H153V142H155ZM158 141H160V140H158ZM158 141H157V142H158ZM167 141H168V140H167ZM185 141H186V142H185ZM196 141H195V142H196ZM241 141H243V140H241ZM247 141H249V139H247ZM0 142H2V141H0ZM29 142L31 143V145L28 144ZM91 142H92V141H91ZM153 142H152V143H153ZM160 142H161V141H160ZM165 142H166V141H165ZM173 142H174V141H173ZM175 142H176V141H175ZM175 142H174V143H175ZM212 142H213V141H212ZM217 142L219 143L220 141H216L215 143H217ZM228 142H229V141H228ZM228 142H225V143H228ZM251 142H252V141H251ZM253 142H252L251 144H252L253 149H254V146L257 145V144H259L260 141H259L258 143L256 142L255 145L253 144ZM261 142H262V141H261ZM39 143H41V144H39ZM43 143H44V145H42ZM45 143H46V144H45ZM48 143H49V144H48ZM61 143H62V144H61ZM104 143H106V140H105ZM114 143H112L111 145L115 146ZM123 143L125 144L126 142L123 141ZM128 143H130V144H128ZM147 143H148V142H147ZM189 143H188V144H189ZM223 143H224V140H223ZM230 143H228V144H230ZM244 143H245V140H244ZM244 143H243V144H244ZM262 143H263V142H262ZM1 144H2V143H1ZM1 144H0V145H1ZM5 144H4V145H5ZM32 144H33V145H32ZM37 144L40 145V147L37 146ZM63 144H65V145H63ZM75 144H76V143H75ZM77 144H78V143H77ZM120 144H121V142H120ZM168 144H170V145H168ZM200 144L203 145L204 143H200ZM205 144H206V143H205ZM205 144H204V145H205ZM211 144H213V145H211ZM220 144H221V143H220ZM238 144H240V141H239ZM248 144H250V142H249ZM251 144H250V146H251ZM22 145H23V146H22ZM41 145H42V147H41ZM62 145H63V146H62ZM80 145H79V147H80ZM84 145H82L81 150L83 149V146H84ZM104 145L102 144V145H100V147H101V146H104ZM130 145H131V146H130ZM138 145H140V144H137V146H138ZM154 145H155V144H154ZM190 145H188V146L191 148ZM204 145H203V147H204ZM214 145H216V146H214ZM224 145H225V144H224ZM224 145L221 144L220 147H222V146H224ZM233 145H234V146H233ZM236 145H237V144H236ZM245 145H247V144L245 143ZM260 145H261V144H260ZM13 146H12V147L9 146V147L12 148V149L15 150V151H12V149H10L9 147H8V149H10V150L7 151V152H5V151H6V150H5V151H4V152H5L4 154H2L3 151H2V152L0 151V154H1V156H2V159H1L0 161H3V160H4V161H3V164H4V162H6L5 164L7 165V168L4 167V166H2L3 168L0 169V180H1V179H2V180L5 179V180H3L2 184H4V186H5V184H6L7 188H8L9 185L11 186V182H12L13 180H14V182H12V184L16 183L15 181L18 180V178H20L21 176H23V174L25 175L26 171H24L23 169H24V167H27V165H28V163L25 164L24 162H23V163H19V162L22 161V159H21V157L19 158L18 156H20V154H21L22 152H21V150H20V151L17 150L18 153H17V155H16L15 157H16L17 159L19 158V160L21 159V161H19V162H18V160H16V161L18 162V164H19V168L16 166L17 168L15 169V167H14V163H15V162L12 163V167H11L10 162H11V161L13 162V160H11V161H7V160L11 159V157H12L11 154H12V153H13L14 155H15V153H16V148L14 149ZM49 146H48V148H46V149L48 150V151H47V152H48L47 154H48V156L51 155V154H52L51 156H53L54 153H51V152H52V150H53L54 148L50 150V149H49V148H50ZM77 146H78V145H77ZM98 146H99V145H98ZM120 146H121V145H120ZM120 146H118V147H120ZM122 146H124V145H122ZM155 146H156V145H155ZM155 146H153V147H155ZM186 146H187V144H186ZM227 146H228V145H227ZM227 146H225V148L223 147V150H226V147H227ZM239 146L244 147V149L246 150L245 146H242V143H241V145H239ZM248 146H249V145H248ZM257 146L259 147V145H257ZM257 146H255V148H256ZM262 146H263V145H261L259 148H261ZM43 147H45V148H43ZM57 147H58V144H57ZM125 147H126V146H125ZM132 147H131V148H132ZM140 147H141V146H139L138 148H140ZM178 147H180V148H178ZM189 147H186V149H187V148L189 149ZM216 147L218 148V151H219L220 153H224V155H223V154H220V155H223V156L221 157V156H218V154H216L217 157H220V158H221V160L218 161L219 159L216 158V155H215L214 158H216L217 161H218V162L216 161L217 163L215 164V163H213V162L215 161V159H214V160L212 159V161H211L210 159H211V157H212L211 154H213V152L216 153V151H217V150H216V149H217ZM241 147H240V148H241ZM246 147H247V146H246ZM42 148H43V149H42ZM109 148H110V147H109ZM113 148H115V147H113ZM122 148H123V147H122ZM131 148H130V150H131ZM166 148H165V149H166ZM234 148H237V146L234 147ZM249 148H250V147H249ZM249 148L247 147V149H249ZM2 149L4 150L5 147L2 148ZM2 149H1V150H2ZM8 149H7V150H8ZM41 149H42V151H41ZM74 149H73V150H74ZM84 149H86V148H84ZM116 149H117V145H116ZM116 149H115V152H118ZM120 149H121V148H118V150H120ZM150 149H149V150H150ZM188 149H187V150H188ZM221 149H222V148H221ZM231 149H232V150H231ZM242 149H243V148H242ZM253 149H252V147H251V149H249V150H253ZM262 149H263V148H262ZM262 149H260V150H262ZM73 150L71 149V153H72ZM111 150H112V149H111ZM169 150H170V152H169ZM189 150H190V149H189ZM192 150H194V152H195V149H194V148H192V149L190 150V152H193ZM196 150H197V149H196ZM239 150H240V152L242 153L241 149L238 148L237 151H239ZM249 150L246 151V153H244L245 151L243 152V153L245 154V157H247L246 154H248V152H251V153L253 154V152H252V151H249ZM256 150H257V148H256ZM260 150L257 151V152L260 153ZM44 151H45V150H44ZM50 151H51V152H50ZM62 151H63V152H62ZM74 151H75V150H74ZM74 151H73V152H74ZM82 151H83V150H82ZM120 151L123 153V150H120ZM143 151H141L140 154H141ZM151 151H152V150H151ZM163 151H164V150H163ZM199 151H200V149H199ZM9 152H12V153L10 154ZM49 152H50L51 154H49ZM53 152H55V151H53ZM67 152H66V153H67ZM69 152H70V151H69ZM69 152H68V153H69ZM108 152H109V150H108ZM121 152H118V154H116V155H119V154L121 155V154H122ZM127 152H128V151L125 150V152L123 153V154H125V158H126V154H127ZM139 152H138V153H139ZM173 152H172V153H173ZM261 152H262V151H261ZM7 153H8L9 156H11V157L7 156V155H8ZM19 153H20V154H19ZM42 153H43V154H42ZM42 153H41V154L43 155V157H47L46 155H44V152H42ZM71 153H70V154H71ZM135 153H136V154H135ZM172 153H171V154H172ZM196 153H197V152H195L194 154H196ZM198 153H199V152H198ZM198 153H197V154H198ZM237 153H238V152H236L235 154L237 155ZM241 153H240V155H241ZM251 153H250V154H251ZM263 153H264V151H263ZM263 153H262V154H263ZM26 154H28V153H26ZM35 154H34V155H35ZM45 154H46V151H45ZM70 154H69V155L67 154V155L70 157V156H72V155H70ZM104 154L107 155L106 152H105ZM114 154H115V153H114ZM254 154H255V155H253V156L251 155V157H250V155H248V157H250V158H248V160L251 159L252 157H256V155H257L258 153H255V151H254ZM262 154H261V155H262ZM14 155H13V156H14ZM31 155H32V154H31ZM34 155H32V156H33L32 159L34 158ZM39 155H38V156H39ZM42 155H40V156H42ZM61 155H60V156H61ZM63 155H64V154H63ZM63 155H62V156H63ZM67 155H66V156H67ZM144 155H145V154H144ZM187 155H189L188 158H187ZM213 155H214V154H213ZM261 155H260V156H261ZM21 156H23V155L21 154ZM36 156H37V155H36ZM36 156H35L34 159H39V157L37 156L38 158H36ZM58 156H59V154H58ZM62 156H61V158H62ZM94 156H95V157L97 156V157L95 158ZM174 156H175V157H174ZM210 156H211V157H210ZM241 156H242V155H241ZM243 156H244V155H243ZM258 156H259V154H258ZM24 157L26 158V156H24ZM27 157H28V155H27ZM29 157H30V156H29ZM29 157H28V158H29ZM54 157H55V155H54ZM56 157H57V156H56ZM56 157H55V158H56ZM63 157H64V156H63ZM98 157H99V158H98ZM111 157H113V156H111ZM115 157H114V158H115ZM120 157H121V156H120ZM123 157H124V155H123ZM179 157L181 158V160H179V159H180ZM184 157H183V161L186 162V160L184 159ZM226 157H225V158H226ZM245 157H244V160H245ZM262 157H264V155H263ZM0 158H1V157H0ZM41 158H42V157H41ZM49 158H50V157H49ZM51 158H53V157H51ZM51 158H50V159H51ZM55 158H53L54 161H55ZM61 158L59 157V160L61 161V164H62V162L64 163V161H62ZM102 158H105V160L102 159ZM178 158H179V159H178ZM190 158H191L192 160H191ZM235 158H236V156H235L233 159H235ZM241 158H243V157H240V156H239V159H241ZM258 158H260V157H257V160H258ZM12 159H13V158H12ZM32 159H31V160H32ZM46 159H48V158H46ZM46 159H43V158H42L41 160H35V161H36V163H37V161L40 162V161H42V160H43V161L45 160V162L47 163V160H46ZM56 159H57V158H56ZM62 159H63V158H62ZM66 159H68V158H66ZM72 159H71V160H72ZM77 159H78V161H75V162H76V164H75L74 160H77ZM96 159H97L98 161H95ZM121 159H122V158H121ZM135 159H134V161H136ZM170 159H172L170 165L172 166V164L174 163V164H173V165H174V169H175L174 172H173V166L170 167V166H168V165L165 164V162H166L167 160L170 161ZM176 159L179 160V161H176V162L180 163V166H179L178 164L176 165V162H175ZM233 159L230 160L231 163L229 162V163H228L229 165L232 164L233 162H235V160L233 161ZM236 159H237V158H236ZM246 159H247V158H246ZM263 159H264V158H263ZM263 159H261V160H263ZM27 160L29 161V159H27ZM31 160L29 161V162H30V165L32 164V163H31ZM48 160H49V159H48ZM63 160H64V159H63ZM99 160H102V161L100 162ZM158 160L160 161L159 165H154L153 168H151L149 164H151V162H155V161H158ZM173 160H174V161H173ZM209 160H210V162H208ZM227 160H226V161H227ZM252 160H253V158H252ZM252 160H251V161H252ZM24 161H26V160H24ZM33 161H34V160H33ZM51 161H52V160H51ZM57 161H58V159L56 160V163H55V164H58V163L60 162V161H59V162L57 163ZM110 161H111V162H110ZM222 161H225V159L222 160ZM226 161L223 162V163L221 162V164H222L223 166H221V165L218 166V165H217L218 170H216V172H217V171H218V172L222 171L221 173L223 174V168H224V166H225V168H224L225 170H224V171H228V173H227V172L225 173V174H228V175H227V177H228V176H231V174H232V175L234 174V173H233L234 171H233L231 174H229V173H230V172H229V169L232 168V169L234 170L235 167H238L240 164H239V165L237 164L238 166L235 165V167H233L232 165H230V168H228V167H229V166H228V167H227L228 169H227V168H226V165L224 164V163H227ZM251 161L249 160L248 162H251ZM254 161H256V158L252 161V163H253ZM259 161H260V160H258V162H259ZM7 162H9L10 166L8 165ZM17 162H16V163H17ZM132 162H133V163H132ZM204 162L207 163V164H209V165L211 164L212 166L210 167L209 165L204 164ZM238 162H239V161H238ZM238 162L236 161L235 164L238 163ZM241 162H243V160H242V161L240 160V163H241ZM248 162H245V163L248 164ZM256 162H257V161H256ZM261 162L264 163V161H261ZM1 163H2V162H1ZM1 163H0V165H1ZM40 163H43V162H40ZM194 163H195V166H194ZM243 163H244V162H243ZM245 163H244V165H245ZM252 163H250L251 165L248 164V166H252ZM3 164H2V165H3ZM18 164H17V165H18ZM20 164H22V166H20ZM24 164H25L26 166L23 167ZM37 164H38V163H37ZM167 164H168V162H167ZM191 164H193V166H192ZM213 164H214V165H213ZM247 164L245 165V168H246V169H247V167H248ZM255 164H256V163H253L254 167H257V168H255V169H258V168H259V170H260V167H261V169L264 167V166H260V165H262V163H259V164H260V165H259L260 167L257 166L258 163L256 164V166H255ZM15 165H16V164H15ZM38 165L41 167L40 164H38ZM38 165H37V166H38ZM63 165H64V164H63ZM67 165H68V164H67ZM70 165H71V164H70ZM165 165L167 166V168H168L169 171L167 170V168H165ZM190 165L193 167V169H192V171L188 172L187 169L189 170V168L191 167ZM233 165H234V163H233ZM244 165H241L240 167H242V169H243V166H244ZM263 165H264V164H263ZM43 166H44V165H43ZM48 166H49V165H48ZM58 166H59V165H58ZM60 166H61V165H60ZM141 166H143V167H142V168H144L143 170H142ZM177 166H178V167H177ZM184 166L187 167V169H185ZM208 166H209L210 168H207ZM8 167H10L11 170H9ZM28 167H29V165H28ZM34 167L36 168V165H35ZM34 167H33V165L30 166L31 169L34 168ZM50 167H51V166H50ZM50 167H49V168H50ZM55 167H57V166H55ZM55 167H54V168H55ZM169 167H170V169H169ZM180 167H181L182 169L184 168V169L188 172V173H187L185 170H184L185 172L182 170L183 174H186V173H187L188 176L190 177V180H189V183L191 182L190 187L192 186L194 190L191 189V188H187V187L189 186V185H188L189 183L184 182V180H188L187 178L185 179V177H187V175H184V176H183L184 178L182 177L183 174H182V172H180L181 170L178 169V168H180ZM192 167H191V168H192ZM212 167H213V168H212ZM221 167H223V168L221 169ZM240 167H238V168L240 169ZM252 167H253V166H252ZM254 167H253V168H254ZM13 168L15 169L14 171H13ZM30 168H28V170H29ZM35 168H34L35 171H34L33 169H32V171H34V172L37 171V172H36L37 176H40L39 173H41V172L38 171V170H41V169H40L39 167H38L39 169H35ZM43 168H44V167H43ZM46 168H47V167H46ZM46 168H44V169H46ZM57 168H58V167H57ZM62 168H63V167H62ZM67 168H68V167H67ZM69 168H70V167H69ZM75 168H74V169H75ZM138 168H139V169H138ZM171 168H172V172L170 171ZM176 168H177L178 171H176ZM181 168H180V169H181ZM205 168H206V169H205ZM219 168H220V169H219ZM238 168H237V170H238V172H240ZM55 169H56V168H55ZM55 169H54V170H55ZM140 169H141L142 171H141ZM196 169H197V166H196ZM203 169H205V170H208V169H209V170H208V172H206V171H202V172H201V170H203ZM212 169H214V170H212ZM226 169H227V170H226ZM246 169H244V170H246ZM255 169H254V170H255ZM7 170H9L8 173L6 172ZM20 170H21V172H20ZM22 170H23V172H22ZM46 170H47V169H46ZM49 170H50V169H49ZM51 170H52V169H51ZM54 170H53V172H54ZM78 170H79V171H78ZM135 170H136V172H135ZM137 170H140V171L138 172ZM210 170H211V171H210ZM237 170H236V171H237ZM250 170H252V168H250ZM259 170L254 171V172H255V173H254V172H252L253 170H252V171H249V170L247 169V171H248L249 174H250V173H251V174L253 173V174H252L253 176L256 174V172H259V173H260L261 170H260V171H259ZM262 170H263V169H262ZM10 171H12V172L10 173ZM42 171H43V170H42ZM60 171H61V169H60ZM60 171H59V169H57V173H56V174H60ZM64 171H65L64 174H65V175H68V172H67L66 170H64ZM68 171H69V170H68ZM72 171H73V170H72ZM72 171H71V172H72ZM175 171H176V172H175ZM230 171H231V169H230ZM236 171H235V172H236ZM2 172H5V173L2 174ZM19 172L22 173V175H21L20 177H19ZM24 172H25V173H24ZM29 172H30V171H28V173H29ZM38 172H39V173H38ZM62 172H63V170H62ZM62 172H61V173H62ZM66 172H67V173H66ZM177 172H178V174H179V172H180V174H179L178 176H177ZM28 173H26V174H28ZM32 173H33V172H32ZM43 173H44V171L42 172L41 175L44 176L45 173H44V174H43ZM48 173H49V172H48ZM48 173H47V175H48ZM174 173L176 174V178L179 177V180L181 179L180 182L183 181V183H186V184H185V185H184V184L182 185V183L180 184L179 182H176L177 179L174 177V175H175ZM189 173H191V174H190L191 176L189 175ZM221 173H220V174L217 173V176L215 175L217 179L215 178L214 180H210V179H212V178H210V176L207 177L208 179H206V180H207L206 182H208V181L210 182V181H211L210 183H208V185H211V183H213L214 181L217 182L218 184H214V183H213L214 186H215V187H214V189H215V188H216V185H219V183H220L219 180H221V178L223 177V175H225V174L222 175ZM5 174H7V176H4ZM8 174H9V175H8ZM10 174L13 175V176H11ZM16 174H17V175H16ZM30 174H31V172H30ZM62 174H63V173H62ZM62 174H60V175H62ZM64 174H63V175H64ZM71 174H72V173H71ZM204 174H205V175H204ZM235 174H236V173H235ZM235 174H234V175H235ZM239 174H241V173L236 174L237 176H236V175H235V176L233 175L234 177H233V176L229 177V178H231L230 181L233 179V180L231 181L232 184H229V183H230L229 181H228V184H227L226 181H225L226 183H224V178H225V180H226V179H229V178L224 177V178L222 179L223 181H221V182L223 183V184L221 183V188L223 187V188H225V190H226L227 185H228L227 188H229V186L231 187V191H232L233 189L235 190V189L237 188L236 191L233 190L234 193H233V192L231 193V191L229 192L230 189L226 190V194H230V195L232 194V195H231V198L234 196V199H235L236 193L239 192V193H237L238 196H241V195L244 196V195H245V198H247V199H242V198H244V197L242 196V198L239 197L236 201H234V202L232 201L233 203H229L228 201L233 200V199H231V198L228 197L229 195H226V194H225V195H222V196H221L220 194H221L223 191H222V192L219 191V192H220L219 194H218V191H217L216 195H217V194H218V195L216 196L215 193H213L214 191L212 192V190H214V189L210 190V189H211V186H212V188H213V185L210 186V189H209V190L207 189V186H208V185H204V186L202 185L203 187L206 186L204 189H207V190L209 191V193H211V194H210L211 197H210V196H208V197H210V198H212V199L208 198V200H210V201L213 200V201L216 202V200H217L218 198L221 197V198H220V201H219V199H218V202L221 203V205L218 204L217 202H216V204L221 206V207H219V208H223V207H224V209H222L221 211H220V209L218 208V211H217V212H216L215 210H212L213 208H206V207H204L206 211L208 210V212H209V211L212 210V213H211V212H209V213L215 215V217H216V216L218 217V215H220V213H221V215L224 216V217L220 218L221 220H222L223 218H224L223 220H225V218H226L227 220L229 219V221H230V219H233L234 216H232V213H233V212H231V209H230L229 206H232V205H230V204H236L235 202L238 201V203H239V207H240V208L242 207V208L240 209L238 206H236V205H238V204H236L235 206L238 207V208H236V209H238V210H239V209H240V210H244V207H245V212H244V211H241V213L244 212V214H245V213H246V208H247V209L249 208L247 211L250 210L249 212H250V214H251V212H252L251 209H253V205L255 204V202H253L254 204H252L251 202H252L253 200L251 199L252 201H251V200L249 201V200H248V199H249V198H248L249 196L247 195V196H248V197H247L246 194H247V192H248V194H249V193H252V195L254 196L255 194H253V189H255V190H254L255 193H256L257 191L261 190V192L259 191L261 194H260L259 192H257L256 194L259 193L260 196H259V195H257V196L255 195V198H254L253 196H252V198H254V200H255L256 197L259 196V197L257 198V200H258V199H260V200H259V201L256 200V203H258V202L261 203L262 201H263V203H264V200H261V199H264V197H262V195L264 196V194H262V192L264 193V191H263L264 188H263V187L260 188V186H259V183H260V184L262 183L263 185H261V186H264V178H263L264 176H263V175H258V173H257L255 176L258 175V177H256L257 179L255 178V180H259V179H260L259 177L263 176V177H261V179H260L261 181L259 180V182H257V181L254 180V182H253L254 184H250V183H252V182H251V180H250V183H249V181H247V179L249 180L250 178H246V177H244V174H245V173L241 175L242 177H240ZM246 174H247V172H246ZM246 174H245V176H249L248 174H247V175H246ZM260 174H261V173H260ZM15 175H16L17 177H15ZM63 175H62V176H63ZM69 175H70V174H69ZM220 175H222V177H221ZM252 175H251V176H252ZM2 176H4V178H3ZM53 176H54V175H53ZM72 176H71V177H72ZM156 176H159V177L155 178ZM251 176H249V177H251ZM253 176H252V177H253ZM6 177H7L8 179L11 178V177H14V178H17V179H13V178H12L13 180H12V179H11L10 181L8 180L7 183H6V180H7ZM25 177H26V176H24L23 178H25ZM57 177H58V178L60 177V179H59L58 181H61V183L59 182V184H62V183H64L63 181H66V180L63 179L64 177L61 178V176H59V175H58ZM66 177H67V179H68V176H66ZM161 177H162V179H161ZM181 177H182V178H181ZM189 177H188V178H189ZM220 177H221V178H220ZM232 177H233V178H232ZM239 177H240V178H243V177H244V178L246 179L245 181H247L248 183L245 182V181H243L244 183L241 182V181H240L241 179H240V180H239V179L237 180V178H239ZM23 178H22V179H23ZM27 178H28V177H27ZM27 178H26V180H27ZM40 178H42V177H40ZM44 178H46V177H44ZM44 178H43V179H44ZM50 178H51V177H50ZM154 178H155L156 180H155ZM209 178H210V179H209ZM219 178H220V179H219ZM235 178H236V179H235ZM22 179H19V180L21 181ZM30 179H31V178H30ZM36 179H38V177H36ZM47 179H48V178H46V180H47ZM61 179H63V180H61ZM69 179H70V181H71V178H69ZM75 179H76L77 182L75 181ZM93 179H94L95 181H96V179H97L98 181H100L99 187H98V184H97V183H99V182L96 181V183H94V182H93V181H94ZM158 179H159V180L161 179V180L159 181ZM174 179H176V180H174ZM182 179H183V180H182ZM202 179H203V178H202ZM204 179H203V181H204ZM252 179H254V178H252ZM26 180L24 179V181H26ZM34 180H35V178H34ZM52 180H53V179H52ZM54 180H55V179H54ZM56 180H57V179H56ZM173 180H174L176 183H178L179 185L185 186V188H182V186H179L178 184H176V185H178V186L176 187V186H175V182L173 183ZM179 180H178V181H179ZM194 180H193V181H194ZM216 180H218V181H216ZM242 180H243V179H242ZM24 181L19 182L18 185H19V184L21 185V183L24 182ZM30 181H31V180H30ZM38 181H39V179H38ZM40 181H41V179H40ZM42 181H43V180H42ZM48 181H49V180H48ZM50 181H51V180H50ZM74 181H75V183H74V186H73V182H74ZM195 181H197V183H198L199 180H195ZM252 181H253V180H252ZM8 182H10L9 185H8ZM17 182H18V181H17ZM26 182L28 183V181H26ZM26 182H24V183H25L24 185H21V186H20V188H22V192L17 191V194H18V195L21 193L19 196H17V194L12 195L11 193H9V194L4 193L3 196H4V197L6 196L7 198H6V197H5V198H4V197H1V198H0V200H1V202H0V204H1V205H0V219L3 220V218H4L3 222H1L2 224H4V223L7 224V223L9 222V220H10V223H11L12 221H14L15 223H17V221H15V220H19V219H17L16 214H14V213L16 212L17 215H18V213H19L18 210H21L20 212H22V215H24V214H23V213H24V212H23V209H25V210L30 209V210H28L29 213H30L31 211H33L34 209H36V213H35V211H34V213L36 214V216L40 213V211H38V209H37L38 206H37V208H34V209L32 208V206H33L34 203H35L34 206H35V205H38V203L40 202V199H39V201H37L38 203H36L35 200H38V198H37L38 196H39V198H42L44 194L41 193V196H42V197H41L40 195H38V196H37V195H33V194H35V193L37 194V192H36L35 190H32L33 188H32V189H29V188H30V187H33L32 185H33L34 181H33V183L31 182L32 185L30 184V187H29V188H28L29 184H28V186H26V185H27ZM45 182H47V181H45ZM90 182H91V183H90ZM201 182H202V181H201ZM48 183H49V182H47V184H48ZM66 183H67V182H66ZM66 183H65V184H66ZM92 183H94V184L92 185ZM233 183H234L235 186H233ZM235 183H236V184H235ZM255 183H256V184H255ZM257 183H258V185H257ZM2 184H1V185H2ZM22 184H23V183H22ZM34 184H36V183H34ZM41 184H43V183H41ZM41 184H39V186H38L39 189H40V185H41ZM45 184H46V183H45ZM45 184H44V185H45ZM50 184L52 185V182H50L48 185H50ZM89 184H90L91 186H89ZM172 184H174V185L171 186ZM198 184L200 185L201 183H198ZM224 184H225V186H224ZM238 184H239L240 186H238ZM242 184H245V186H247L248 184H250L251 186H249V185H248V186H249V188L252 187V189H249L248 186H247V188H248V189H247V188H245L244 186H242ZM15 185L17 186V184H15ZM15 185H14V186H15ZM36 185H38V184H36ZM44 185H42V186H44ZM51 185H50V186H51ZM67 185H68V184H67ZM95 185H97V186H95ZM252 185H253L254 187H253ZM2 186H3V185H2ZM6 186H5V187H6ZM12 186H13V185H12ZM12 186H11V188H12ZM45 186H46V188H48L47 185H45ZM50 186H49V188H50ZM64 186H66V185H64ZM92 186H93V187H98V188H97L96 190H94V188H93ZM170 186H171V188L175 186V187H176L175 189L178 188L177 190H179V189H180L179 187H181V189H180V191H179V194H178V195H180V198H178L177 195H174L176 192L173 191L174 189H173V190H172V189H169ZM237 186H238V187H237ZM255 186H257V188H256ZM258 186H259V189H258ZM17 187H18V186H17ZM69 187H70V190H71V191L68 190ZM194 187H195V188H194ZM197 187H198V188H197ZM200 187H201V186H200ZM203 187H201V188H203ZM217 187H219V186H217ZM232 187H233V188H232ZM2 188H4V187H0V189H2ZM9 188H10V187H9ZM9 188H8V189H9ZM15 188H16V187H15ZM18 188H19V187H18ZM34 188H35V187H34ZM56 188H57V189H56ZM67 188H68V189H67ZM219 188H220V187H219ZM223 188H222V189H219V190H223ZM239 188H240V190H241L242 188H243V189H242L241 191H239ZM244 188H245V192H246V194H245V192L243 193ZM16 189H17V188H16ZM41 189H42V187H41ZM55 189L58 190V192H57ZM65 189H66V190H65ZM157 189H158V190H157ZM182 189H183V190L185 189V191H183ZM188 189H190V190H189L190 192L187 191ZM196 189H197V190H196ZM256 189H257V190H256ZM11 190L13 191V189H9V191L6 190V192H7V191L10 192ZM31 190H32V191H35V192L33 193ZM43 190H45L44 187H43ZM43 190H41V191H43ZM61 190H62V191H65V193L62 192ZM169 190H172L173 192H172V191L169 192ZM177 190H176V191H177ZM181 190H182V191H181ZM202 190H203V189H202ZM207 190H206V191H207ZM215 190H217V188H216ZM225 190H224L223 193H225ZM248 190H249V191L252 190V191L249 192ZM2 191L4 192L5 190H2ZM12 191H11V192H12ZM14 191H15V189H14ZM14 191H13V192H14ZM37 191H38V190H37ZM59 191H61V192L64 193V194H66L67 191H69V193H67V194L65 195V197L63 196V195H64V194H63V195H62L63 198H62V197H61V194H59V193H60ZM143 191H145V192H143ZM210 191H211V192H210ZM18 192H19V193H18ZM44 192H46V191H44ZM70 192H71V193H70ZM112 192H115V193H116V194L114 193V196H115V195L117 196V192H118V194H119V192L122 193V195L120 196V194H119V198H118V196H117V197H113L114 199L117 198V200L115 199V201H114V199L112 200V198H111V197H112V196H111ZM168 192H169V193H168ZM181 192H182V194H180ZM201 192H202V191H201ZM228 192H229V193H228ZM14 193H15V192H14ZM14 193H13V194H14ZM47 193H46V194H47ZM72 193H73V194H72ZM110 193H111V194H110ZM142 193H144V194L142 195ZM148 193H149V192H148ZM151 193H152V192H151ZM177 193H178V192H177ZM202 193H204V191H203ZM209 193H208V194H209ZM212 193H213V195H212ZM240 193H241V194H240ZM242 193H243V194H242ZM1 194H3V193L1 192ZM10 194H11V196H10ZM39 194H40V193H39ZM42 194H43V195H42ZM48 194H47V195H44V196L47 197ZM68 194H71V195H68ZM125 194H126V195H125ZM129 194H132L133 197H134V195H135L134 199H133V197L130 196ZM140 194H141V196H140ZM152 194H155V193H152ZM160 194H161V193H160ZM160 194H158L159 197H160ZM162 194H161V195H162ZM197 194H196V196H197ZM204 194H206V196H207V193H204ZM233 194H234V195H233ZM8 195H9V196H8ZM67 195H68V196H67ZM112 195H113V194H112ZM158 195H157V196H158ZM171 195H172V196H171ZM189 195H190V196H189ZM198 195H199V198L196 197V199H198V202L200 201L201 198H202V201H203L204 199H207V198H204V197H206L205 195H204V196H201V197H200V195H202V194H198ZM214 195H215L216 197H215ZM219 195H220V196H219ZM250 195H251V194H250ZM13 196H15V197H16V196L19 197V198H16V199H15L14 203H12L13 200H12V202H11V200L8 199L9 197H10V198L12 197L11 199H13ZM33 196H36V197H33ZM147 196L149 197V195H147ZM157 196H156V198H157ZM212 196H213V197H212ZM223 196H224V197H223ZM15 197H14V198H15ZM120 197H121V198H120ZM145 197H146V196H145ZM148 197H147V198H148ZM159 197H158V198H159ZM189 197H191V198H189ZM236 197H237V196H236ZM250 197H251V196H250ZM260 197H261V198H260ZM47 198H48V197H47ZM147 198H146V200H147ZM156 198L154 197L155 200L153 199L155 202H156ZM158 198H157V199H158ZM188 198H189V199H188ZM203 198H204V199H203ZM225 198H226V199L229 198L228 201H227ZM240 198L242 199V201H241ZM17 199H18V200H17ZM42 199L44 200L45 198H42ZM142 199H143V200H142ZM148 199L150 200L151 198H148ZM172 199H173V198H172ZM239 199H240V200H239ZM61 200H63V201H61ZM151 200H152V199H151ZM158 200H160V198H159ZM158 200H157V201H158ZM185 200H184V201H185ZM194 200H195V199H194ZM208 200H205V201H208ZM224 200H225L226 202H228L227 204H229V206L226 205V203L224 202ZM244 200L247 202V204H246V202H245ZM247 200H248V201H247ZM2 201H3V202H2ZM16 201H17V202H16ZM116 201H117V202H116ZM135 201H136V202H139V203H135ZM174 201H177V203L174 202ZM188 201H187V202H188ZM205 201H204V202H205ZM210 201H209V202H210ZM240 201H241V202H240ZM114 202L118 204V207H119V204H120V202H121L122 209H120V207H121V206H120V207H119L120 211H119V209H118V211H117V208H118V207L114 209L115 212L112 211L113 207H112L111 205L114 206V205H115ZM145 202H146V201H145ZM145 202H144V205H145V206H146V204H148V206H150L149 203H151V205H152V202H151V201H147V202H149V203H145ZM155 202H153V203L155 204V207H156V203H157V207H158V205H161V204L158 203L159 201L156 202V203H155ZM187 202H186V201L183 202V200H182L180 204L184 203V207L187 208L188 205L185 206V204H186ZM192 202H193V201H192ZM192 202H191V203H188V204H190L191 207H188V209H186V210H189V209H190L191 212L193 213V210H192V209H193L194 206H192V205H193ZM196 202H197V200H196ZM200 202H201V201H200ZM200 202H199V203H200ZM209 202H208V203H209ZM223 202H224L225 204H222ZM248 202H249V205H248ZM17 203H18V205H17ZM41 203H42V202H41ZM41 203H40V204H41ZM48 203H49V201H48ZM51 203H50V206H51ZM240 203H241V204L243 203V204H245L246 206H244L243 204H242V206H241ZM79 204H80V205H79ZM81 204H83V205H82V206H83L82 208H80ZM117 204H116L115 206H117ZM162 204H163V203H162ZM191 204H192V205H191ZM194 204H195V203H194ZM197 204H198V203H197ZM206 204H207V203H206ZM210 204H211V203H210ZM213 204H214V205H213ZM213 204H211L210 206L212 207V205H213L214 208L217 210V208H216V204H215V203H213ZM258 204H259V203H258ZM258 204H257L256 206L259 208ZM41 205H42V204H41ZM45 205H42V206H45ZM52 205H53V204H52ZM137 205H138V207H139V211H137V209H138V208H137ZM139 205H140L141 207H140ZM142 205H143V204H142ZM182 205H183V204H182ZM200 205H202V202L200 203ZM200 205H199V206H200ZM203 205H204V204H203ZM208 205H209V204H208ZM208 205H204V206H208ZM222 205H223V206H222ZM224 205H226V206H224ZM247 205H248V206L252 205V206H251L252 208L250 209V207H248ZM261 205H262V207H263L264 204L261 203ZM58 206H59V205H58ZM58 206H57V207H58ZM108 206H109V208H110L109 211L111 212L110 215H106L107 212L105 211L106 207L108 208ZM110 206H111V207H110ZM145 206H144V207H145ZM161 206H162V205H161ZM161 206H160V207H161ZM169 206H166V205H165L164 207L167 208V207H169ZM172 206H171V210H172ZM195 206H197V205H195ZM210 206H208V207H210ZM235 206H233V207H235ZM256 206H254V207H256ZM19 207H20V208L23 207V209H18ZM40 207H41V206H40ZM76 207H77V209L75 210ZM78 207H79V211L81 212V213L79 212V214L76 213V211H78ZM144 207L142 208V209L144 210V212L141 211V212L143 213V215H142L143 217H142V218H145L146 216L148 217V215H150L151 213H153V212H154V213H155V212L157 213V212L159 211V210L157 211V208H156V209H153L154 206H152V210H154V211L150 213L149 211L145 210L146 208L144 209ZM146 207H147V206H146ZM176 207H177V206H176ZM178 207H180V205H179ZM178 207H177L176 209H178ZM184 207L182 208V206H181V209H184ZM200 207H201V206H200ZM217 207H218V206H217ZM226 207H229V210H230L231 213H227L228 208H227L226 211H224V210L226 209ZM257 207H256V208H257ZM49 208H52V207H49ZM102 208H105V209H102ZM161 208H163V207H161ZM161 208H160V209H161ZM191 208H192V209H191ZM196 208H197V207H196ZM196 208H194V209H196ZM204 208H201V211H200V209H199V207H198V209H199L198 211L201 212V214H199V215H201L203 218L205 217L204 215H206V217L208 218V219H207V218L205 217V219H207V220H205V219L202 218V221H201L202 223H203V220H204L205 222L207 221V223H204L203 227L205 226V224H208V223L214 218V217H212V219H210L211 216H210V214H208L206 211H204V212H206V213L203 214L204 212L202 211V209L204 210ZM231 208H232V207H231ZM256 208H255V209H256ZM260 208H261V206H260ZM260 208H259V209H260ZM263 208H264V207H263ZM17 209H18V210H17ZM31 209H33V210H31ZM39 209H40V208H39ZM45 209H44V210H43V209H40V210L45 211ZM64 209H65V210H64ZM80 209H81V210H80ZM101 209H102V210H101ZM148 209H149V208H148ZM150 209H151V208H150ZM150 209H149V210H150ZM210 209H211V210H210ZM233 209H234V213H235L236 209H235V208H232V210H233ZM261 209H262V208H261ZM261 209H260L259 211H258L257 209H256V211L254 210V211H253L254 213L252 212V213H253L252 215H249V214H248L249 212L246 213L247 215H241V213H240V215H239V214H237V211H236V216L239 215V216H241V217L243 218V219L241 220V218L238 216L237 219H238V220H239V219L241 220V221L239 220L240 223L237 222L238 220L235 219L236 216H235L234 219H233V220L235 221V224H236V222L239 223V224H237V227L240 228L239 232H238V230H237L238 228L236 227V225L234 224V222L232 223V220L230 221V223L227 222V223L230 224V225H231V223H232V224L234 225V227H233V226H232V227H233L234 229L236 228L237 232H235V233H237V234L234 233V234H235L234 236H236V235L238 236V234H239L238 237L236 236L237 238H239L238 240H237V239L235 240V238H234V239L232 238L233 241L235 240V241H234L235 243H238V241H239V244H238V245L235 244V243L232 241V239H231V241L228 242V239H230V237H234L233 235H231V234H232L231 232H234V230H233V228H232L230 225H228V224L226 223L227 220H226V221H223V226H224L225 228L229 229V231L226 229V231H227L228 233H227L225 230H223V231H225V232L222 233V231H220V230H221L222 228H223V229H225V228L222 227L221 225H218L219 223L221 224L219 217L213 219V222H215L216 224H217V220H216V219H218V221H219L218 224H217V225L219 226V233H218V235H220V232H221L223 236H224V234L226 233L227 236L229 237V238H228L227 236H225V237H227L228 239H226L225 237L223 238L224 240H225V239L227 240V241L225 240V242H224L225 244L223 243V244H224V249H227L228 246L232 247V246H234V244L236 245L235 247L228 248V249H230V250H229L230 252H229L228 249H227V251H228L227 253H228V254H227L226 251L222 248L223 246L221 247V246L217 245V244H218L217 242H220L222 239H220V240L218 239L219 241L215 242V245L218 246V247H220V249H219V248L215 247V245H214V243H213V241H212L213 238H214V235H215V234H214V235L212 234L213 236H212V235L209 236L208 234H205V235H206L205 237H207V240L205 239V237H201V234H200V240H203V239H204V241H209V240H208V236H209V238L212 237V238H210V239H212V240L209 241V242H212V243H209V246H210V245H211V246L213 245V246L215 247V249H214V247H213L214 250H218V249H219L220 251H223V250L225 251V252L223 251V252L225 253L224 255H223L222 252H221V254L219 253L220 255H218V253L215 252L216 255H217V256H216V258H217V259H216V262H217L218 264H221V263H223V264H225V263H226V264H229V262L231 261V259L233 260V261H231V262H234V259L237 260V258H241L242 254H243V253H246V252L248 251V250L245 249V247H244L245 243L247 244V242L244 240L245 237H246V240H252V239H250V238L253 237V236H254V237H255V236H259L260 234H263L262 236H264V228H263V230H262V229H261V230H257V229H259V228L256 229L255 226H257V225H253V224H254V221H256V220H257V221H256L257 223L262 224V223L259 221L260 218H259V214H258V213H261L262 211H264L263 209H262V210H261ZM16 210H17V211H16ZM25 210H24V211H25ZM99 210L102 211V212H105V213H101ZM106 210H107V209H106ZM121 210H122V211H121ZM155 210H156V211H155ZM161 210H162V209H161ZM161 210L159 211L160 213H165V211H166V213H167V210L162 211V212H161ZM163 210H164V209H163ZM171 210L168 211V213L170 212V214H171ZM174 210H175V207H174ZM96 211H98V212H97L98 217H99V214H98V213H101V215H102V220H101V217L98 218L97 215L94 214V212H96ZM150 211H151V210H150ZM179 211H180V210H179ZM179 211L176 210V212H179ZM196 211H197V210H196ZM213 211H215V212H214L215 214L213 213ZM219 211H220V213H218ZM25 212H26V211H25ZM46 212H45V214H43L44 217H45V215L47 214ZM57 212H58V213H57ZM159 212H158V215L160 214ZM172 212H173V210H172ZM180 212H181V211H180ZM180 212L177 213L178 216H179L180 218H181V216H182V218H184L183 216H185V215H187V216L190 215V216H191V217L189 216L190 218L187 217V219L189 218L191 221H190V220H186V219L183 220V219L181 218L182 222H184V223H185V221H190V222H191V223L187 222V224L189 223L188 226L191 225V224H192V226H193V223H194L193 220L198 219V218L200 217V216H199L198 218L196 217V218H194V219H191V218L194 217L195 214H197V212H196V213L194 212V214L191 213L192 215L190 214L189 211H187V212H189V215H188V213H186V211H185V215H182V214H184V213L180 214ZM182 212H184V210H182ZM200 212H198V213H200ZM224 212H226L225 215H226V214H230L232 217H230V216H229V218L225 217V215L222 214V213H224ZM255 212H256V213H255ZM32 213H33V212H32ZM34 213H33L32 217L35 216ZM42 213H44V212H42ZM42 213H41V214H42ZM142 213H141V214H142ZM156 213H155V214H156ZM174 213H175V212H174ZM217 213H218V215H217ZM234 213H233V214H234ZM262 213H263V212H262ZM20 214H21V213H20ZM20 214L18 215V216H19L18 218H21V217H20ZM26 214H27V212H26ZM41 214H39V215H41ZM80 214H81L82 216H81L80 218H78V217L80 216ZM155 214H151L149 217H151L152 215H153V217H154ZM170 214H169V215H170ZM177 214H175V215H177ZM179 214H180L181 216H180ZM28 215H29V214H28ZM77 215H79V216L76 217ZM94 215H96V216H94ZM101 215H100V216H101ZM103 215H104V217H103ZM161 215H162V214H161ZM161 215H159L158 217H160ZM165 215H166V214H165ZM165 215H162V217H163V216L165 217ZM167 215H168V214H167ZM169 215H168V216H169ZM208 215H209V216H208ZM213 215H212V216H213ZM262 215H263V214H262ZM24 216H25V215H24ZM24 216H23V218H24ZM26 216H27V215H26ZM144 216H145V217H144ZM172 216H173V214H171V217H172ZM195 216H196V215H195ZM197 216H198V215H197ZM243 216H244V217H243ZM30 217H31V215H30ZM30 217H28V218L26 217V218L29 219ZM41 217H42V219H39L40 217H37V218L39 219V223H40V220L42 221V220H44V219L46 218V217H45V218L43 219V216H42V215H41ZM93 217H95V218H93ZM164 217H163V219H166V218H164ZM174 217H175V216H174ZM174 217H173V219L171 218L170 220H171V221H172V220H175ZM179 217L176 216V220H178V219L180 220ZM220 217H221V216H220ZM260 217H263V216H260ZM34 218H35V217H34ZM138 218H140V217L138 216L136 221H138ZM155 218H156V217H155ZM263 218H264V217H263ZM5 219H6V220L8 219V220L6 221ZM13 219H14V220H13ZM46 219H47V218H46ZM46 219H45V221L47 222L48 219H47V220H46ZM95 219H100V220H99V221H96ZM150 219H152V217H151ZM157 219L159 220V218H156L155 220L152 219V220H153L152 222H150V220H149V222L147 221V222L149 223L148 226H151L150 223H157V222H154V221H156ZM160 219H162V218H160ZM199 219H201V218H199ZM2 220H0V221H2ZM11 220H12V221H11ZM33 220H34V219H33ZM33 220H32V221H33ZM145 220H146V219H145ZM179 220H178V221H179ZM261 220H262V219H261ZM263 220H264V219H263ZM20 221H21V219H20ZM35 221H36V220H35ZM35 221H34V222H35ZM51 221H50V222H51ZM140 221L145 222L144 219H143V220L140 219ZM140 221H138V222H140ZM161 221H162V220H161ZM165 221H166V220H165ZM192 221H193V222H192ZM14 222H13V224H14ZM28 222H29V221H28ZM34 222H33V223H34ZM162 222H163V221H162ZM162 222H161V223H162ZM168 222H170V221L168 220L167 223H165V222H163V223H165V225H166V224H168ZM182 222H179L178 224H179L180 226H181V225L183 226V223H182ZM195 222H198V221L196 220ZM211 222H212V221H211ZM211 222H210V223H211ZM213 222H212V223H213ZM35 223H36V225H37V227H38L37 221H36ZM61 223L64 224V228H62L63 225H62V227H61ZM158 223H160V221H159ZM176 223H177V222H176ZM181 223H182V224H181ZM224 223L227 224L229 228L226 227V225H225ZM250 223H253V224H250ZM257 223H255V224H257ZM28 224H29V223H28ZM28 224H27V225H28ZM48 224H49V220H48L47 225H48ZM65 224H66V226H65ZM131 224H137V222H136V223L133 222V223H131ZM142 224H143V223H142ZM142 224H141V226H147V225H142ZM145 224H146V223H145ZM169 224H172V223L170 222ZM173 224H175V222H173ZM173 224H172V225H173ZM185 224H186V223H185ZM185 224H184V225H185ZM195 224H196V223H194V226H195ZM199 224H201V223L199 222L198 225L196 224V226H199ZM0 225H1V224H0ZM10 225H11V224H10ZM18 225H19V223H18ZM18 225L16 224V226H15L16 229L18 228V227H17ZM30 225H31V223H30ZM41 225H42V224H41ZM43 225H44V223H43ZM51 225H52V223H51ZM69 225L71 226V228H70ZM153 225H154V224H153ZM160 225H161V224H160ZM162 225H164V224H162ZM162 225H161V227L163 228ZM165 225H164V226H165ZM209 225H211V224H209ZM209 225H208V227H209ZM217 225L214 224V227L216 228ZM238 225H241V226L239 227ZM252 225H253V226H252ZM263 225H264V223L261 225V227H263ZM32 226H33V225H32ZM49 226H50V224H49ZM52 226H53V225H52ZM148 226H147V227H148ZM166 226H167V225H166ZM182 226H181L180 228H182ZM192 226H190V227H192ZM194 226H193V229H194V230H197V227H196V229H195ZM15 227H13V228L15 229ZM25 227H26V226H25ZM25 227H23V228L21 227V228L24 229ZM28 227H29V226H28ZM41 227H42V226H41ZM44 227H46V226H44ZM66 227H67V228H66ZM128 227H130V226H128ZM147 227H146V228H147ZM157 227H158V226H157ZM161 227H160V228H161ZM185 227H186V228L183 227V229H184L183 231H184V232H182V234H181V231H179L180 234H181L182 236H185V235H187V234L189 235V233H190V232L188 231L187 225H185ZM203 227H202V224H201V228H203ZM230 227H231L232 229H230ZM257 227H258V226H257ZM259 227H260V226H259ZM26 228H27V227H26ZM33 228H34V226H33ZM46 228H47V227H46ZM52 228H53V229H52ZM141 228H142V227H140L139 229L141 230ZM146 228H145V231H146ZM160 228H158V229H160ZM167 228H168V227H167ZM167 228H166V229H167ZM174 228H175V227H174ZM201 228H199L200 230H199V229H198V230L201 231ZM212 228H213V226H212ZM22 229H21V230H22ZM28 229H29V228H28ZM28 229H27V230H28ZM39 229H40V228H39ZM70 229H72V230H70ZM128 229H129V228H128ZM152 229H153V230H152ZM171 229H172V228L169 227V230H171ZM178 229H179V226H177V230H176V231H178ZM185 229H187V230H185ZM203 229H204V231L202 230L201 232H205V229H206V231H208L207 233H210L209 230H208V228H207L206 226H205V228H203ZM209 229H211V228L209 227ZM21 230H20V233H21ZM27 230H25V231H27ZM35 230H36V228H35ZM67 230H68V231H67ZM156 230H157L158 232H156ZM167 230H168V229H167ZM169 230L166 231V234L169 232ZM180 230H181V229H180ZM211 230H212V229H211ZM216 230H217V229H216ZM216 230H214V231L216 232ZM15 231H16V230H15ZM17 231H18V229H17ZM31 231H32V230H31ZM44 231H45L44 233H46V235H47V231H49V230H44ZM96 231H99V233H97ZM163 231H164V230H163ZM172 231H173V230H172ZM176 231H175V233H174V231H173V233L169 232L167 235H168V236H169V235H175V236L177 235V237H179V236H180V235H179V232H176ZM190 231H191V230H190ZM199 231H198L197 233H199ZM212 231H213V230H212ZM240 231H241V232H240ZM6 232H7V231H6ZM6 232H4V234H5ZM29 232H30V230H29ZM29 232H28V233H29ZM41 232H42V231H41ZM100 232H101V233H100ZM138 232H137V233H138ZM185 232H186V233H185ZM188 232H189V233H188ZM194 232H195V234H196V231H194ZM194 232L192 231V233H190L191 236L189 235L188 238H193L194 240H193V239H192V240L190 239V240L193 241L194 243H195V241L199 242L198 238H195L196 236L193 235ZM20 233H19V231H18V234H19V235L23 234V233H21V234H20ZM30 233H31V232H30ZM52 233H53V232H52ZM150 233H149V234H150ZM157 233H159V234H157ZM162 233H163V232H162ZM170 233H171V234H170ZM176 233H178V234H176ZM183 233H184V234H183ZM213 233H214V232H213ZM229 233H231V234H229ZM7 234H8V233H7ZM31 234H32V233H31ZM31 234H29V235H31ZM50 234H49V235H50ZM131 234H132V233H131ZM140 234H136V236H135V233H133L132 235H134V237H137V235H139V237H137V238L140 239V237H141ZM166 234H165V235H166ZM228 234L231 235V236H229ZM11 235H14V233L11 234ZM11 235H10L9 237H11ZM19 235L15 234L14 237L16 236L17 239H18V238H19ZM29 235H28V236H29ZM41 235L43 236V238H46L44 234H41ZM51 235H50V236H51ZM55 235H56V236H55ZM132 235H131V236H132ZM202 235H203V234H202ZM222 235H220V236H222ZM242 235H243V236H242ZM245 235H246V236H245ZM2 236H4V235L2 234ZM7 236H8V235H7ZM28 236H27V237H28ZM50 236H49L48 238H46V239H51ZM58 236H60V237H58ZM114 236H119L118 238H120V240H118V241H121L122 239L125 240V241L122 240L123 243L119 242V243H121L120 245H119V243H118V245H115V244H116V241H117L118 238L116 239ZM182 236H180V237L183 238ZM192 236H194V237H192ZM215 236H217V234H216ZM223 236H222V237H223ZM4 237H5V236H4ZM9 237H8V238H9ZM25 237H26V236H24V238H25ZM30 237H31V236H29V240L31 239ZM129 237H130V236H129ZM134 237L132 236L131 238H134ZM166 237H167V236H166ZM166 237H165V238H166ZM173 237H174V236H173ZM177 237H176V238H177ZM248 237H250V238H248ZM254 237H253V238H254ZM24 238H23V236H21V239H22L23 241L26 240V239H24ZM32 238H33V237H32ZM34 238H35V237H34ZM34 238H33V240H35ZM38 238H39V237H38ZM40 238H42V237H40ZM40 238H39V239H40ZM114 238H115V240H116V241L114 240V242H113V244L115 243L114 246H113L112 243H111V244L109 243V245H110V246H109V245H108V242L113 241ZM165 238L162 240V243L165 241ZM167 238L170 239V237H167ZM167 238H166V241L169 240V239L167 240ZM181 238H180V239H181ZM201 238H202V239H201ZM242 238H243V240H244L245 242L242 241ZM1 239H2V238H1ZM1 239H0V240H1ZM4 239H6V237H5ZM11 239H12V238H11ZM21 239H20V240H21ZM27 239H28V238H27ZM36 239H37V238H36ZM54 239H55V238H54ZM56 239H55V240H56ZM185 239H186V238L184 237V239H182V240L184 241ZM254 239H256V238H254ZM8 240H9V239H8ZM8 240H6V241H8ZM43 240H44V239H42V242H43ZM128 240H130V241H128ZM131 240H132V241L134 240L135 243L137 244L138 247L134 246L136 249L138 248V250H139V247H141V250H139V252H138V251L136 252V250H135V252L138 253V257H137V254H135V252L133 251L134 249H133V248H130L131 246L133 247L132 244L130 245V243H133ZM182 240H180V241H182ZM3 241H4V240H3ZM3 241H2V242H3ZM6 241H4V242L6 243ZM9 241H10V240H9ZM12 241H13V240H12ZM35 241H36V240H35ZM40 241H41V239H40ZM118 241H117V242H118ZM166 241H165V243H166V245H167L168 242H166ZM174 241H175V238H172V243H174V244L178 243L179 238H178V240L176 239V241H175L176 243H175ZM186 241H187V240H186ZM188 241H189V240H188ZM188 241H187V242H188ZM204 241H203V242H204ZM215 241H216V238H215ZM236 241H237V242H236ZM240 241H241L242 243H240ZM254 241H256V240H254ZM4 242H3V243H4ZM14 242H16V241L14 240ZM30 242H31V241H30ZM33 242H34V241H33ZM37 242H38V241H36V244H37ZM48 242L50 243L49 240L46 241V243H48ZM53 242H54V241H53ZM53 242L51 241V244H52ZM193 242H192V243L190 242L191 244H190V243H189V244L192 245ZM197 242H196L195 244H196L197 246H199L201 243L199 244V243H197ZM200 242H201V241H200ZM203 242H202V246L204 245V246H203V248H204V247H205V244H207V243L203 244ZM227 242L230 243V245H228V246L226 247V243H227ZM231 242H232V243H231ZM16 243H18V242H16ZM34 243H35V242H34ZM40 243H41V242H40ZM43 243H45V242H43ZM43 243H41V245H42ZM58 243H59V242H58ZM135 243H133V244L135 245ZM162 243H161V244H162ZM170 243H171V240H170L169 244H170ZM172 243H171V244H172ZM180 243H181V242H179L178 244H180ZM184 243H186V242L184 241ZM184 243H183V245H186V244H184ZM216 243H217V244H216ZM228 243H227V244H228ZM233 243H234V244H233ZM0 244H1V241H0ZM9 244H10V243H9ZM12 244H15V243H12ZM12 244H11V246H12V248H13V245H12ZM20 244H21V242H20ZM22 244H23V243H22ZM25 244H26V245H27V244H30V245H27V246H26ZM25 244H24V245H25L24 247H27V248H26V249L24 248V250H28L27 253L31 255V256H30V259L32 260V258H33V260H32V262H31V261L28 262V259H29V257H28L29 255H28V256L25 258L26 261L24 262V261H23V260H24V259H23V256L21 257L20 254H19V256H18V254H16V255H17V256H16V255L14 254V257L16 256V257H15L16 259H17V258H19V259L22 258V259H23V260H22V259L20 260V261L23 262V263L21 262L22 264H24V263L26 264V262H27V264H42V263H44V262H46V261L48 260V259H47L46 261L41 262V258H42V257H40V256H41V255L44 256V255H43L44 252H43V253L40 252L41 250L38 249V247H37L36 244L28 243V241H27V242L25 241ZM59 244H60V243H59ZM61 244H60V245H61ZM103 244H104V245L106 244V245L104 246ZM148 244H150V246H149L150 248H148V246H146V245H148ZM163 244H164V243H163ZM163 244H162V245H163ZM171 244H170V245H171ZM174 244H173V245H174ZM187 244H188V243H187ZM219 244H220V243H219ZM223 244H222V242H221L220 245H223ZM232 244H233V245H232ZM5 245H6V244H5ZM38 245L40 246V244H38ZM49 245H50V244H49ZM55 245L59 246L58 244H55ZM55 245H54V246H55ZM155 245H156V248H155ZM164 245H165V244H164ZM164 245H163V246H164ZM166 245H165V246H166ZM170 245H169V246H170ZM173 245H172V246H173ZM180 245L183 246L182 244H180ZM180 245H179V246H180ZM193 245H194V244H193ZM1 246H2V245H1ZM9 246H10V245H9ZM14 246H15V245H14ZM16 246H18V245H16ZM16 246H15V247H16ZM20 246H21V248H23L22 245H20ZM20 246H19V248H20ZM28 246H29V249H28ZM42 246H43V245H42ZM42 246H41V247H42ZM50 246H51V245H50ZM50 246H48V248H50ZM54 246H52V247H54ZM85 246H86V245H85ZM88 246H89V245H88ZM90 246H89V247H90ZM108 246H109V247H108ZM169 246L164 247V248H165V249H164L165 251L163 250V253H162V257H164V258H159V260H161V261H163V260L166 259V258H169L168 260H164L165 263H164V262H163V263L161 262L162 264H166V263L169 264L168 262L174 263L173 260L176 259V258L173 259V256H172V255H173V254H176L175 252H176L177 250H174V249L172 250V249H170V250H172V251H174V252H173V254H172L171 256H169V254L172 253V251L169 253L168 250H167V248L169 249ZM206 246H208V244H207ZM211 246L209 247L210 249L212 248ZM4 247H5V246H4ZM103 247H102V248H99V250L101 249L102 252L105 254V250L103 249ZM175 247H176V246H173L172 248H175ZM188 247H189V249H186V248H188ZM190 247H191V246H187V245L185 246V250H186V252H187L188 250H189V251L191 250ZM192 247H193V246H192ZM199 247H201V245H200ZM225 247H226V248H225ZM8 248H9V247H8ZM17 248H18V247H17ZM21 248H20V249H21ZM44 248H47V247L44 246ZM56 248H57V247H55V249H56ZM59 248H60V247H59ZM63 248H64V249H63ZM83 248H84V247H83ZM90 248H91V247H90ZM142 248H143V249H142ZM147 248H148V251H150V252L147 251ZM154 248H155V249H154ZM160 248H162V247H160ZM170 248H171V247H170ZM179 248H180V247H177L178 251H181V250H179ZM182 248H184V247H182ZM182 248H181V249H182ZM193 248H194V247H193ZM246 248H247V247H246ZM1 249H2V248H1ZM1 249H0V252H2V253H0V254H3V256L5 257V259L8 258V257H6V256L4 255V253H3L4 250L2 249L3 251H1ZM9 249H11V248H9ZM13 249H14V248H13ZM57 249H58V248H57ZM69 249H70V250H69ZM76 249H75V251H76ZM84 249H85V248H84ZM86 249H87V248H86ZM88 249H89V248H88ZM88 249H87V251H88ZM131 249H133V250H131ZM175 249H176V248H175ZM195 249H197V248L195 247L194 249L191 250L192 253H193V251H194V254H191V253H190L191 251L188 252V253L184 252V254H183V252H181V253H182L183 256H184L185 254H186L185 256H187L188 254H191V257L195 256V257H193V259L196 258V260L194 259V261H193V263H194L195 261H197V258H198V254L196 255V252H195L196 250H195ZM201 249H202V248H201ZM201 249L199 248V249H197V251H198V250L201 251ZM210 249H208V251H209ZM222 249H223V250H222ZM11 250H12V249H11ZM18 250H19V249H18ZM18 250H17V252H18ZM24 250H23V251H24ZM50 250H51V248H50ZM65 250H64V252H65ZM73 250H74V249H73ZM90 250H91V249H90ZM155 250H156V251H155ZM203 250H204V249H202V251H203ZM205 250H206V248H205ZM219 250H218V252H219ZM8 251H9V250H8ZM15 251H16V250H15ZM20 251H21V250H19V252H20ZM42 251H46V250L44 249V250H42ZM59 251H60V249H59ZM59 251L57 250V253H58ZM75 251H74V252H75ZM80 251L82 252V251H84V250H80ZM95 251H96V250H94V252H95ZM132 251H133V253H132ZM143 251H144V252H143ZM158 251H159L160 254L158 253ZM178 251H177V252H178ZM183 251H184V250H183ZM199 251H198V252H199ZM208 251H203V252L205 253V255L207 254V255L210 256V255H211V253H210L211 251H210V252H208ZM4 252H5V251H4ZM48 252H50V251H48ZM54 252L56 253V251H54ZM60 252H62V254H64L63 251H60ZM81 252H79V255H80ZM85 252H86V251H85ZM85 252H82L81 255H85ZM90 252H91V251H90ZM92 252H93V251H92ZM94 252H93L92 255L96 254V252H95V253H94ZM141 252H142V253H141ZM147 252H148V255L151 254V253H152V254L149 255V257H148V255L143 254V253H146V254H147ZM164 252H165V254H164ZM166 252L168 253V255L165 257ZM203 252H202V253H203ZM206 252H208V253H210V254H208V253H206ZM11 253H12V252H11ZM39 253H40V254H39ZM52 253H53V252H50V254H49V253H48V254H49V255H52ZM55 253H53V256H52L53 258H51L52 261H49L50 263L52 262V263H56V264H62V263L68 264V263H66L67 259L65 258L64 255H58V254H57V256H56V255L54 256ZM65 253H66V257H67V256H68L67 253H69V252H65ZM72 253H73V252H72ZM100 253H101V252H100ZM100 253H98V254L94 255V257H92V261H93V263H95V264H103V263L101 262V260L103 261V259L100 260V258H101L100 255H99ZM139 253H140V254H139ZM181 253L178 252L177 254L180 255ZM200 253H201V252H199V255L201 256L202 253H201V254H200ZM5 254H6V253H5ZM9 254H10V253H9ZM21 254H22V253H21ZM23 254H24V253H23ZM23 254H22V255H23ZM45 254H46V253H45ZM60 254H61V253H60ZM76 254H77V255H76ZM76 254H74V256H77V257H78V253H77V252H76ZM132 254H133V255H132ZM134 254H135V255H134ZM141 254H143V255H141ZM177 254L174 255V256L177 257V259L175 260V262H177V261H178V258L180 257V256H177ZM24 255H26V254H24ZM87 255H88V254H86L85 257H87ZM97 255H99V256H97ZM205 255H203V256H201V257H208V258H211L210 263H209V262H208V263H209V264H212V262H213V261H212V257H213V256H212V257H209V256H205ZM213 255H215V254L213 253ZM3 256H0V258L2 257L1 259H3ZM7 256H8V254H7ZM9 256H10V255H9ZM12 256H13V255H12ZM12 256H11V260L13 259ZM135 256H136V257H135ZM141 256H142V257H141ZM183 256H182V257H183ZM185 256H184V257H185ZM200 256H199V257H200ZM20 257H21V258H20ZM24 257H25V256H24ZM79 257H80V256H79ZM79 257H78V258H79ZM85 257H84V258H85ZM99 257H100V258H99ZM139 257H141V258H139ZM143 257H147V258H146L147 261H146ZM153 257H152V259H154ZM160 257H161V256H160ZM201 257H200L199 259H201ZM45 258H46V257L44 256L43 260H45ZM67 258H68V257H67ZM69 258H70V256H69ZM73 258H74V257L72 256V260H73ZM84 258H83V256H82V259H84ZM87 258H88V257H87ZM90 258H91V256H90ZM90 258H89V259H90ZM102 258H103V257H102ZM170 258H171V260H172V259H173V260L170 261ZM208 258H205V259H208ZM214 258H215V257H214ZM16 259H15V262H14V263H13V260H12V261L10 260V263L6 262L7 259H6V261H5V260H4V261H5V263H8V264H11V263L15 264V263H16ZM19 259H17V262L19 261ZM75 259H76V257H75ZM82 259H81V260H82ZM85 259H86V258H85ZM152 259L149 260V263H148V264H150V261H151L152 264H153V260H152ZM162 259H163V260H162ZM179 259L182 260L181 258H179ZM187 259H191V258L185 257L184 260H182L181 262L185 263ZM227 259H228V260H227ZM68 260H69V259H68ZM72 260H71V261H72ZM144 260H145V263H144ZM208 260H209V259H208ZM213 260H214V259H213ZM223 260H225V263L223 262ZM4 261H2V262L4 263ZM20 261L18 262L19 264H21ZM71 261H70V262H71ZM76 261H77V260H76ZM89 261H91V259H90ZM128 261H129V262H128ZM130 261H131V263H130ZM134 261H135V262H134ZM166 261H167V262H166ZM201 261H205V260L202 258ZM227 261H228V262H227ZM0 262H1V261H0ZM67 262H69V261H67ZM79 262H81L80 264H82V261H80V260L77 261V262H74V263L79 264ZM87 262H88V261H87ZM127 262H128V263H127ZM158 262H159V261H158ZM214 262H215V261H214ZM214 262H213V264H214ZM231 262H230V263H231ZM18 263H17V264H18ZM47 263H48V262H47ZM50 263H49V264H50ZM71 263H73V262H71ZM74 263H73V264H74ZM83 263H85V262L83 261ZM93 263H92V262H91V263L89 262L88 264H93ZM161 263H160V264H161ZM177 263H178V264H181L179 261H178ZM177 263H176V264H177ZM183 263H182V264H183ZM187 263L190 264V263H189V260H188ZM187 263H185V264H187ZM191 263H192V262H191ZM195 263H196V262H195ZM195 263H194V264H195ZM208 263L205 262V264H208ZM217 263H216V264H217ZM1 264H2V263H1ZM154 264H158L157 261H156V263H155V261H154ZM174 264H175V263H174ZM197 264H203V262L200 263V260H199V262L197 261ZM257 264H264V260H263L262 262H260V263H257Z\"/></svg>",
    "mask_w": 264,
    "mask_h": 264
}]
</instances>
